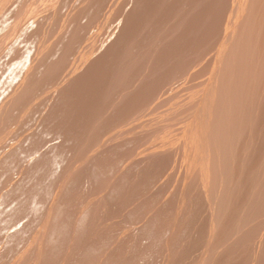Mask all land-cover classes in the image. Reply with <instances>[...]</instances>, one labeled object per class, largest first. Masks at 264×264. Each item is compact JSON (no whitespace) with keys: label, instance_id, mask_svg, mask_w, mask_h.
Listing matches in <instances>:
<instances>
[{"label":"rangeland","instance_id":"obj_1","mask_svg":"<svg viewBox=\"0 0 264 264\" xmlns=\"http://www.w3.org/2000/svg\"><path fill=\"white\" fill-rule=\"evenodd\" d=\"M7 1V2H6ZM13 2V4H14V2H16V1H18V0H15V1H13V0H4V1H0V6L3 4V2H6V3H4L1 7H0V14H2V18H0V20L1 19H3V20H1L0 21V26L1 27H4V28H1V29H4V30H1L0 29V45H1V40H3V41H5L4 43L2 42V47H0V50L2 49V48H4L5 50H7L9 47L11 48V46H9V45H6L7 47H5L4 45L5 44H8V43H10V45L12 44V48H11V50H9V53H10V55H7V54H9L7 51H5V52H1L0 53V56L2 57V53L4 54L3 56H5L6 58H7V60H6V58H4V57H2L4 60H2V58H1V63L3 64V62H4V64H3V66L5 67V65L6 64H8L9 66H11V68L8 66V65H6V72L3 70V73H1L2 71H1V68H0V76H1V79L4 77V75H9L10 76V73H11V80H10V77H9V80H8V77H7V79H6V77L5 78H3L2 80H1V82L3 81L4 83H2V85H0V87H2V88H0V91H2L3 90V88L5 89L6 88V90H7V88L9 87V86H12V84L14 85V88H16V84H17V82H15V81H18L20 78H21V74H22V72H24V71H26V70H24L23 71V68L25 67V69H27L28 67H32V66H34L35 68L36 67H39L40 68V75H38L37 74V77H36V79H33L34 80V82H35V85H33V90L31 91H29V93L31 92H33L32 94H33V96H32V94H28V101H27V96L25 97V98H23L24 100H26L27 102H30L29 100H32L31 101V104L29 105V104H27L25 101V103L29 106V109H31L32 111H33V109H32V102L34 103L35 101H33V100H37V101H41L42 99H44L43 98V96H47V98H50L52 95H54V96H58V97H60V99L58 98V97H54L55 99L56 98H58V101H57V99H56V101H55V99L53 98V96H52V99L50 98V99H46L43 103L46 105H43V103H42V101H41V103L40 104H38L39 106H40V108H42V109H40L39 108V106L37 107H35L34 105H35V103L37 102H35L34 103V105H33V108H37L35 111H33V112H36L35 114H33V112L32 111H30L29 109H28V107H26L25 105L26 104H23V102H22V100H21V102H22V104H21V102H19L17 105L19 106H22V105H24L27 109V113L26 112H24L25 113V117H23V111H25V107L23 108H19L17 105H15V106H17V108L16 109H18V110H16L15 109V111L12 109H10V111H12V113L13 112H20V115L18 116L17 115V117L20 119V120H22L23 118H26L27 116H29L28 118H26L27 119V121L29 120V119H31L30 121H31V123H32V127L33 128H35L37 125V127H36V129H33L32 127H31V123H29V125H30V127L31 128H29L27 125H28V123L26 122H24L23 123V120H22V122L21 121H19L18 120V122H17V118H16V120L14 119L16 116L14 115L13 117H12V119H14L13 121H12V119H11V117H10V119H11V121L10 122H12V123H14L13 124V126H12V124L9 122V118H7L6 116V119H8V123H9V125L11 124V126H9L8 125V123H6V125H8L7 127H6V125H4L5 126V128H7L6 130L5 129H3V133L1 132L2 130L0 129V135H2V139H0V140H3V138H4V136H5V134L7 133V135H11L12 133H11V129L13 130V133L15 134H17V130H19L18 128H20V127H28V128H26V129H28L27 131L25 130V133L24 134H22V135H20L21 133H20V131L18 132V133H20V134H18L19 135V138H18V136H17V138H15L16 137V135L14 136V134L13 135H11V136H14V137H12V138H10V136H8V138L7 137H5V138H7V139H5V140H8V141H10V140H13V141H15V142H17V140H18V143H19V140H22V142H24L23 144H24V146H25V140L27 139H25L24 141H23V139H24V137H26V136H28V142H31V143H33V144H29V143H27L26 144V147H24L21 143V145H20V147L19 148H21V146L22 147H24V148H22V149H19L18 148V143L16 144L17 145V149H18V151L20 152L21 150H27V151H25V153L27 152V154H25L24 153V151L23 152H20L21 154H18L17 152V157H18V155L20 156H25V155H27L28 157L26 158V156L24 157L26 160L27 159H29V160H27L28 162H26L25 161V159L23 160L21 157V159L23 160V162L24 163H22V160L21 159H18L19 160V162L17 161H12L11 162V164H12V167H11V164L9 163V161H8V163L10 164H6L5 166H10L9 168H10V170L12 171H7L10 175L11 174H15L14 176V178H15V180H13L12 178H10L9 176L10 175H8V177H9V179H6V177L5 176H7L6 175V173H4V170L6 169V167L4 166L3 167V165L4 164H2L1 162V164H0V166H1V168H0V173L1 172H3V175L4 176H1L0 175V184H1V189L2 188H5L6 189V187L8 186L9 188H11L10 186H12V184H16L17 186H12L13 187V189L15 188V187H19L20 185L21 186H23V187H25V188H22L21 186H20V188H21V190L23 191H21V192H18V194L16 193L17 191H20V188H18L19 190H17V188L16 189H12L13 191H16V192H14V193H16L15 194V196H20V197H17L18 198V200L20 201L23 197H24V199H22V201H18V203H20V204H18L17 203V198L14 196H12L11 195V197L12 198H14V199H12L11 197V201H10V206H9V204L6 202V201H9L8 199H9V196H10V191H9V188H8V192L5 190V189H3V190H0V192L1 191H3L2 193H0V197L2 198L3 196H5V197H3L4 199H5V201H4V199H3V201H2V199L0 198V200L2 201V203H0V207L2 208V213L4 214V213H6V216H7V214L9 213V211H16L18 208H19V206H21V202H22V204H24L23 205V207L24 208H28L29 209V211L27 210V212H29V213H27L26 211H24V213H22V209H21V207L19 208L20 210H19V215L24 219V221L22 220V218L20 217V219H21V221H19L18 220V218H16L17 220H15L14 222H13V228L11 227L12 225H11V222H10V224H9V222L7 223V220H8V218H9V216H10V218H11V220H14V219H12V217H16L15 215L13 216L11 213L10 214H8V217H5V219H1L0 220V223L2 224V225H0V227L2 228V230H1V232H0V239H1V244H2V246H3V244H4V247L6 248L7 246H9L10 244H12V242L10 241V239L16 244V243H20V245L22 244V248L19 246V245H14V244H12L13 246H15V248H17L18 247V252H16L14 249L12 250L11 249V251H15L16 252V254L15 253H12L11 251H9L10 249V247L6 250L4 247L2 248L3 250L1 251V249H0V251L1 252H5L4 251V249L6 250V251H8V252H6V253H4V254H7V255H9V252H11L12 254H14V255H18L19 257H20V255L22 254V257H20L21 258V261H23L22 260V258H26V256H24L23 257V255L25 254H27L28 255V253H24V252H29V251H31L32 250V252H29V256H31L32 258L35 256V257H37V258H39L40 257V255H43L45 252H46V254H44L43 255V258H42V256L39 258V259H37L40 263L39 264H46V262H47V264H69V263H72L73 264V262H74V264H88V263H90V264H115V263H119V262H117V260H119V259H117V258H120V264H167V261H170V262H168V264H179V262H180V264H181V262L183 261V259H184V261L186 262L187 260V262L186 263H190L191 264V261H189L190 259H189V256L190 255H192V256H190V257H194L193 255H200L199 256V259H197V262L200 264V262H203V264H207V261L208 260H201V258L200 257H202V258H206V259H209V263H212L213 264V262H214V260H215V258H216V256L215 255H217V257H218V255H219V260H220V258L221 257H223V256H225L226 254H228V255H226L224 258L226 259V261H228V262H224L225 260H224V258L222 259V261L224 262V263H221V264H247V263H251V261L250 260H254V259H256V258H254V257H257V255L259 254L260 256H262V259H260V258H258L257 257V259H260L261 261H259L260 263L259 264H264V258H263V256H264V251L262 252H258V250H257V246L258 245H260L261 246V249H263V247H264V240H263V245H261V239H264V235H263V233H264V220L262 221L261 220V224H262V226L261 225H259V222L258 223H256L255 224V222H257V221H259V219H256L257 217H259V214H261L260 215V217H261V219L262 218H264L263 217V214H262V212H261V210H263L264 208V205H263V203H264V201L261 203V205H258L260 208H261V206H263L262 208L263 209H260V212L257 210V212L259 213H255V212H253V214H254V216H255V214L257 215V216H255V219H256V221L253 219V217H251L253 220L251 221L253 224H255V225H257L258 224V226H259V230H258V226L255 228V227H253L251 224V222H249V223H251V224H249L250 226H246L244 229H247L246 230V232L247 233H249L248 232V230H252L251 228H255L254 229V231H257V233L258 234H260V235H258L257 237L255 236V235H257V233H253V230H252V236H251V239L249 238V236H243V237H245V238H243L242 237V239L243 240H241L240 238H237L236 237V235H238V234H240L239 236L241 237L242 235H243V232H245V231H241L242 232V235H241V233L239 232L238 234H236V235H234L235 236V238H237L236 240L239 242V241H241V243H240V246H241V244H243L241 247L240 246H238V242L237 241H235V238H234V236H233V239L231 238L232 237V234H231V232H234V230L232 229V227H234V228H236V226H234L233 225V220L235 219L234 218V216L232 215V217H229V218H227L228 220H229V222H227V219L225 220V222H223L222 224H221V227H219L218 229H217V231L218 230H220L221 232H222V234L221 233H218V232H220V231H216V233H215V237L213 238V239H217V241L216 240H214V242L216 241V243H214V242H212L213 241V239L211 238V239H209V232H210V230H211V221H212V219H210L208 216H209V214H210V216H211V213H210V211H209V207H208V204H207V200L208 199H206V196H205V194L203 193V191H202V193L200 192L201 190H200V188L202 189V186H201V183H200V178L197 180L196 178H198V177H196V173L194 172V175L192 176V175H190V174H193V173H189V170H190V172L192 171L193 172V170H192V168L190 167V164L188 165V160H191V159H188V160H185V162L187 163H185L184 161H182L183 160V158H189V156H190V154L193 156V153H192V151L190 152V150H188L189 148L188 147H190L189 146V144H187V142L185 143L184 142V140H185V138H186V140L188 139V136L190 135V133H191V131H195V129H193V128H191V127H189L190 125V121H186V120H189L190 118H191V121H192V123H194L195 122V120H192V118H195V116L194 115H196L197 116V112L195 113V114H193L191 111H190V109H187V110H184L185 112H186V114L184 113V111H183V108H182V110H181V103H179L180 101L182 102V104H184V102H185V106H186V104H188V106L189 105H191V104H194V103H196L195 104V106L193 107L194 109L196 108H198L197 106H198V97H196L197 99H196V101H195V99H193V98H190L189 96L190 95H192L191 97H194L195 98V96L197 95H199L198 93L200 92V90H198L199 88H202V87H200V86H203V83L205 82V79H207V77L208 76H206V74H207V72L209 71V68H210V66H209V63H211L212 62V60H213V58H214V52H215V48H217V46H215L214 44L215 43H218L219 44V42L221 41V39H222V36H223V34H224V30H225V28H223L225 25H226V23H227V21H228V19H229V15H230V12L229 11H231V9H232V4H233V2L235 1V0H220V1H218V0H198L199 1V3H197V6H196V4L194 3V2H196V0H170V1H168V0H126V2H125V0L122 2V0H119V1H117V0H115V2H114V0H111V1H109V0H90L91 2H89V0H87L86 2H87V4H86V2H85V4H83L84 2L83 1H85V0H75V1H73L75 4H72L73 2L72 1H70L69 2V0H67V1H64V3H66V4H64V3H62L63 2V0H62V4L60 3V5H61V9L63 8L64 9V7H62L63 5H67V6H65V8L66 9H64V10H66L64 13H63V11H62V13H63V15H59V13H60V11L59 10H61V9H59V7L57 8L56 6L59 4V0H57L56 2H58L57 4H56V2L54 1L53 2V4H52V2L50 1L49 3L48 2H46V0H43V2L40 0V1H37V0H23V1H25V2H22L23 4H21V2L20 1H18V3L16 2V4H14L15 6H14V8L12 7L13 6V4H12V2ZM28 1V2H27ZM49 1V0H48ZM53 1V0H52ZM98 1H100V2H98ZM114 2V4H113V2ZM165 1V2H164ZM186 1V2H185ZM200 1L202 2L203 1V3H200ZM218 1V2H217ZM225 1V2H224ZM255 2V5H256V3L258 4V5H260L259 3H261L262 5H263V9H264V2L262 3V2H260V1H264V0H254ZM20 2V3H19ZM33 2V3H32ZM34 2H35V6L37 7L38 5L40 6V7H38V8H40V9H35V7H34ZM37 2V3H36ZM48 3L49 4V8L47 7L48 6V4L46 5V4H44V5H46V7H47V9H46V7L42 4H40V3ZM72 2V3H71ZM78 2V3H77ZM82 2V3H81ZM119 2V3H118ZM120 2H122L124 5H122V3H120ZM144 2V3H143ZM159 2H162V3H164V4H162V3H159ZM192 2V3H191ZM222 2V3H221ZM236 2V1H235ZM259 2V3H258ZM27 3H29L30 5H32L34 8H31V10H30V5L29 4H27ZM39 3V4H38ZM55 3V4H54ZM70 3V4H72V5H75V7H78L77 5L79 4H82V5H84V6H86V8H85V10L81 7H79V8H74V6H72V5H68V4ZM90 3H92V4H90ZM101 3V4H100ZM194 3V4H193ZM217 3H219V4H217ZM253 3V4H254ZM9 4L10 5V7H7L6 8V6ZM18 4H20V6L22 5V6H24V4L25 5H29V6H25L24 8L21 6H17ZM77 4V5H76ZM89 4V5H88ZM103 4V5H102ZM115 4H116V6H115ZM121 4V5H120ZM160 4H162V5H160ZM167 4V5H166ZM172 4V5H171ZM181 6H180V5ZM200 4H202V5H200V6H202V7H199V5ZM6 5V6H5ZM8 5V6H9ZM53 5V7H51V6ZM55 5V6H54ZM88 5V6H87ZM95 5V6H94ZM97 5H98V7H101V8H98L97 7ZM101 5V6H100ZM106 5V6H105ZM111 5V6H110ZM140 5V6H139ZM220 5H221V7H220ZM224 5V6H223ZM230 5V6H229ZM258 5H256V6H254V10L257 8V6ZM262 5H261V8L260 7H258L256 10L258 11V9H259V11H260V9H262ZM5 6V7H4ZM31 6V7H32ZM45 8H44V7ZM70 6V7H69ZM89 6H90V8L91 9H89ZM94 6V7H93ZM115 8H113V7ZM118 6V7H117ZM120 6V7H119ZM160 6L162 7V8H160ZM182 7L181 9L179 8V7ZM194 6V7H193ZM230 8H229V7ZM2 7H4L5 9H7V11L9 12V10H10V8H11V10H10V12L11 11H13V10H15V11H13V12H11V14H10V12L7 14L6 12H4L5 11V9L4 8H2ZM15 7H16V9H15ZM19 7H20V9L21 10H19ZM28 9H27V8ZM71 7H73L74 9H71ZM95 7H96V9H95ZM116 7H117V9H116ZM159 7V8H158ZM187 8V9H184V8ZM198 9H197V8ZM13 8V9H12ZM17 8H18V10L19 11H22L23 10V12L26 14V16H24L25 14L23 13V15L22 14H19V11H17ZM43 8H44V10L46 9L48 12H50L49 10H51V12L49 13V14H52L53 16H49L48 17V15L49 14H47L46 12L47 11H43ZM68 8H70V9H68ZM144 8V9H143ZM172 8V9H171ZM179 8V9H178ZM194 10H193V9ZM26 9V10H25ZM42 9V11H39V10H41ZM54 9V10H53ZM59 9V10H58ZM62 9V10H63ZM97 9H98V11H97ZM157 9H158V11H160V12H157ZM161 9V10H160ZM165 9V10H164ZM209 9V10H208ZM229 11H228V10ZM28 10H30V11H28ZM39 11L38 13H39V17H36V20H35V15L36 16H38L37 14V11ZM68 10H71V11H73V12H71L70 14L68 13V12H70V11H68ZM92 11V12H90V11ZM94 10V11H93ZM96 10V11H95ZM107 10H108V12H107ZM178 11V13H179V11H180V13H179V16H178V13H176L175 11ZM185 10H187V11H185ZM253 10V9H252ZM256 10H255V12H256ZM1 11H3L2 13H1ZM26 11V12H25ZM29 13H28V12ZM32 11V12H31ZM33 11H36V14H35V12L33 13ZM55 11H57L58 12V15L56 14L55 15V13H57V12H55ZM89 12V14H88V12ZM101 11V12H100ZM104 11V12H103ZM116 11V12H115ZM129 13H128V12ZM133 11V12H132ZM191 11H193L194 12V14L192 13H190ZM258 11V12H259ZM262 11V13H260V14H263L264 13V11L263 10H261ZM17 14H19V15H15L16 13ZM30 12L31 13H33V14H35L34 15V17L30 14ZM42 12H43V14H45L47 17L46 18H49V20H51L50 22H51V25H53V24H55V21H52L53 19L55 20V17H56V21H58L59 20V18L57 19V16H60V19H61V21H62V19H63V24L65 23V21L66 22H69V24L68 23H65V24H68V25H66V27H65V25L63 26V24H61L60 23V21H58L59 23H60V25H59V28H55L56 27V25L57 24H59V23H56V25H55V27H52V28H55V29H53L54 31H52V32H54V34L53 35H55V37L54 36H52V35H50L51 33H48V32H51V31H48V29L50 28V24L49 25H45V24H48L49 22V20L48 19H46V18H41V17H44V16H42L43 14H42ZM45 12V13H44ZM79 12H84V13H82V15H84V16H82L81 15V13H79ZM85 12H87V14L85 13ZM94 12H99L100 14H97V13H95L94 14ZM143 12V13H142ZM164 12V13H163ZM254 12V13H255ZM3 13H5V14H7L8 16H6L5 14H3ZM104 13V14H103ZM116 13V14H115ZM145 13V14H144ZM153 13H156L157 14V16H156V14H153ZM175 15V14H177V16H173V14ZM182 13H184V15L182 14ZM187 13H190V14H187ZM215 13V14H214ZM218 13H219V15H218ZM257 14L256 15V13H255V15L253 16L252 15V18L251 19H253V21L255 20L256 22H258V23H256L257 25L256 26H258L259 28H255V24L254 25H252L253 23L251 22V20H250V22L251 23H249L250 24V28H251V32H250V34H252L253 32V34L252 35H254L255 34V31L257 32L256 33V37L255 36H253L254 37V39H253V37L251 38V40L253 39V42L255 43V42H257V41H255V38H256V40L257 39H259L258 40V42L260 41V39H263V41H264V31H263V33L261 32V30L260 29H263L264 28V24L262 23L264 20H262L263 19V17L261 16L260 17V14ZM67 14V15H66ZM76 15V17L75 18H77L78 17V20H79V18H81L80 20L81 21H83L82 20V17H83V19H85V18H88L89 16L88 15H90V17H91V21L89 22V23H91V25L93 26V27H91V28H89V29H91V31L89 30V31H86L84 28L88 25V26H91V25H89L88 23L86 24V22L87 21H89V20H87V21H85V26H84V31H83V29H81V31H79V33L78 34H80L81 36V38L80 37H78L77 36V30L79 29L80 30V28H82V24H83V22H82V24L80 25V23H78V21L77 20H75L73 17H72V15L73 16H75ZM80 16H82V17H80ZM86 14V15H85ZM97 14V15H96ZM111 14V15H110ZM116 16H115V15ZM126 16H125V15ZM128 14H130L129 16H128ZM135 14V15H134ZM160 14V15H159ZM185 14H187V15H189V16H187V15H185ZM15 16L14 18H13V16ZM21 15V16H20ZM29 15V16H28ZM78 15V16H77ZM142 15V16H141ZM144 15V16H143ZM149 15H151L152 17L154 16V18H151V16L149 17ZM182 15V17H183V19H182V17H180ZM196 15V16H195ZM226 15V16H225ZM10 16V17H9ZM30 17V18H32V19H34V21H32L30 18L27 20L26 19V17ZM86 16V17H85ZM98 16H100L99 18H98ZM106 16V17H105ZM113 16V17H112ZM131 16V17H130ZM173 16V17H172ZM195 16V17H194ZM222 16V17H221ZM0 17H1V15H0ZM4 17H6V18H4ZM8 17H9V19L10 20H12L10 23H9V19H8ZM12 17V18H11ZM21 18V20H20V18ZM23 17H24V19H25V21L26 22H24V19H23ZM92 17H93V19H92ZM127 17V18H126ZM136 17V18H135ZM146 19H145V18ZM174 18V17H176V18H180L181 20H183L184 21V19H185V23L183 22H180V21H176V20H179V19H172L173 21H171V19L170 18ZM187 19H186V18ZM189 17V18H188ZM191 17V18H190ZM200 17V18H199ZM226 17H228V18H226ZM37 18H39L40 20H42V19H46V20H48L47 22H45V21H41V24H43V26L41 25V26H39V27H42V29H41V33H44L45 31H48L47 33L50 35V37H49V35L45 32L44 34H40V37L39 36H37L38 38H36V36L35 35H39V33H37L36 31L33 33V31L32 30H30L29 28H27L28 26L30 27V25L32 26H34V24H36L37 22H39L40 23V20L39 19H37ZM66 18V19H65ZM104 20H103V19ZM106 18V19H105ZM110 18V19H109ZM113 18V19H112ZM130 18V19H129ZM142 18H143V20H142ZM152 20H151V19ZM168 18V19H167ZM193 18V19H192ZM209 18V19H208ZM259 18H261V20L259 19ZM6 19V20H5ZM69 19V21H67ZM74 19V20H73ZM98 19V20H97ZM126 19V20H125ZM149 19H150V21H149ZM204 19H208L205 23H203L202 21H204ZM222 21H221V20ZM5 20V21H4ZM15 20V21H14ZM17 20V21H16ZM38 20V21H37ZM79 20V21H80ZM140 20V21H139ZM147 20V24L148 23H151V24H146L145 25V21ZM165 20H166V22H165ZM188 20V21H187ZM197 22H196V21ZM2 21H4L3 23H2ZM20 21H23L24 22V25H22L21 23L22 22H20ZM28 21V22H27ZM32 22V24H31V22ZM80 21V22H81ZM111 21V22H110ZM163 21V22H162ZM170 21L172 22L171 24H170ZM214 21V22H213ZM224 21V22H223ZM262 21V22H261ZM13 22V23H12ZM16 22V23H15ZM17 22H18V24H17ZM20 22V23H19ZM29 22H30V24H29ZM43 22H45V23H43ZM53 22V23H52ZM75 22V23H74ZM102 22V23H101ZM145 22V23H144ZM167 22H169L167 25H165V23H167ZM200 22V23H199ZM12 23V24H11ZM26 23H27V29L28 30H30L32 33H33V37L34 38H36V39H32L33 37H32V35H29V36H31L30 38L33 40V45H34V43L36 44L37 43V45L39 44V43H41L40 45H38L37 47H36V45H35V48L34 47H32L33 45H32V42L30 43V42H28L29 40H30V38L29 39H27L29 36H27L26 34L28 33L29 34V32L30 31H26L27 29L25 28V25H26ZM34 23V24H33ZM39 23H38V25H39ZM94 23V24H93ZM107 23H109V24H107ZM143 25H142V24ZM175 23H176V25H175ZM178 23V24H177ZM203 23V24H202ZM262 23V24H261ZM11 24V25H13V26H11V28L9 29V25ZM22 26H21V25ZM77 25V26H79L78 27V29H75L76 28V26H74V28H73V26H71V25ZM170 24V25H169ZM175 25V26H172V25ZM183 24V27L181 26ZM185 24V25H184ZM202 24V25H201ZM261 24V25H260ZM6 27H5V26ZM15 25H18V27H16L15 29H14V31H12L13 30V28L15 27ZM95 25H96V27H95ZM141 25V26H140ZM145 25V27H143V29L145 30H143L142 29V26H144ZM204 25V26H203ZM224 25V26H223ZM262 25H263V27H262ZM8 26V27H7ZM32 26V27H33ZM49 26V28H47ZM54 26V25H53ZM105 26V27H104ZM108 26L110 27V28H108ZM138 26H140V28L138 27ZM182 27V29H184V30H182L181 31V27ZM192 28H191V27ZM201 26V28H202V30L201 29H199V27ZM254 26V27H253ZM260 26L262 27V28H260ZM21 27L24 29V30H22L21 29ZM36 27H37V25H36ZM39 27H37V28H39ZM61 27V28H60ZM64 29H63V28ZM102 27V28H101ZM147 27V28H146ZM150 27V28H149ZM164 27H166V28H164ZM174 27H176V28H174ZM179 27V28H178ZM212 27V28H211ZM220 27V28H219ZM253 27V28H252ZM37 28H36V30H37ZM46 28H47V30H46ZM70 28H72V29H75V30H73V31H76L75 33H74V36L76 35L77 36V41L75 40L74 42L76 43V44H79V45H77V48H76V44H75V50H74V45H72L71 46V44H73V40H74V38L76 37H74V36H72V37H74V38H72V40H71V38L69 39V40H71V42L72 43H70V45H68V43L70 42H68L67 41V45H68V47H69V49H70V47L72 48L73 47V51L75 52L74 54H73V52H71L72 50H69L68 48H67V45H66V47H65V45H63V43L65 44L66 43V40L71 36V34H69L70 36L64 41V38H62V36H66L65 34H67V33H73V31H72V29H71V31H69V29ZM95 28H97V29H95ZM115 29L116 28V30H115V32H114V30H112V31H110V29ZM128 28V29H127ZM155 28L157 29V30H155ZM167 28H171V30H172V28L174 29V30H176V31H174V33L176 32L177 34H176V36L175 35H173V37L172 38H170L169 36L170 35H172V34H174L173 33V31H167V30H169V29H167ZM9 29V31H7ZM19 29V31L20 30H22V32L23 33H25V31L27 32V33H25V35H26V37H25V35H22V33L21 32H19V31H17V30ZM33 29L35 30V28L33 27ZM51 29V28H50ZM49 29V30H50ZM59 29H60V31H63L62 33H60V31H59ZM63 29V30H62ZM87 29H88V27H87ZM137 29H140V30H137ZM150 29V31H148ZM151 29H152V31H151ZM160 29V30H159ZM164 29V32L162 31V30ZM179 29H180V31H179ZM193 31H192V30ZM197 29H198V31H197ZM253 29V30H252ZM254 29H255V31H254ZM260 31H259V30ZM38 30H40V29H38ZM37 30V31H38ZM95 30V31H94ZM121 30H122V32H121ZM125 30H126V32H125ZM137 30V31H136ZM143 30V31H142ZM190 30V31H189ZM196 31V33H195V31ZM199 30H200V32H199ZM208 30V31H207ZM223 32H222V31ZM2 31L5 33V35L4 36H6V38L5 37H2L3 36V33H2ZM12 31V32H11ZM43 31V32H42ZM84 32V34H82L83 32ZM101 31V32H100ZM142 33L141 35H140V33ZM155 32V36H152V34L154 35V32ZM158 31V32H157ZM164 34V36H162V34L160 35V33L161 32ZM167 31V32H166ZM179 31V32H178ZM184 31V32H183ZM188 32V34L187 33H185V32ZM215 31V32H214ZM80 32H82V33H80ZM86 32H88V33H86ZM89 32H91V34L89 33ZM104 32V33H103ZM138 32V34H136ZM145 32V33H144ZM149 32H151V33H149ZM160 32V33H159ZM169 32V33H168ZM185 33V34H183V33ZM198 32V33H197ZM209 32V33H208ZM212 32H214V33H212ZM258 32H259V34H260V36L258 35ZM11 33L12 34H14L13 36L11 35ZM18 33H20V34H18ZM31 33V34H32ZM37 33V34H36ZM57 33H59V34H57ZM96 33V34H95ZM148 33V34H147ZM170 34L169 36H168V34ZM172 33V34H171ZM208 33V34H207ZM218 33V34H217ZM219 33H221V34H219ZM8 34H10L9 36H11L10 37V39L12 38V37H15V34H17L16 36V38H14V39H11V42L14 40V42H10V40H9V36L7 37V35ZM46 34V35H45ZM85 34H86V36H85ZM92 34H93V36H92ZM108 36H107V35ZM150 34H151V37H150ZM181 34V35H180ZM190 34H192V36L190 35ZM197 34V35H196ZM208 36H207V35ZM41 35H45V37L47 36V38L50 40L51 39V37H53V39L55 38V40H53V39H51V40H53V42L50 40V42L51 43H49V41L48 40H43V39H46L45 37L43 38V36H42V38H41ZM73 35V34H72ZM94 35H95V37H94ZM135 35H136V39H135ZM143 35H145V38H143ZM156 35H158V37H162L163 39V41L161 40V39H158L157 40V38H155L156 37ZM166 35H167V37H169V38H167L168 40H166L165 38H166ZM180 35V36H179ZM184 35V36H183ZM186 35H188V36H186ZM220 35V36H219ZM222 35V36H221ZM90 42H88V44L89 45H93V46H89L91 49L90 50H92L91 52H89V54H88V46L86 45L87 43H86V40L84 39V37ZM91 36V37H90ZM98 36V37H97ZM139 36V39L137 38ZM142 36V38H140ZM147 36H148V38H147ZM175 36V37H174ZM191 36V37H190ZM205 36H206V38H205ZM257 36H259V37H257ZM21 37V38H20ZM67 37V36H66ZM97 37V38H96ZM102 39H101V38ZM133 37H134V39H133ZM160 37V38H161ZM202 37V38H201ZM262 37V38H261ZM2 38V39H1ZM8 38V39H7ZM17 38H20V40H22V38H23V41L25 42L24 43V45H23V41H20L19 39H17ZM27 40H26V39ZM60 38H62L63 39V41H61L60 40ZM89 38V39H88ZM94 38V39H93ZM122 38V39H121ZM132 38V39H131ZM147 38V39H146ZM151 38H152V40H151ZM187 38V39H186ZM208 38V39H207ZM220 38V39H219ZM5 39H7V40H5ZM15 39H16V41H17V43H16V47L17 48H15V46H14V44H15ZM145 39V40H144ZM150 40V42H149V40ZM157 41H155V40ZM171 39V40H170ZM216 39V40H215ZM19 40V41H18ZM27 41V43H26V41ZM36 40H37V42H36ZM39 40L41 41V40H43V41H41V42H39ZM58 40H60L61 41V43H59V41ZM80 40H82V41H80ZM131 42V44L129 43V41ZM159 40H161L162 41V43H161V41L159 42ZM172 40H173V42H172ZM182 40V41H181ZM185 40V41H184ZM198 40V42H195V41H197ZM202 40V41H201ZM9 41V42H8ZM31 41V40H30ZM45 41V42H44ZM46 41H48V43H46ZM58 41V42H57ZM92 41V42H91ZM93 41H95V44H93ZM127 41V42H126ZM144 41V42H143ZM149 42V43H146V42ZM155 41V42H154ZM167 41V42H166ZM171 41V42H170ZM217 41V42H216ZM262 41V42H263ZM19 42V43H18ZM21 42V43H20ZM39 42V43H38ZM79 42H82V43H79ZM126 42V43H125ZM135 42H137L138 43V45H137V43L135 44ZM139 42H140V44H139ZM257 42V43H258ZM261 42V41H260ZM259 42V43H260ZM261 42V43H262ZM58 43V45H60V47H61V44H62V46H64V49H62L63 47H59L58 45H56V47H55V44H57ZM92 43V44H91ZM129 43V44H128ZM144 43H145V45L147 44L148 45V48H150L149 50L150 51H152V50H156L155 52L153 51V52H151L152 53V55H151V53L149 52V50H148V48L144 45ZM161 43V44H160ZM171 43V44H170ZM173 43V44H172ZM176 43V44H175ZM179 43V44H178ZM185 43V44H184ZM188 43V44H187ZM257 43H255L256 44V46H255V44H253V47L255 46L256 48L258 47L259 48V50H257L255 47H254V50H256V53L258 52V51H261V49H264V47H261V45H263V43L260 45L259 43L257 44ZM21 45L23 48L24 47H26V45H32V46H28L29 48L31 47V50H28V47H26V48H24V51H23V49H22V51L20 50V48H19V46L18 45ZM43 44H44V46L45 45H48V47L47 46H45V47H47V48H45L44 46H43ZM51 44V45H50ZM82 44H85V46H87V47H83V45ZM141 44H143L144 46H145V48L143 47V45H141ZM158 44V45H157ZM161 46H160V45ZM164 46H163V45ZM191 44V45H190ZM205 45V47H204V45ZM207 44H209V45H207ZM218 44H216V45H218ZM50 45V46H49ZM83 47V48H86L85 50L87 51V53L85 52V50L81 47V46ZM94 45H95V47H97V48H95L94 47ZM97 45V46H96ZM122 45H123V47H122ZM126 45H129V47L128 46H126ZM135 45H136V47L139 49V47L140 48H144L146 51L148 50V52L150 53V55L147 57V58H145V56H143V54H140V52H137V51H140V50H137V48H135ZM156 46V47H154V46ZM203 45V46H202ZM20 46V47H21ZM39 46L40 47H42L43 49L42 50H40L41 48H39ZM55 47V50L56 51H58L59 49H61V50H63L62 52L64 53V54H61L60 53V55H59V51L58 52H56V59L58 58L59 59V61H60V57H63L64 55H65V51L64 50H66V48L70 51V54H69V58L68 57H65L64 56V58L67 60H70V62L67 64H64L65 66L66 65H69V69H67V67H65V70H69L68 72H69V75L68 74H66L65 75V73L67 72V71H64V69L63 68H60L59 67V65L58 64H56L57 63V61L58 60H56L55 58H54V60H56V63H54L55 61L53 60V64L54 65H52V67H50L51 66V61H50V63H47V64H43V63H46V62H44V61H47L48 62V59H50L51 57H54L55 55V52H54V54H52V53H50V54H52V55H54V56H51L48 52H53L54 51V47ZM81 48H80V47ZM101 46V47H100ZM124 46H126V47H124ZM152 47V49H151V47ZM163 46V48H161ZM201 47V49L203 50V52L207 49V51H205V53H202V50L201 49H198V50H196V47L197 48H200ZM264 46V45H263ZM21 47V48H22ZM59 47V48H58ZM79 47V48H78ZM121 47L123 48V49H121ZM133 47V48H132ZM154 47V48H153ZM203 47H204V49H203ZM210 47V48H209ZM213 47V48H212ZM7 48V49H6ZM33 48L34 49H37V50H33ZM51 48H53V49H51ZM98 48H100L99 50H98ZM124 48H126V49H124ZM156 48V49H155ZM175 49V51H174V49ZM14 49H17V50H20V51H18V52H20V55H22L21 53L22 52H24L25 53V49H27L28 51L27 52H31V54H29V53H27L28 55H31L32 56V53H34V54H36V55H38V57H35L36 58V62L39 60L40 61V63H39V65L37 64V63H35L34 64V60L32 61V59H33V57H32V59L30 58V56L28 57L27 56V54H26V56L23 54L22 55V57H23V59H24V57H25V59H26V61L25 62H23V60L22 59H20V58H22L21 56H20V58L18 57L17 58V54H19V53H17V51H15L17 54L16 55H14V51L13 50ZM77 49L79 50V52L77 51ZM131 49V50H130ZM136 49V51H134ZM144 49H141L142 51L144 50ZM212 51H210V50ZM49 50H51V51H49ZM80 50H81V52L83 53V55H80L81 53H80ZM84 50V51H83ZM96 50H97V52H96ZM122 50L123 51H125L124 52V54H122V55H120L121 53H122ZM130 51V53L131 54H135L136 52L137 53H139V54H137L136 53V55H133L134 57H130V56H132L131 54H130V56H128V55H125V54H127V53H129V51ZM144 50V51H145ZM165 50V51H164ZM187 50V51H186ZM200 50V51H199ZM209 50V51H208ZM11 51V52H10ZM43 53H42V52ZM78 53H77V52ZM95 51V52H94ZM120 51V52H119ZM128 51V52H127ZM146 51H145V53H146ZM173 51V52H172ZM180 51V52H179ZM190 51V52H189ZM197 51H199L198 53H199V55H198V53H197ZM263 51V50H262ZM261 51V52H262ZM7 52V53H6ZM41 52V53H40ZM46 52L48 53V56H49V58H45V57H47V55H45L46 54ZM66 52H67V50H66ZM119 52V53H118ZM134 52V53H133ZM147 52V53H148ZM186 54H185V53ZM188 52V53H187ZM194 52V53H193ZM196 52V53H195ZM11 53L13 54V56L15 57L16 56V58H17V61L15 60L16 58H14L13 56H11ZM42 54V56H40V54ZM68 53V52H67ZM79 54L78 55V58H79V60L76 58L75 59V54ZM146 53V56L148 55ZM155 53V54H154ZM193 53V54H192ZM212 55H211V54ZM255 52H254V54H256ZM260 53V52H259ZM72 54H73V59H71L72 58ZM87 56V58H85L84 56L85 55ZM88 54V55H87ZM98 54V55H97ZM156 54H158V55H156ZM177 54V55H176ZM178 54H179V56H178ZM189 54H192V55H189ZM35 55V56H36ZM63 55V56H62ZM106 55V56H105ZM124 55H125V57H124ZM154 55H156L155 57H154ZM193 55H196V56H198L199 57V59H197L198 57H195V56H193ZM200 55H202V56H200ZM203 55H204V57H203ZM206 55V56H205ZM207 55H208V57H207ZM211 55V56H210ZM257 55H259L258 56V58L256 57ZM254 58H256V59H254V60H261V62H263L264 60H262V59H264V51H263V54H257ZM11 56V58H14V59H12L13 61H11L10 59H9V57ZM19 56V55H18ZM41 57V60L39 59L40 57ZM71 56V57H70ZM77 56V55H76ZM90 56H91V58H90ZM121 56L123 57L122 59H121ZM129 57V58H131V59H129V58H126V57ZM170 56V57H169ZM188 56H191V57H189L188 58ZM261 56H263V58L261 59ZM82 57H84V59H87L86 61H84V59L82 58ZM152 57V58H151ZM153 57H154V59H153ZM164 57V58H163ZM195 57V58H194ZM202 57V58H201ZM207 57V58H206ZM213 57V58H212ZM28 58H30L31 60H29L30 61V63H32L33 62V64H31V65H29L30 63H29V61H28ZM64 58H63V60H61V62H63V63H65L66 62V60H64ZM81 58H82V61H81ZM134 58L136 59V61L138 62V60H139V62L138 63H135V61H134ZM149 58V59H148ZM161 58V60H159V59ZM174 58H176V60L174 59ZM206 58V59H205ZM209 58V59H208ZM19 59V60H18ZM24 59V60H25ZM38 59V60H37ZM77 60L76 62H75V60ZM161 62H159L158 60ZM172 59V60H171ZM190 59H193V61L192 60H190ZM196 59V61H194ZM200 59H202V60H200ZM21 60H22V62H23V64L24 63H27L25 66L23 65H20V64H18V63H21L22 64V62H21ZM51 60H52V58H51ZM72 60H74V62L73 63H71V61ZM151 60H153V61H151ZM167 60H170V61H167ZM199 60V61H198ZM20 61V62H19ZM28 61V62H27ZM131 61V62H130ZM133 61H134V65L132 66L131 65V63H133ZM167 61V62H166ZM5 62H8V63H5ZM12 62L14 63L15 62V64L13 65L12 64ZM78 62V63H77ZM118 62H121V65H120V63H118ZM126 62V63H125ZM175 62V63H174ZM189 62H190V64H193V63H195V64H193V65H188L189 64ZM199 62V63H198ZM256 62V61H255ZM260 62V63H261ZM0 63V64H1ZM59 63V62H58ZM63 63H60V64H62V66H63ZM76 63V64H75ZM88 63V64H87ZM129 64V66H132L131 67V69L129 68V66L127 67V65ZM153 63V64H152ZM158 63H160V64H158ZM166 63H168V65L166 64ZM198 63V64H197ZM202 63V64H201ZM2 64L0 65V67L2 66ZM36 64H37V66H36ZM44 65V66H47L48 64H49V66H47V67H42V65ZM58 65L57 67H55L56 65ZM79 64L82 66V67H80L79 66ZM83 64V65H82ZM113 64V65H112ZM117 64V65H116ZM119 64V65H118ZM126 64V65H125ZM179 64V65H178ZM200 64V65H199ZM18 65L19 66H21L20 68H21V70L20 69H18L17 67H18ZM77 65H78V67H77ZM145 65H146V67H145ZM153 65V66H152ZM162 65V66H161ZM167 65V66H166ZM177 65V66H176ZM260 66V67H256V66ZM13 66H17L16 68L20 71V73L19 72H17L18 70H15L16 68H14ZM53 66L56 68V70L55 71H60V72H62L63 71V73H61L60 74V72H56L57 74L59 73V76L57 75V74H55V72L54 71H51V70H54L53 69ZM61 66V67H62ZM75 66V67H74ZM125 66H126V68H125ZM137 66H139L140 68H141V70L139 69V67H137ZM174 66H176V69H175V67ZM253 66H255V69L256 68H258V70H260V68L261 67H263L264 68V65H262V63L261 64H253ZM23 67V68H22ZM48 67H50V71H49V73H47L48 72ZM77 67V68H76ZM150 67V68H149ZM165 67H167V68H165ZM169 67V68H168ZM191 67H194V68H191ZM11 69V70H13L14 71V75H13V71L12 72H8L7 71V69ZM43 68V69H42ZM47 68V69H46ZM57 68H59L58 70H57ZM71 68H73V69H71ZM77 69V72H75V70ZM112 68V69H111ZM123 68V69H122ZM127 68H129V70H131L132 71V73L129 71V70H127ZM134 68H136V69H134ZM152 68H154V69H152ZM160 68V69H159ZM178 68V69H177ZM197 68V69H196ZM205 68H207L208 69V71H206V72H204L205 71ZM262 68V69H263ZM80 69V70H79ZM125 69H126V71L128 72V73H126V75H128L127 76V78H126V76H124V72H125ZM134 71H137V72H134ZM190 69H191V71H190ZM195 69V70H194ZM203 69H204V71H203ZM93 70V71H92ZM119 70V71H118ZM140 70V71H139ZM142 70H143V72H142ZM162 71V73H161V71ZM173 70H177V72L175 73ZM179 70V71H178ZM200 70H202V71H200ZM264 70V69H263ZM22 71V72H21ZM75 72V74L73 75V73ZM80 71V72H79ZM112 71V72H111ZM118 71V72H117ZM121 71V73H122V75L123 76H121V73L120 74H118L119 72ZM147 71H149V72H147ZM193 71V72H192ZM261 71V70H260ZM5 72V73H4ZM43 72H44V74H43ZM45 72L47 73V74H45ZM50 72H53V75L54 76H58V78L60 77V75H61V77L63 78V80H61L62 78H59L60 80L59 81H56L55 83L57 84V82H60V81H62V82H60L61 83V86L62 85H64V88H62L61 86L59 87V85H60V83L57 85L59 88H57V86L55 85V87H53V85H50V87L53 89V90H51L52 91V93L50 92V90L49 89H51L50 87L48 88V90H45V89H47V88H45L46 87V85L48 84L49 85V82L52 84V82L51 81H55L56 79H54L55 77H53L52 76V73H50ZM82 72V73H81ZM138 72H140V74L139 75H137L138 74ZM151 72V73H150ZM196 72H197V74H196ZM199 72H201V73H199ZM259 72V71H258ZM6 73H8V74H6ZM18 73V75L17 76H15V74H17ZM111 73V74H110ZM113 73H115V74H113ZM130 73V74H129ZM137 73V74H136ZM147 73H150L149 75L147 74ZM156 73H158V74H156ZM165 73V74H164ZM189 73V74H188ZM194 73V74H193ZM205 73V74H204ZM262 73H263V75H262ZM3 74V75H2ZM19 74L21 75L20 77H19ZM41 74H43V75H45L44 77L46 78V75L48 76L49 74V79H50V76L51 77H53L52 78V80H49L48 78H46V79H44L43 78V82L45 83L46 81H47V79H48V81L44 84H42V82H41V84L44 86L45 85V87H44V91H43V93L41 92V93H39V91L41 90L40 89V87L42 86H40L39 85V79L38 78H42L43 77V75H42V77H40L41 76ZM110 74V75H109ZM136 74V75H135ZM162 74L163 75H165V76H163L162 77V79H161V76H162ZM176 74V75H175ZM188 74V75H187ZM199 74H201V75H199ZM205 75V77L206 78H204L203 79V77H204V75ZM209 74V73H208ZM72 75V76H71ZM113 77H112V76ZM116 75V76H115ZM144 75H145V78H144ZM147 75H148V77H147ZM160 76V77H158V76ZM178 75V76H177ZM179 75H180V77H179ZM259 75H262L263 77H264V72H260V74ZM3 76V77H2ZM12 76H13V78L15 79H13L12 78ZM15 76V77H14ZM67 76H69V78L67 77ZM74 76V77H73ZM110 76V77H109ZM114 76H115V78H114ZM117 76H118V79L119 78H121L122 77V79H123V77L130 83V82H132L131 84H133V83H135L136 84V86H135V84H134V86L136 87H131V86H128V85H131V84H124V83H126L125 81H124V79L122 80V79H120V81H118V82H120L119 83V85L118 84H116V83H118V82H116L115 83V79H117ZM120 76V77H119ZM130 76H133V77H131L132 79H134V81L132 80V81H130L131 79L129 78ZM134 76H135V78H134ZM137 76V77H136ZM150 76V77H149ZM155 76V77H154ZM170 76V77H169ZM201 76V77H200ZM262 76H257V77H259V81L256 79V81H255V79H254V81H252V84L254 83H256L257 81L258 82H261V83H256L257 84V86H256V84H255V89H257V91L259 92L260 90H258V88H256V87H260V85L262 84V85H264V78L262 79ZM80 77V78H79ZM83 77V78H82ZM94 77V78H93ZM143 79V81H145V82H142V80H140L141 78ZM168 77V78H167ZM171 77H173V78H171ZM175 77V78H174ZM194 77V78H193ZM199 77V78H198ZM260 77H261V79L263 80H260ZM70 78H72V80L70 79ZM105 78V79H104ZM111 78H113V79H111V80H113L114 81V83H112V81L110 80ZM128 78H129V80H128ZM137 78V79H136ZM160 78V79H159ZM176 78H181V80L180 79H177V82H176ZM183 78V79H182ZM187 78V79H186ZM189 78V79H188ZM196 78V79H195ZM199 79V85L198 84H195L196 82H198V79ZM4 79L8 82V84H10V85H8L7 84V82H5L4 81ZM13 79V80H12ZM64 79L66 80V81H64ZM108 79H109V81H108ZM117 79V80H118ZM135 79L137 80L136 82H135ZM155 79V80H154ZM158 79H159V81H158ZM164 79H168L167 81L166 80H164ZM203 79V80H202ZM32 80V81H33ZM36 80V81H35ZM70 80V81H69ZM116 80V81H117ZM153 80V81H152ZM166 82H164V81ZM189 81L190 82V84H191V86L193 87V88H191V87H189L188 86V83H187V81ZM200 80H202L201 81V83L202 84H200ZM13 81V82H12ZM75 81V82H74ZM97 81V82H96ZM124 82V83H121V82ZM140 81H141V83H140ZM162 81V82H161ZM171 81V82H170ZM65 82V83H64ZM66 82H68V83H66ZM109 82V83H108ZM138 82V83H137ZM174 84H173V83ZM182 82V83H181ZM16 83V84H15ZM54 83V82H53ZM78 83V84H77ZM145 83V84H144ZM155 85H154V84ZM157 83V84H156ZM159 83V84H158ZM171 83V84H170ZM3 84H7L8 85V87H7V85H3ZM32 84H34L33 82H32ZM70 84V85H69ZM84 84H86V85H84ZM107 84H108V86H109V88H108V86H107ZM112 84H113V86H112ZM115 84H116V88H115ZM121 84V85H120ZM122 84H124V85H122ZM138 84H140L139 86H138ZM142 84V85H141ZM147 84V85H146ZM164 84H168V85H164ZM173 84V85H172ZM187 85L186 87L188 88L189 87V89L191 88V89H193V90H191V93H190V91H188V93H187V91L185 90V89H187V88H185V86L184 85ZM253 84V85H254ZM260 84V85H259ZM66 85H68V86H66ZM130 88H128L127 86ZM145 85V86H144ZM154 85V86H153ZM158 85V86H157ZM176 85V86H175ZM180 85V86H179ZM182 85H183V87H182ZM34 86H36V87H34ZM78 86V87H77ZM117 86H118V88H117ZM120 86H121V89H120ZM126 86V87H125ZM137 86H138V88H137ZM157 86V87H156ZM160 86V87H159ZM170 86H172V87H170ZM48 87V86H47ZM91 87V88H90ZM113 87V88H112ZM124 87H125V89L126 88H128V91L130 92L129 94H131V95H129V94H125V92H128L127 90H125L124 89ZM142 87H144V89L142 88ZM145 87H146V90H145ZM165 88L164 90H163V88ZM181 87H182V89L184 90V91H182V92H184V94L183 93H181ZM264 87V86H263ZM262 87V88H263ZM10 88V87H9ZM9 88H8V90H9ZM31 88V89H32ZM34 88H36V90H34ZM43 88V87H42ZM54 88H56L55 90H54ZM96 88V89H95ZM143 90H142V89ZM150 88V89H149ZM160 88H162L161 90H159ZM171 88V89H170ZM195 88H198V89H195ZM58 89H61V90H59L58 91ZM114 89H116V91L114 90ZM125 90V92H124V94L126 95H124L123 93H122V91H124ZM132 89L134 90L133 92H132ZM136 89V90H135ZM148 89V90H147ZM188 89V90H189ZM254 88H253V86H251V88H250V90H252V91H254L253 90ZM6 90H3L4 91V93H3V91H2V93L3 94H7L8 93V90L6 91ZM11 91L12 90H14L13 88H11L10 89ZM38 90V91H37ZM131 90V91H130ZM145 90V91H144ZM157 90H159L158 92H157ZM168 90H170V92L172 93L173 91H175L176 92V95L177 96H175L174 94H175V92H173L172 94L175 96H171L172 94L168 91ZM264 90V89H263ZM7 93H6V92ZM35 91L37 92V96H35L34 94H35ZM51 93H49V92ZM54 91V92H53ZM97 91V92H96ZM113 91H115V92H113ZM143 91V92H142ZM147 91H153V94L151 93H145V92H147ZM166 92V93H164V94H162L163 92ZM177 91H179V92H177ZM197 91H198V93H197ZM257 91H255V92H257ZM46 92L47 93H49L48 95L46 94ZM56 92H57V94H56ZM61 92H62V94H61ZM109 92H111V93H109ZM120 92V93H119ZM137 92V93H136ZM138 92H141V94L140 93H138ZM169 92V93H168ZM257 92V93H258ZM45 93V94H44ZM56 95H55V94ZM82 93V94H81ZM117 93H119V97L121 96L120 94H123L122 95V97H123V99L121 98V100L119 101V98H118V101H117V103H116V101H114L113 100V98L115 99V96L116 97H118V95H117ZM160 95H159V94ZM195 93H196V95H195ZM39 94L41 95V94H44V95H42V98L39 96ZM116 94V95H115ZM139 94V95H138ZM147 94V95H146ZM169 94H171V95H169ZM180 94V95H179ZM260 95H261V92L259 93ZM263 94H264V91L262 92V97H263ZM1 95V94H0ZM92 95V96H91ZM103 95V96H102ZM107 95H109V96H107ZM114 95V96H113ZM142 97H141V96ZM167 95H169L168 96V98H167ZM182 95V96H181ZM189 95V96H188ZM3 96V95H2ZM1 96V97H2ZM6 96V95H5ZM30 96V97H29ZM49 96V97H48ZM68 96V97H67ZM71 96V97H70ZM147 96V97H146ZM164 96H166L165 98L167 99H165L164 98ZM1 97H0V99H1ZM93 97V98H92ZM99 97L102 99L101 101H100V99H99ZM109 97V98H108ZM138 97H140L139 99H138ZM145 97V98H144ZM149 97V98H148ZM171 97H173V98H171ZM181 97V98H180ZM39 98H41V99H39ZM46 98V97H45ZM66 98V99H65ZM71 98V99H70ZM106 98V99H105ZM126 98V99H125ZM190 98V100L191 99H193L194 100V103H192L193 101H189L188 99ZM264 98V97H263ZM263 98H260V99H262L263 100ZM53 99H54V101H53ZM65 99V100H64ZM99 99V100H98ZM117 99V98H116ZM128 99V100H127ZM131 99H133V100H131ZM136 99H138V100H136ZM146 99V100H145ZM159 99H161V101L159 100ZM175 99V100H174ZM260 99L258 100V102H260ZM49 100V101H48ZM114 102H113V101ZM151 103V101H152V103H154V105L156 104L158 107H160L161 106V108H159V111H158V107L157 108H155L154 107V105L152 106V103L150 104L148 101ZM157 100V101H156ZM184 102H183V101ZM48 101V104L47 103H45V102H47ZM54 102V103H51V102ZM103 101V102H102ZM104 101H106V102H104ZM143 101H144V103H147V104H144L143 103ZM155 101H156V103H155ZM179 101V102H178ZM57 103V105H56V103ZM79 102V103H78ZM116 103V107L114 108V106H113V108H112V106H110V105H112L113 103ZM137 102H139L138 104H137ZM173 102H175L174 103V105H173V108H174V110H175V104L177 105L176 106V108L178 107L179 108V111H180V114H181V116H182V118L183 119H180L181 118V116H179V114H178V117H179V119H178V121L176 120L177 118H175L176 117V113H179V112H176V111H178V108H177V110H175V111H172V113L173 112H175V114L176 115H174L175 117H173V115H171V117H170V114H172V113H170V111H171V109L169 110L168 109V107L170 108V104L171 103H173ZM178 102V103H177ZM257 102V101H256ZM257 102V103H258ZM262 102V101H261ZM260 102V103H261ZM263 102H264V100H263ZM107 103H108V106H107ZM131 103V104H130ZM141 103V104H140ZM168 103H169V105H168ZM259 103V104H260ZM37 104V103H36ZM50 104H51V106H50ZM88 104V105H87ZM142 104H144V105H142ZM178 104H180V105H178ZM262 104H264V103H262ZM262 104H260V106L262 105ZM48 105V106H47ZM123 105H125V106H123ZM133 105V106H132ZM164 105H167V106H164ZM197 105V106H196ZM52 106H55L54 108H52ZM64 106V107H63ZM98 106V107H97ZM101 106V107H100ZM102 106L104 107V108H102ZM111 108H110V107ZM138 108H137V107ZM141 106H143V108L141 107ZM145 106V107H144ZM148 106V107H147ZM151 106H152V109H153V107L155 108V109H157V110H155V111H153L154 113H152L151 114V112L152 111H150L151 109ZM172 106V105H171ZM185 106H183V107H185ZM187 106V107H188ZM254 106H255V104H254ZM258 107V104H256V108L258 107V110H260L261 109V107H263V106H261V107ZM14 107V106H13ZM31 107V108H30ZM51 107V109H48V108H50ZM57 107H60V108H57ZM71 107V108H70ZM108 107V108H107ZM147 107V108H146ZM163 107H167L166 108V111H165V109L163 108ZM189 107H192V106H189ZM46 108V109H45ZM79 108V109H78ZM97 108H100V109H97ZM104 109V111L102 110V109ZM110 108V109H109ZM136 108H137V110H136ZM172 108V107H171ZM172 108V109H173ZM264 108V107H263ZM263 108H262V112H263ZM24 109V110H23ZM52 109H54V110H56V111H54V113L52 112L53 110ZM95 109V110H94ZM97 109V110H96ZM111 109H114V112L111 110ZM119 109V110H118ZM130 109V110H129ZM133 109H135L134 111H133ZM145 109V111H143ZM149 109V112H147V110ZM169 111H168V110ZM184 109H186V108H184ZM193 109V110H194ZM195 109V111H197ZM28 110L30 111V112H28ZM38 110H39V113L40 114H42V118H43V115L44 114H46V115H49V116H46V115H44V118L42 119L43 120V122H47V123H43L42 121H38V122H40V124H42V125H39V123L37 122V121H35V117L34 116H36V115H39V113L37 114V112H38ZM62 110H64V111H62ZM99 110V112H97ZM103 112H101V111ZM138 110H141V112H138ZM163 110V111H165V112H161V111ZM192 110V109H191ZM192 110V111H193ZM41 111V112H40ZM59 111H62L61 113H59ZM69 111V112H68ZM96 111V112H95ZM108 111V112H107ZM116 111L121 115H119L118 113L116 114ZM128 111H129V113H128ZM133 113H132V112ZM168 111V115H167V112ZM183 111V112H182ZM43 112V113H42ZM72 112V113H71ZM136 112H138V113H136ZM142 112H144V113H142ZM260 114H262V112H260V111H258ZM10 113V112H9ZM9 113H7V114H9ZM15 113H13V114H15ZM52 113V114H51ZM64 114V117H62L63 116V114ZM95 113V114H94ZM110 113V114H109ZM128 113V114H127ZM145 113H147V115H149V116H146V114ZM149 113V114H148ZM166 113V114H165ZM259 113H257L258 115H259ZM13 114H11V115H13ZM17 114V113H16ZM26 114H27V116H26ZM32 114V115H31ZM61 116H60V115ZM114 114V115H113ZM133 114V115H132ZM134 114H136L135 116H136V120L139 122V123H143V121H144V119H143V117H145V120H147L148 121V118L149 117H151L150 119H151V125H150V122L149 123H147V124H149V126L151 127L152 126V128L154 127V130L152 129V131L154 132L155 130H160V131H158V132H160V133H156V131L153 133V132H149V128L150 127H148V126H146L145 127V125H147V124H145V121H144V124H142L141 126H142V131L141 130H139V131H136V128H137V126L138 127H141L140 126V124L137 122V121H135V124H136V122L138 123V124H136V128L133 126L134 124V121H132L133 123H131V120H132V118L134 117L135 118V116H134ZM141 114H143V115H141ZM151 114V115H150ZM155 114H158L159 115V117H154V115ZM174 114V113H173ZM183 114V115H182ZM191 114V115H190ZM263 114H264V112H263ZM10 115V114H9ZM9 115H7V116H9ZM55 115H57L56 116V118H55ZM60 117H59V116ZM96 115V116H95ZM98 115V116H97ZM103 115V116H102ZM121 117H119V116ZM123 115V116H122ZM130 115H131V119H129L130 118ZM141 117H140V116ZM185 115H188V116H190V117H186ZM258 115H257V117L255 118V119H259V120H256L255 121V123L257 124H259V123H261V121L263 120V115H262V117H261V115L258 117ZM40 116V115H39ZM46 116V117H45ZM70 116V117H69ZM108 117V118H106V119H108V120H106V119H103L102 117ZM113 116V117H112ZM129 116V118H126V117H128ZM138 116H139V119H137L138 118ZM194 116V117H193ZM255 116H256V114H255ZM65 118V120H62V118ZM110 117H112V118H110ZM116 117V118H115ZM162 117V119L165 121V119H164V117L165 118H167L166 120H169V122H171L172 124L171 125H173V128L172 127H167V128H169V129H171L172 128V131L171 130H169L170 131V133H168L169 131L166 129V128H164V127H166L163 123H168V121H165V122H163L160 118ZM184 117H186L185 119L186 120H184ZM22 118V119H21ZM51 118V119H50ZM89 118H91V119H89ZM100 118V119H99ZM102 118V119H101ZM119 118V119H118ZM124 118H126V119H128V121H126V123L127 124H131L130 126L133 128V129H135V130H133V132L131 131H129L130 129H131V127L129 126V125H127L126 123H124L123 122V124L125 125L126 124V128L127 129H123L122 128V126H123V124L122 123H120V120L121 121H123L124 120ZM133 118V119H134ZM140 118H142L143 119V121H142V119L140 120ZM154 118V120H152ZM161 120L160 122H163V123H160L158 120L159 119ZM188 118V119H187ZM261 118V119H260ZM6 119L4 118V121L6 122ZM26 119L24 120V121H26ZM34 119V120H33ZM39 118H38V116L36 117V120H38ZM49 119V120H48ZM71 119V120H70ZM74 119V120H73ZM158 119V120H157ZM40 120V119H39ZM50 121V122H48V121ZM77 120V121H76ZM91 120H93V121H91ZM104 120H105V122H104ZM111 122H110V121ZM119 121V123H116V122H114V121ZM158 121L157 123H156V121ZM172 120L174 121V122H172ZM186 121V122H184V121ZM16 121V122H15ZM103 121V122H102ZM110 122V123H107V122ZM146 121V122H147ZM150 121V120H149ZM155 121V122H154ZM175 121H177V123H178V125H179V122H180V126H178L177 125V123L175 122ZM258 121V122H257ZM4 122V123H5ZM42 122V123H41ZM69 122H71L70 124H69ZM74 122V123H73ZM97 122H98V124H97ZM100 122V123H99ZM182 122H184V125L186 124V126L188 125V129L189 128H191L190 130L191 131H189V130H187V127L186 126H184L183 127V125H182ZM189 122V124H187ZM48 123H50V124H48ZM68 123V124H67ZM76 123V124H75ZM79 123V124H78ZM113 125H112V124ZM162 124V125H164L163 126V128L165 129H162V128H156V127H159L160 125L159 124ZM174 123H176L175 125H174ZM192 123H191V125H192ZM263 124H264V121L262 122ZM19 124H23L22 126H20ZM27 124V125H26ZM35 125V127H34V125ZM37 124V125H36ZM46 126H45V125ZM47 124L48 125H50V126H47ZM55 124V125H54ZM57 124V125H56ZM74 124V125H73ZM86 126H85V125ZM88 124V125H87ZM89 124H92V127H91V125L89 126ZM97 124V125H96ZM119 124V125H118ZM122 124V126H120ZM156 124H157V126H156ZM256 124H254L255 126H256V128L258 129H256L254 126H253V129H252V131L254 132L255 131V129L257 130V132L255 131V133H253L252 132V138L250 139L248 136H247V139L249 138V140H251V141H249V142H251V143H249V144H252V142L254 143V141H256V140H258L257 142V144H256V151L258 152V153H260L261 154V156H263V158L262 157H260L259 156V154H258V156L260 157V158H262V160L264 159V145H263V141H264V130H262V128H263V124H261L260 126H257ZM0 127H2V128H4L2 125H3V123L1 124L0 123ZM15 125H19L20 127H16ZM26 125V126H25ZM52 125V126H51ZM96 125V128L94 127V126ZM99 125H101V126H99ZM116 126V125H118V126H120V128H122L123 129V131H122V129H120L121 130V132H125V138H123V139H121L122 137H123V133H121V134H123V135H121V134H119L118 133V135H120L119 137H114L113 135H114V133L115 132H112L111 131V129L113 128V126ZM143 125H144V128H143ZM162 125L160 126V127H162ZM168 125V124H167ZM182 125V126H181ZM263 125V126H262ZM16 127L17 128V130H15V131H17V132H14V129L15 128H13V127ZM42 126H44V127H42ZM69 126V127H68ZM74 126H75V128H74ZM79 126V127H78ZM80 126H83V129H82V127H80ZM85 126V127H84ZM108 126V130H110V131H106L107 129H104V128H106V127ZM110 126H112V128L110 127ZM114 126V127H115ZM177 126H178V128H177ZM262 126V127H261ZM22 127V131H24V128ZM41 127V128H40ZM51 127V128H50ZM71 127H73V128H71ZM79 129H77V128ZM94 127V128H93ZM109 127H110V129H109ZM123 127H125V126H123ZM128 127L130 128L129 130H128ZM181 129H180V128ZM42 128H43V131H42ZM90 128V129H89ZM102 128V129H101ZM119 128V127H118ZM118 128H114V129H112L113 131H116V129L118 130ZM149 129L148 131H146V129ZM174 128H177V129H174ZM260 128V129H259ZM8 129H10L9 131V133H8ZM32 129V130H31ZM38 129V130H37ZM48 129H50V131L48 130ZM51 129H52V131H53V133L51 132ZM69 129V130H68ZM84 129H86V130H84ZM91 129H93V130H96V131H92ZM100 131H99V130ZM137 129H140V128H137ZM143 129H145V130H143ZM264 129V128H263ZM20 130H21V128H20ZM40 130V131H39ZM45 130V131H44ZM55 130V131H54ZM76 130H77V132H76ZM82 130H84L82 133L83 134H81V131ZM88 130H90L89 132H88ZM127 131V133H126V131ZM164 130V131H163ZM182 130V134H183V138H179V136L181 135V133H180V131ZM185 130H187V131H185ZM6 131V132H5ZM47 131V132H46ZM50 133H49V132ZM92 131V132H91ZM105 131L107 132L106 134H108V135H106V136H109L111 133L110 132H112V138L113 139H115V141L113 142V139H112V141H111V139H106L105 138V135H104V133H105ZM135 131H136V133H135ZM185 131V133L186 132H189L188 134L189 135H187V134H184L183 132ZM26 132H28L29 133V135H28V133H27V135H26ZM32 132V133H31ZM38 133V134H36V133ZM85 132V133H84ZM93 132H95V133H93ZM99 132H100V136H99ZM102 132V133H101ZM104 132V133H103ZM117 132V131H116ZM129 132V133H128ZM137 132L139 133V134H137ZM142 132V133H141ZM147 132H149L150 134H149V136H148V134L146 135V133ZM165 134H164V133ZM171 132H173L172 134H171ZM261 132H262V134H261ZM23 133V132H22ZM51 135V136H48L49 134ZM56 133V134H55ZM73 133V134H72ZM78 134V136H80L81 138H83L82 136H85L83 139H82V141H81V138L80 137H78L77 136V134ZM92 134V136H93V134H94V136H93V138H92V141H91V135H89V134ZM131 133V135H132V137H130L129 136V134ZM145 133V136L144 137H146L145 139H146V141L149 139L148 137H150V139L146 142L145 141V139H144V137H142V134H144ZM161 133H163V134H161ZM175 133V134H174ZM195 133V132H194ZM259 133V134H258ZM30 134H32V136L34 135V137H32ZM40 134V135H39ZM45 134H46V136H45ZM98 134V135H97ZM116 135H117V133H115ZM126 134H128V136L126 135ZM153 134H155L154 136H153ZM159 134V135H158ZM167 134H170V135H167ZM253 134H254V136H253ZM258 136V137H262L261 138V141L263 142V143H260V139H254V137H256V135ZM4 135V136H3ZM23 135H25L24 137H23V139H22V136ZM45 137H44V136ZM104 135V136H103ZM139 136V138H138V136ZM160 135H162V136H160ZM174 136V137H172V136ZM177 135V136H176ZM184 135H187V137L186 136H184ZM260 135V136H259ZM261 135H263V136H261ZM43 137V139L42 138H39V137ZM48 136V137H47ZM55 136H57V137H55ZM77 138V139H73V138H75V137ZM134 136V137H133ZM136 136V137H135ZM159 136H160V138L163 140V142L161 143V147L159 146V145H157L156 146V144H160V142L162 141V140H159L160 138H159ZM166 137L167 136V138L169 137V141L168 142H172L171 144L173 145L172 147H174V148H171V150L170 149H168V152L166 151V150H163L164 148H166L167 147V143L168 142H165L166 144H163L164 143V139L165 138H163V137ZM179 138V140H177V142L176 141H173L174 139L173 138ZM182 136V135H181ZM1 137V136H0ZM29 137H31V138H29ZM38 139H37V138ZM68 137V138H67ZM100 137V138H99ZM110 138H111V136H109ZM109 137H107V138H109ZM128 137V138H127ZM171 137H172V139H171ZM15 138V139H14ZM34 138V139H33ZM44 138H46V140L44 139ZM57 138V139H56ZM86 138H88V139H86ZM90 138V139H89ZM96 138H97V141H98V138L99 139H103V141L105 142V143H107L106 144V146H107V150H106V148H105V146H103V145H105V143L104 142H102L101 140H99L98 142H95V140H96ZM106 140H109V141H105V139ZM117 138L119 139L120 138V140H117ZM131 138V139H130ZM135 138V139H134ZM157 138V141L155 140ZM30 139H32V140H30ZM37 139V140H36ZM52 139V140H51ZM66 140V142H65V140ZM93 139H95L94 140V142H93ZM126 139V140H125ZM252 139H253V141H252ZM5 140H3V141H5ZM26 140V141H27ZM30 140V141H29ZM41 141V140H43L42 142H36V141ZM49 141V143H47L48 141ZM61 140V141H60ZM77 140V141H76ZM84 140L87 142V141H91V143L93 142L94 144H96V143H101L99 146L96 144V145H90L91 143H87V144H89L90 146H93L92 148H90V146H88V145H84L83 143H86V142H84ZM125 142V143H123V141ZM128 140H129V142L131 143H128ZM132 140H135V144L137 143L138 145H134V143H132ZM140 140V141H139ZM150 140H152L151 142H150ZM185 140V141H186ZM13 141H10L9 143H10V145H8V142H6L5 141V145L6 146H9V148H7L8 150H10V149H14V146L15 145H12L11 144V142H13ZM33 141V142H32ZM113 142L112 143V145L111 144H108V142ZM141 141H142V143L144 144V146L142 145V143H141ZM144 141L147 143V145H146V143H144ZM155 141V142H154ZM167 141V140H166ZM181 143V145H179V142ZM183 141V142H182ZM188 141V140H187ZM1 142V141H0ZM60 142V143H59ZM79 142V143H78ZM118 144H117V143ZM134 142V141H133ZM157 142V143H156ZM174 142V143H173ZM176 142V143H175ZM4 143V142H3ZM14 143V142H13ZM37 143H39V145H37L36 146V144ZM59 143V144H58ZM67 143V144H66ZM80 143H81V145H80ZM92 143V144H93ZM104 143V144H103ZM123 143V144H122ZM127 143V144H126ZM140 143H141V146H140ZM149 143H150V146H152V149L150 150V148L151 147H147V146H149ZM152 143H154L155 145H153ZM178 143V144H177ZM256 143V142H255ZM1 144V143H0ZM15 144V143H14ZM29 144V146L27 147V145ZM50 144H51V146H50ZM55 144V145H54ZM65 144V145H64ZM83 144V145H82ZM117 144V145H116ZM120 144V145H119ZM122 144V145H121ZM129 144V145H128ZM162 144H163V146H166V147H163L162 146ZM170 144V143H169ZM171 144H170V146L168 145V147L167 148H170L171 147ZM175 144V145H174ZM176 144L177 145H179L178 146V149L179 148H181L180 150H178L177 149V146H176ZM183 144H184V146H183ZM259 144H260V146H259ZM2 145H4V144H2ZM2 145H0V148H2V149H4V151H6V152H9V151H7V149L6 148H3L2 147ZM31 145V146H30ZM101 145H102V147H103V149H102V147H101ZM109 145H110V147H109ZM126 145H127V147H126ZM135 146L134 148H133V146ZM186 145V146H185ZM5 146V147H6ZM10 146L12 147L13 146V148H10ZM42 146V147H41ZM44 146V147H43ZM47 146V147H46ZM50 146V147H49ZM54 148H53V147ZM67 146H69V151H70V153H71V155L69 154V153H66V151H68V150H66V151H64L65 149H67L68 147ZM81 146V147H80ZM83 146H88V148H90L89 149V151H86L85 150V148L87 149V147H83ZM95 146H97V147H95ZM113 146V147H112ZM132 146V147H131ZM249 146V148H250V146L251 145H248ZM253 146H255V144H253L252 145V147L250 148V151H251V149L253 148L254 149V147ZM257 146L258 147H261L262 146V151L261 150H259L258 148H257ZM29 147L32 149V151L33 150H35V151H33V152H31V150L29 149ZM34 149H33V148ZM38 147V148H37ZM41 147V148H40ZM72 147H73V149H72ZM76 147V148H75ZM80 147V148H79ZM95 147V148H94ZM109 147V148H108ZM126 147V148H125ZM141 147V148H140ZM142 147H144L145 149H147L151 154H154V155H156L155 153H156V150H157V154H160L161 155V157H157L158 155H156V156H154V158H153V155L152 156H150V153H147L148 151L147 150H145L144 148H142ZM147 147V148H146ZM157 147V148H156ZM160 147V148H159ZM176 147V148H175ZM184 147V148H183ZM14 149V150H17V149ZM37 148V149H36ZM47 148V149H46ZM48 148H52V150H50V152L52 151V153H50V154H48L49 153V151H48ZM74 148L75 149H79V150H75V152L73 151L74 150ZM98 149V152H97V149ZM101 148V149H100ZM113 148V149H112ZM116 148H118V149H116ZM128 148H131V151H135L134 153H132ZM137 148V149H136ZM159 148V149H158ZM163 148V149H162ZM187 148V149H186ZM38 149H41V150H38ZM61 149V150H60ZM94 149V150H93ZM96 149V150H95ZM112 149V150H111ZM120 149V150H119ZM138 149H140L141 151L139 152L138 151ZM154 149V150H153ZM161 149L164 151L163 153L161 152ZM255 149H254V152H256L255 151ZM13 150V152H15ZM30 150V151H29ZM37 150V151H36ZM59 150V151H58ZM81 150L83 151V152H81ZM93 150V151H92ZM127 150V151H126ZM129 150V151H128ZM159 150V151H158ZM170 150V151H169ZM178 150V153H180V154H178V153H176V151ZM189 151L190 152V154L188 155L187 154V152L186 151ZM0 151H1V149H0ZM3 151V150H2ZM43 151V152H42ZM54 151H57V152H54ZM61 151H62V153H61ZM64 151V152H63ZM79 151V152H78ZM91 151V152H90ZM96 151V152H95ZM116 151H121V153L120 152H116ZM125 151H126V153H125ZM183 151H185V152H183ZM239 151H240V149H239ZM250 151H249V153H250ZM260 151V152H259ZM5 152V153H6ZM31 152V153H30ZM45 152H47V154L49 155H47ZM88 152H89V154L90 153H92V154H94V156H91V155H89L88 154ZM101 152V153H100ZM123 152V153H122ZM130 152L132 153V154H130ZM137 152H138V154H137ZM146 152V153H145ZM154 152V153H153ZM160 152V153H159ZM251 152H253V150L251 151ZM257 152L255 153V154H257ZM5 153H3L4 155H5ZM16 153H14L15 155L14 156H12V158L14 159V157L16 156ZM24 153V155H22ZM41 153V154H40ZM55 153L57 154V155H55ZM58 153H60L59 155H60V157L58 156ZM95 153H97L98 154V157H97V155H95ZM111 153V154H110ZM118 153V154H117ZM140 153V154H139ZM142 153V154H141ZM7 154H12L11 153V150H10V152L9 153H7ZM37 154V155H36ZM65 154H69L68 156H69V158L67 157V155L65 156ZM89 156H88V155ZM101 154V155H100ZM104 154V155H103ZM114 154L116 155V157H114ZM137 154V155H136ZM147 156H149V157H147ZM149 154V155H148ZM176 154V155H179V156H174V155ZM183 154H185V155H183ZM252 154V153H251ZM251 154L249 155V158H248V161L249 160H253V162H252V160L250 161L252 164H254V161L256 160V162L258 163L257 164V166H259L260 165V163L262 162L261 161V159L259 160L258 159V156H257V158L256 157H253V156H251ZM263 154V155H262ZM0 155H1V159L0 160H2L3 159V155H2V153L0 152ZM9 155V156H10ZM32 155V156H31ZM33 155H34V157H33ZM52 155H54V156H51ZM106 155V156H105ZM122 155V156H121ZM125 155V156H124ZM132 155H134L133 156V158H130ZM136 155V156H135ZM139 155V156H138ZM142 155V156H141ZM159 155V156H160ZM164 155H166V156H164ZM168 155V156H167ZM187 155H188V157H187ZM252 155H254V154H252ZM35 156L36 157H38L39 159H37V158H35ZM40 156V157H39ZM41 156L43 157L42 159H44V161H42V159H41ZM50 157V158H48V157ZM73 156V158H71ZM99 156L101 157V158H99ZM105 156V157H104ZM107 156H109V157H107ZM147 158H149V159H147ZM163 156H164V158H163ZM254 156H256V155H254ZM8 157V155H6V158ZM17 157H15V159H17ZM45 157V158H44ZM48 159H47V158ZM58 157V158H57ZM62 157L64 158L63 160H62ZM89 157H90V159L91 160H89ZM104 157V158H103ZM107 157V158H106ZM113 157V158H112ZM122 157H123V159H122ZM126 157H128L129 158V160L127 161V162H125V159H128V158H126ZM134 157H135V159H134ZM136 157H138L139 158V160H141L140 158L142 157V161H140V163H138L137 161H139V160H137L136 162L134 161V160H136ZM146 158V159H144V158ZM8 158H10V157H8ZM10 159V160H13V159ZM31 158V159H30ZM61 158V159H60ZM68 160V163L66 162V159ZM95 158H97V159H95ZM103 158V159H102ZM107 160H106V159ZM137 158V159H138ZM151 158V159H150ZM162 158V159H161ZM167 158H169L170 160H171V163H170V161H169V163H168V161H166V160H169V159H167ZM181 160V163H180V160ZM254 158H256V159H254ZM14 159V160H15ZM38 160V161H36V160ZM50 159V162L48 161ZM52 159V160H51ZM56 159H57V161H56ZM69 159H71V160H69ZM92 159H94V160H96V163L94 164L93 162V160ZM116 159V160H115ZM132 159V160H131ZM134 159V160H133ZM152 159H153V162H152ZM157 159H159V161L157 160ZM5 158H4V160H2V162L4 161V163H5ZM9 160V159H8ZM36 162H35V161ZM61 160V162L63 163H60V162H58V161H60ZM72 160H76L75 161V163L77 162V161H79V162H77L76 163V165H75V163H74V161H72ZM102 160H105V161H102ZM114 160V161H113ZM117 160H118V162H117ZM121 160V161H120ZM146 160V161H145ZM151 160V161H150ZM155 160L157 161V163L156 164H158V165H155ZM162 160H165V161H161ZM172 160H174V161H172ZM176 160V161H175ZM30 161V162H29ZM70 167L71 166V163H74V165L72 166V167H74V170H76V171H72V170H67L69 167H67V165L66 166H64V162ZM69 161H72L71 163H69ZM81 161V162H80ZM101 161V162H100ZM122 161H124V163L122 162ZM132 162V163H136V167L131 163H129V162ZM148 161V162H147ZM149 161H150V163H149ZM13 162H14V164L15 165H18V168L20 167V169H19V172H18V170H15L17 167H13V166H15L14 164H13ZM21 162V164L19 165V163ZM100 162V163H99ZM108 162V163H107ZM116 162V163H115ZM174 162V163H173ZM177 162V163H176ZM178 162H179V164H178ZM191 162V161H190ZM189 162V163H190ZM250 162H248V167L246 166V169H248L251 165L249 164ZM255 162V163H256ZM6 163H7V160H6ZM34 163H35V165L37 164V165H41V167H43V170H44V176H42L43 174H42V172H43V170H42V168L41 167H36L35 165H34ZM59 163V164H58ZM89 163H91V164H89ZM102 163H103V165H102ZM107 163V164H106ZM123 163V164H122ZM125 163H129L128 165L127 164H125ZM142 163V164H141ZM148 163H149V165H148ZM172 163H173V165H172ZM182 163H185V164H182ZM53 164H54V167H53ZM70 164V165H69ZM77 164H78V166H77ZM123 165L124 166V168L126 167V169H128L129 167H130V169L129 170H127V171H129V173H130V177L128 176V174H126L125 172H127V171H125L126 169H124L123 168V166H120V167H118L119 165ZM139 164V165H138ZM147 164V165H146ZM153 164V165H152ZM160 164V165H159ZM171 164V165H170ZM178 164V165H177ZM237 164H238V162H237ZM28 166L27 167V171L24 169V166ZM42 165H44V166H42ZM57 165V166H56ZM64 167V169L65 170H67V171H72V172H68V174H65V173H67V171H65V172H63V168H62V166ZM128 166V168H127V166ZM133 165V166H132ZM142 165H143V168H142ZM151 165V166H150ZM175 165H176V167H175ZM185 165V166H184ZM250 165V166H249ZM26 166H25V168H26ZM30 166H31V168H30ZM33 166H35L33 169L34 170H32V167ZM60 166H61V168L62 169H60ZM104 166V167H103ZM112 166H114V167H112ZM140 168H139V167ZM147 166V167H146ZM162 166V167H161ZM256 166V164L255 165H253L252 167H257ZM22 167V168H21ZM45 167V168H44ZM71 167V169H73ZM91 167V168H90ZM117 167V168H116ZM151 167V168H150ZM182 167H184V168H182ZM187 167V168H186ZM5 168V169H4ZM8 167H7V169H9ZM11 168H14V170L15 171H17V172H15V171H13V169H11ZM39 168H40V170H42V172L41 171H39ZM48 168H49V170H51V171H49L48 170ZM87 168V169H86ZM89 168V169H88ZM116 168V169H115ZM120 168V169H119ZM131 168H133L132 169V173H131ZM136 169V171H135V169ZM146 168L148 169V172L151 170H153L154 168V170L151 172L150 171V173H148L147 172V170H146ZM180 168V169H179ZM24 169V170H23ZM29 169V170H28ZM35 169H36V172H37V170H38V173L36 174V172H35ZM45 169H47V170H45ZM138 169V170H137ZM179 169V170H178ZM186 170V172H185V170ZM187 169H188V171H187ZM253 169H255V168H253ZM253 169H251V167L248 169L249 170V172L248 173H250ZM263 169H264V166H263V168H262V174H263ZM22 170V171H21ZM30 170H31V172L33 173V175H32V173H30ZM87 170V171H86ZM103 170V171H102ZM114 170V171H113ZM118 170H119V172H118ZM122 170H124V171H122ZM143 170H144V172H143ZM165 170V171H164ZM251 170V171H250ZM46 171H49V172H47L46 174H45V172ZM60 171V172H59ZM99 171V172H98ZM117 171V172H116ZM133 171H134V173H133ZM139 171V172H138ZM183 171L186 173V175H185V173H183ZM23 172V173H22ZM24 172H26L25 174L26 175H28V178H25L24 179V181H23V179H22V176H23V174H24ZM27 172H28V174H27ZM40 172H41V174H40ZM50 172H52V173H50ZM121 172V173H120ZM137 172V173H136ZM140 172H141V174H143V175H139L140 174ZM168 172V173H167ZM174 175V177H173V175L171 174V173ZM174 172V173H173ZM179 172V173H178ZM246 172V173H247ZM253 173H254V171H252ZM252 172H251V174H252ZM256 172H257V170H256ZM7 173V174H8ZM20 173H21V175H20ZM58 173V174H57ZM80 173H82V175L80 174ZM87 175H86V174ZM103 173H106V174H103ZM121 174V175H118V174ZM122 173H124V174H122ZM18 174H19V176L21 177V179H19L17 176H18ZM52 176H51V175ZM80 174V175H79ZM90 174V175H89ZM98 174V175H97ZM104 176H103V175ZM112 174V175H111ZM118 175V177H117V175ZM133 174V175H132ZM166 174V175H165ZM171 174V175H170ZM182 174V175H181ZM184 174V175H183ZM187 174L189 175V176H187ZM262 174H260V175H262ZM12 175V176H13ZM17 175V176H16ZM37 177H36V176ZM55 175V176H54ZM59 175H60V177H59ZM65 175V176H64ZM70 175V176H69ZM79 175V176H78ZM100 175V176H99ZM109 175V176H108ZM111 175V176H110ZM113 175L115 176V177H113ZM127 177H126V176ZM158 175V176H157ZM181 175V176H180ZM197 175H199V173L197 174ZM46 176H48V177H46ZM63 176V177H62ZM86 176V177H85ZM101 176H103L104 178H102ZM105 176H107V178H108V180H107V178L105 177ZM124 178H123V177ZM140 176V177H139ZM143 176V177H142ZM146 178H145V177ZM152 176V177H151ZM156 176V177H155ZM161 176V177H160ZM166 176H168V177H166ZM183 176V177H182ZM190 176H192L191 178H190ZM196 177V178H193V177ZM263 176V175H262ZM4 177H5V179H4ZM16 177H17V179H19V181L16 179ZM24 177H25V175H24ZM30 177H32L31 178V181H30ZM54 177V178H53ZM55 177L57 178V179H55ZM66 177V178H65ZM80 177H81V179L83 178V182H82V180L80 179ZM113 177V178H112ZM118 178V180L116 179L115 180V178ZM119 177H120V179H119ZM136 177V178H135ZM142 177V178H141ZM148 177V178H147ZM150 177V178H149ZM160 177V178H159ZM163 177V178H162ZM177 177V178H176ZM200 177V176H199ZM53 178V179H52ZM59 178L60 179H62L61 181H62V183L60 182V180H59ZM64 178V179H63ZM78 178V179H77ZM102 180H101V179ZM105 178H106V180H105ZM114 179L113 180V182H112V180L111 179ZM125 178H126V180H125ZM130 178H131V180L133 179V181L130 183L129 181H130ZM134 178H135V180H134ZM165 178L167 179V180H165ZM185 178V179H184ZM187 178V179H186ZM192 178L194 179V180H192ZM26 179H29V180H26ZM104 179V180H103ZM109 179H110V183H109ZM157 179H158V182H159V184H158V182H157ZM173 179V180H172ZM176 179H181V181L180 180H178V181H180V182H178V185H176L177 183H176ZM196 179V180H195ZM10 180V181H9ZM36 180V181H35ZM55 180V181H54ZM58 180V181H57ZM124 180V183L122 182ZM137 180H139V182L137 181ZM159 180H161V181H159ZM172 180V181H171ZM175 180V183L173 182ZM188 180H190V181H194L191 185L193 186V184H198V182L200 183V184H198V185H196V187H195V185H194V187L198 190L199 189V195H200V197H198V196H196V198L194 199H192V197H194L195 195H193L194 194V192H196V195L198 194V192H197V190L195 191V189H193V188H191V186H190V181H188ZM263 180H264V178H263ZM16 181V182H15ZM40 182L41 184H42V186L45 184L44 182H46L47 184H45V186H43V187H41L40 185H38V187H40L39 188V191H38V189H35V187L37 188V184H40V183H37V182ZM56 182V183H54V182ZM63 181H64V183H63ZM103 181H106L105 182V185H103V186H105L104 188L100 185V184H103L104 182ZM116 181V182H115ZM135 181V182H134ZM144 181V182H143ZM164 181V182H163ZM166 181H167V183L169 182L170 183V181H171V183L169 184V186H168V184H166ZM182 181H185V183L183 182V184L181 183ZM187 181V182H186ZM197 181V182H196ZM6 184H5V183ZM20 184H18V183ZM27 184H26V183ZM32 183L31 185H30V183ZM34 182H36V186L34 185L35 183ZM97 182H100L99 183V188H98V183ZM115 182V183H114ZM118 182H119V184H118ZM127 182L129 183V184H127ZM138 182V183H137ZM143 182V183H142ZM146 182V183H145ZM149 182V183H148ZM153 182H154V186H152L153 185ZM57 184V183H61L62 184V186H60V184L58 185H55L54 186V184ZM107 183V184H106ZM135 183L136 184H138V185H135ZM141 183V184H140ZM163 183H165V184H163ZM4 184V185H3ZM22 184H24V185H22ZM26 184V185H25ZM49 184H51V186L52 187H50L49 186ZM71 184V185H70ZM80 184V185H79ZM82 184V185H81ZM109 184V185H108ZM112 184V185H111ZM126 184L128 185V186H126ZM134 184V185H133ZM155 184H156V186H155ZM162 184H163V186H162ZM180 184V185H179ZM187 186H186V185ZM189 184V185H188ZM32 185H34V186H32ZM48 185V186H47ZM95 185L97 186V188L95 187ZM111 185V186H110ZM118 185V186H117ZM132 185V186H134V187H130V186ZM173 185H175V187L173 186ZM183 185V186H182ZM247 185H248V183H247ZM246 185V188H245V190L244 191H248L247 189H248V186ZM262 185H264V184H262ZM58 186V187H57ZM116 186V187H115ZM176 186H178L177 187V189H176ZM184 186H186L185 188H183ZM189 186V187H188ZM47 187V188H46ZM53 187H55V189L53 190L52 188ZM66 188V190H63L62 188ZM106 187H111L112 189H109V188H106ZM148 187H150V189H148ZM156 187V188H155ZM164 187H165V189H164ZM171 187H172V189H171ZM173 187L178 191H176L175 189H173ZM200 187V188H199ZM264 187V186H263ZM263 187H262V189H263ZM30 188V189H29ZM41 188H42V190L43 189H46L45 191L47 192V193H45V191L43 190H41ZM102 188H103V190H102ZM114 188V189H113ZM117 188V189H116ZM125 188H128V189H125ZM129 188H131L132 190H136V191H131V189H129ZM148 190H147V189ZM158 188V192L156 191V189ZM161 188V189H160ZM192 189V196L190 195L191 194V192L189 191V189ZM25 190V193H24V190ZM49 189V190H48ZM51 189H52V191L54 192H51ZM65 192H63L62 190ZM84 189H86V190H84ZM89 189H90V191H89ZM102 190V191H100V190ZM146 189V190H145ZM159 189H160V191H162V192H160L159 191ZM184 189L185 190H187V191H189V192H187V194L185 195L184 193L182 194L181 193V191L182 192H184ZM190 189V190H191ZM11 190V189H10ZM11 190V191H12ZM37 191V194L38 195H36L35 194V192H34V194H32L33 193V191ZM48 190V191H47ZM58 190H60V191H58ZM80 190V191H79ZM111 190V191H110ZM117 191V193L119 194V196H121V199H120V197L118 196V194L117 193H115L116 191ZM130 190V191H129ZM142 190V191H141ZM145 190V191H144ZM172 190V191H171ZM173 190H174V192H173ZM179 190H181L180 192H179ZM83 191H84V193H83ZM89 191V192H88ZM108 191V192H107ZM138 191H139V194H138ZM149 191H151V192H149ZM156 191V192H155ZM168 191V192H167ZM194 191V192H193ZM244 191H242L241 193H243ZM264 191V190H263ZM263 191H261V192H263ZM30 192V193H29ZM39 192V193H38ZM41 192V193H40ZM42 192H44V193H42ZM50 192H51V194L53 193L54 194V196H53V194L51 195L50 194ZM57 192H63L64 194H62V196L60 195L59 197H58V193ZM79 192V193H78ZM96 192H98L97 194L99 195V197H98V195H97V197H95L96 196ZM114 192V193H113ZM141 192H142V195H143V197H142V195H141ZM144 192V193H143ZM186 192V191H185ZM12 193V192H11ZM13 193V194H14ZM24 193V194H23ZM74 193H75V195H74ZM78 193V194H77ZM81 193V194H80ZM88 193V194H87ZM93 193V194H92ZM108 193H109V195H108ZM115 194V195H112V194ZM136 193H137V195H136ZM146 193V194H145ZM162 193V194H161ZM172 193V194H171ZM177 193H179V194H177ZM181 193V194H180ZM188 193H190V194H188ZM3 196H2V195ZM9 194V196H8V198H6V196ZM21 194H23V195H25V196H23V197H21ZM28 194H30L31 195V197H30V195H29V198L26 196V195H28ZM46 194H48L47 196H46ZM49 194H50V197H49ZM69 194V195H68ZM91 194V195H90ZM94 194H95V196H94ZM100 194L102 195L101 197H103L102 199H104L105 200V202H101V198H100ZM111 194V195H110ZM132 194V195H131ZM149 196H148V195ZM150 194H152V195H154L155 197H156V195H157V198L155 199V197L153 196V198H152V195H150ZM170 195V197H169V195ZM244 194V193H243ZM246 194H247V192L244 194L245 196H243L242 194H240L241 195V197L243 196L244 198H246ZM45 195V196H44ZM56 195H57V198H56ZM64 195H66V196H64ZM72 195V196H71ZM78 195H79V197H78ZM116 195L118 196V198H116ZM139 195V196H138ZM161 195V196H160ZM166 197H165V196ZM262 195H263V197L262 196H260L261 198H264V194L262 193ZM44 198H42V197ZM67 196H68V199H67ZM132 196H134V197H132ZM174 196H176V197H179V198H176V197H174ZM182 196V197H181ZM185 197V199H188L189 197H191V198H189L190 199V201H188V200H186L187 202H185V203H182L183 205H180L179 204V201L181 200L182 202L183 201H185L183 198ZM186 196L188 197V198H186ZM202 196H205L204 198L202 197ZM25 197H27V198H25ZM33 197V198H32ZM37 197V198H36ZM41 197V198H40ZM54 197V198H53ZM70 197V198H69ZM81 197V198H80ZM115 197V198H114ZM135 197H137V198H135ZM168 197V198H167ZM172 197H174V198H172ZM240 197V198H241ZM19 198H21V199H19ZM49 201L48 203L45 201L46 199ZM52 198V199H51ZM60 198H62V200H64V201H60ZM78 198V199H77ZM107 200H106V199ZM141 200H140V199ZM178 199L177 201H176V199ZM199 198H201V200H199V201H201L202 203H203V201L205 202V199H206V206L204 205H202L201 203H199V201H196V200H198ZM243 198V200H245ZM261 198H259V201H262V200H260ZM31 199H33V201L31 200ZM35 199H36V201H35ZM37 199H41V201L40 200H37ZM54 199H56L57 200V202H55V200ZM66 199H67V201H66ZM82 199V200H81ZM115 199V200H114ZM122 199H123V201H122ZM134 201H133V200ZM136 199H137V203H136ZM146 199V200H145ZM152 201H151V200ZM175 199V200H174ZM242 199V198H241ZM13 200V201H12ZM14 200H16L15 202H14ZM27 200V201H26ZM28 200H31V201H29L28 202ZM42 200H44V204L42 203ZM52 200V201H51ZM76 200V201H75ZM81 200V201H80ZM99 200V201H98ZM149 202H148V201ZM154 200H156V201H154ZM195 202H194V201ZM238 200H239V198H238ZM243 200H239V203H241V202H243ZM23 201H24V203H23ZM40 201V202H39ZM59 201V202H58ZM75 201V202H74ZM80 201V202H79ZM82 201H85V203H82ZM141 201V202H140ZM145 201H147V202H145ZM168 201V202H167ZM177 202V204H176V202ZM259 201L257 200V202H256V204L258 203L259 204ZM37 202V203H36ZM55 204H59L58 206L57 205H55ZM62 202H63V204H62ZM108 202V203H107ZM116 204V207L113 205L114 203ZM146 204H145V203ZM194 202V204H192ZM198 202V204H200V205H198V206H200V207H198L197 205H196V207L195 206H193V205H195L196 203ZM5 203H7V205H5ZM17 205H16V204ZM28 203V204H27ZM36 203V204H35ZM48 204V205H46L45 206V204ZM75 203H77L76 205H74ZM87 203V204H86ZM102 203H103V205H104V207L102 206ZM109 204V205H106V206H108V207H110V208H108V207H106L105 206V204ZM151 203V204H150ZM155 203H156V206H155ZM158 203V204H157ZM181 203V202H180ZM187 203H189V204H187ZM14 204V205H13ZM33 204V205H32ZM39 204V205H38ZM51 204L53 205L54 204V207L56 206L57 208H50V206H51ZM112 204V205H111ZM118 204V205H117ZM135 204V205H134ZM147 204H149V206L147 205ZM165 204V205H164ZM186 204H187V206H188V208H185V206H186ZM192 205L191 207L189 206V205ZM11 205H13L12 207H14L15 205V208L18 206V208H16V210H14L15 208H12V210L11 209H9V208H11ZM44 205V206H43ZM60 205H62V206H60ZM72 207H71V206ZM80 205V206H79ZM83 205V206H82ZM121 205V206H120ZM146 205V206H145ZM153 205V206H152ZM160 205V206H159ZM201 205H202V207L203 208H208V210H204L203 211V208L201 207ZM5 206H7V207H5ZM27 206V207H26ZM38 206V207H37ZM40 206H41V208H40ZM43 206V207H42ZM82 206V207H81ZM85 206V207H84ZM178 206V207H177ZM182 206H183V208L185 209H183L182 208ZM186 206V207H187ZM257 206V205H256ZM30 207H32V208H30ZM33 207L36 209V210H34L33 209ZM39 209V211H38V209ZM45 207V209H42V208H44ZM52 207V206H51ZM60 207H62V208H60ZM75 207V208H74ZM89 209H88V208ZM103 207V208H102ZM112 207H114V208H112ZM121 207V208H120ZM155 207V208H154ZM175 207V208H174ZM1 208H0V210H1ZM8 208V209H7ZM59 208V209H58ZM76 208H80V209H76ZM122 208H125V210L123 211L122 210ZM149 208H151V215L152 216H150L148 213V211L150 210ZM153 208H154V210L156 209V208H159V210L158 209H156L157 211H154V212H152L153 211ZM195 208H197V209H195ZM5 209H7L8 210V212L5 210ZM57 209V211H55ZM67 209V210H66ZM85 209V210H84ZM88 209V210H87ZM104 209H106L105 210V212H104ZM107 209H108V211H111L110 213L107 211ZM111 209V210H110ZM149 209V210H148ZM183 209V210H182ZM186 209H188V210H186ZM194 209V210H193ZM199 209V210H198ZM202 209V213H201V210ZM26 210V209H25ZM32 210H33V212H32ZM47 210H48V212H47ZM49 210H50V212L52 213V211H53V213H55L56 212V214H53L54 216L52 217L51 215H49L50 213H49ZM52 210V211H51ZM58 210L59 211H61V213H59L58 212ZM73 210V211H72ZM78 210V211H77ZM127 210V211H126ZM143 210V211H142ZM147 210V211H146ZM177 210V211H176ZM182 210V211H181ZM195 211V213H191V211ZM12 211V212H13ZM81 211V212H80ZM113 211H115V213H114V215H112L113 214ZM116 211H118L117 213H116ZM126 211V212H125ZM196 211H199L200 213H201V215L203 214V212H205V211H208L209 212V214H208V216L206 215V213H204L207 217H208V219H206L207 217H205V215L203 214L202 215V217H200L201 215H199V218H200V220H201V218H202V220L200 221L199 220V222H200V224L202 223V222H205L206 223V225L204 224H201V225H199V222H197V216H198V214H197V212ZM1 212V211H0ZM16 212H18V211H16ZM35 212H38L37 214L35 213ZM87 212H88V214H87ZM130 212V213H129ZM145 212H148L147 214L149 215V216H147V214L145 213ZM184 212V213H183ZM198 212V213H199ZM207 212V213H208ZM1 213V214H2ZM41 213H43L44 215H42V218L40 217L41 216ZM48 213V214H47ZM57 213H58V215H57ZM78 215H77V214ZM83 213V214H82ZM119 213V214H118ZM121 213V214H120ZM153 213H155V214H153ZM187 213V214H186ZM191 213V214H190ZM199 213V214H200ZM15 214V213H14ZM17 214V213H16ZM25 214V215H24ZM34 215V216H32V215ZM47 214V215H46ZM60 214H61V216H60ZM87 214V215H86ZM95 214V215H94ZM117 214V215H116ZM130 214V215H129ZM140 214H141V216H140ZM12 215V216H11ZM19 215H17V217H19ZM28 215H31L30 217H28ZM51 216L50 218L49 217H47V216ZM57 215V216H56ZM80 215V216H79ZM93 215H94V217H93ZM109 215V216H108ZM168 215V216H167ZM186 215V216H185ZM4 216H5V214H4ZM25 216V217H24ZM45 216L47 217V218H49L48 220L45 218ZM56 216V219L57 220H60V221H55V217ZM59 216V217H58ZM77 216H78V218H77ZM114 216V217H113ZM124 216V217H123ZM184 216V217H183ZM40 217V218H39ZM58 217V218H57ZM75 217H76V220H75ZM113 217V218H112ZM116 217H117V220L120 218H122L121 220H118V221H116L115 219H116ZM125 217H127V218H125ZM133 217V218H132ZM151 217V218H150ZM160 217V218H159ZM174 217V218H173ZM197 217V218H196ZM259 217V218H260ZM0 218H2V216H0ZM4 218V217H3ZM7 218V219H6ZM28 219V220H26V219ZM34 218H36V219H34ZM37 218H38V220L39 221H37ZM62 218V219H61ZM106 218H107V220H106ZM124 218V219H123ZM129 218V219H128ZM167 218V219H166ZM188 218H190V219H188ZM198 218V219H199ZM231 218H232V220H231ZM251 218H249V219H251ZM42 219H44V221H45V223H43V220ZM54 219V220H53ZM85 219V220H84ZM105 219V220H104ZM136 219H137V221H136ZM143 219V220H142ZM171 219H173L172 221H171ZM177 219V220H176ZM205 221H204V220ZM237 219V218H236ZM5 220V221H4ZM10 220V219H9ZM8 220V221H9ZM34 220V221H33ZM108 220H110V221H108ZM114 220H115V222H114ZM130 220V221H129ZM135 220V221H134ZM157 220V221H156ZM159 220V221H158ZM162 220V221H161ZM209 220H211L210 222H209ZM41 221H42V223H41ZM53 221H55L54 223H52ZM95 221H96V223H95ZM113 221V222H112ZM141 223H140V222ZM189 221V222H188ZM18 222H19V224H18ZM40 222V223H39ZM48 222V223H47ZM57 222H59V223H57ZM78 222H80V223H78ZM85 222H87V223H85ZM89 222H90V224H89ZM103 222H105L104 223V226H106L105 224L106 223H108L107 225H108V227H107V230L109 231V232H107V230L105 229V228H103L104 226H103ZM109 222H111L110 224L111 225H109ZM120 222H121V224H120ZM133 222H134V224H133ZM137 222V224H135ZM161 222H162V225H161ZM165 222V223H164ZM176 222H178V223H176ZM234 222H235V220H234ZM8 224V226H7V224ZM21 223V224H20ZM26 224V226H25V224ZM75 223V224H74ZM83 223V224H82ZM126 223V224H125ZM128 223V224H127ZM129 223H132V225L131 224H129ZM159 223V224H158ZM168 223V224H167ZM170 223V224H169ZM171 223H174L173 224V227H172V224ZM196 223V224H195ZM210 223V224H209ZM231 223V224H230ZM38 224V225H37ZM39 224H41V226L39 225ZM56 224H58V226L56 225ZM81 224V225H80ZM115 224H117V225H115ZM124 224H125V226H124ZM140 224V225H139ZM167 224V225H166ZM207 224H209L210 225V227H209V225H207ZM224 224H225V227H224ZM9 225H11L10 227L12 228V229H10V228H8V229H6L7 227H9ZM18 225H20V227H22L21 228V230H19V234H18V232H16V234H18L17 235V237L15 236L14 237V235H13V232L14 231H16L15 229H19V227H18ZM21 225H24L25 226V228L23 229V226H21ZM44 225V226H43ZM55 225V226H54ZM62 225V226H61ZM100 225L102 226L101 228H100ZM123 225V226H122ZM127 225V226H126ZM130 225H131V227H130ZM165 225H166V227H165ZM168 225H169V227H168ZM193 225H194V228H193ZM198 227H196V226ZM226 225H228L227 227H226ZM248 225V224H247ZM5 228H4V227ZM29 226V227H28ZM48 227V228H46V227ZM54 226V227H53ZM81 226H83V227H81ZM92 228H91V227ZM97 226H99V227H97ZM165 227V228H162V227ZM175 226V227H174ZM185 226H187V227H185ZM230 226H232V227H230ZM16 227V228H15ZM32 227V228H31ZM37 227V228H36ZM51 227V228H50ZM56 227V228H55ZM87 227V228H86ZM109 227H114V228H109ZM119 227V228H118ZM138 227V228H137ZM188 227H189V229L191 230V228H193L191 231H193L192 232V234H189V232L191 233V231L188 229ZM222 227H223V229H222ZM263 227V228H262ZM0 228V229H1ZM15 228V229H14ZM28 228V229H27ZM54 228V229H53ZM77 228V229H76ZM78 228H80L81 229V233H78V231L80 232V230L78 229ZM84 228H85V230L86 231H88V232H90L89 234L88 233H86V235H85V230H84ZM89 228V229H88ZM97 228H100V230L98 229V230H96ZM109 228V229H108ZM132 228V229H131ZM155 228V229H154ZM178 228V229H177ZM195 228H196V230H195ZM201 228H204L203 230L201 229ZM205 228H210V229H205ZM231 228V232L229 233V230L228 229H230ZM262 228V229H261ZM6 229V230H5ZM13 229H14V231H13ZM23 229V230H22ZM29 229H32V231L34 232H32L31 233V235H30V233H29V236H31V237H29V239H27L28 241H31V239L33 240L34 238H36L35 239V241H37L36 243H38V245L39 244H42L43 242L45 243H43L42 245H33L34 243H35V241L33 240V241H31V243H33L32 245L33 246H36L37 248H39L40 246H42V248L41 249H39V250H42L41 252H43V254H41V252L39 251H33V249L34 248H36V247H32V245H30L29 243H27V245L28 246H26V243H24V239L22 238L23 237V235L25 236V232L28 234V232H27V230H29ZM38 229V230H37ZM39 229L40 230H45L46 229V231H44V232H41L40 231V233L39 234H42V236H40L39 238L37 237V233L39 232ZM50 229H51V231L52 232H54V233H52L51 231H50ZM53 229V230H52ZM56 229V230H55ZM88 229V230H87ZM101 229H102V232H101ZM111 229H114V230H111ZM168 229V230H167ZM184 229H186V231H184ZM187 229H188V231H187ZM199 229V230H198ZM224 229H226V230H224ZM7 230H9V231H7ZM47 230H48V232L50 233V235H49V233L47 232ZM91 230V231H90ZM104 230V231H103ZM116 230V231H115ZM123 230H124V232H123ZM128 230H129V232H128ZM167 230V231H166ZM173 232H172V231ZM178 230H179V232H178ZM207 232H206V231ZM233 230V231H232ZM262 230V232H259V231H261ZM6 232V238H7V233H9L10 232V234H11V232H12V237H10V236H8V238L6 239V238H4L3 239V236H4V232ZM18 231V230H17ZM29 231H31V230H29ZM58 231V232H57ZM82 231H84V232H82ZM94 231V233H92ZM97 231H99V232H97ZM120 231V232H119ZM199 231V232H198ZM202 231H203V233H202ZM204 231H205V235H204ZM209 231V232H208ZM225 231H228L227 232V234H229V235H225L226 234V232ZM3 232V233H2ZM97 232V233H96ZM125 232H127V233H125ZM167 232V233H166ZM171 233V235L169 234V233ZM174 232H176V235L178 236V238H180V240H182L181 242L182 243H184L185 244V247L182 245V244H180V240H178L179 242H176L177 240H174V239H176L177 238V236H176V238H175V233ZM186 232V233H185ZM195 232H196V234H195ZM202 234H201V233ZM225 232V233H224ZM251 232V231H250ZM2 233V234H1ZM102 233H105V236L103 237V235L104 234H102ZM107 233H109L108 235H107ZM112 233V234H111ZM113 233H114V235L116 236H114L113 235ZM117 233V234H116ZM154 233V234H153ZM246 233V234H247ZM9 234V235H10ZM14 234H15V232H14ZM15 234V235H16ZM39 234H38V236H39ZM55 235V238H54V236H52V235ZM81 234H83V235H81ZM95 234V235H94ZM99 234V235H98ZM102 234V235H101ZM123 234V235H122ZM125 234V235H124ZM169 234V235H168ZM180 234L182 235V236H184V234L187 236V238H190V239H188V241L189 240H191L192 239V242L191 243H193L194 242V240H196V242H198L197 240L200 238V240H201V238L205 241L204 243L202 242V241H199V242H201L199 245V247H201L202 249H198L199 251H197V247H198V243H197V245L193 248L194 249V251L195 252H193L192 251V249L190 248L191 246L193 247L195 244H196V242H195V244H190V241L189 242H187V243H189L191 246L189 247V244H187L186 243V238L184 239V240H186V241H183V239H182V237H179L180 236ZM189 234V235H188ZM199 234V235H198ZM231 234V235H230ZM245 234V233H244ZM1 235H2V237H1ZM47 235V236H46ZM79 235V236H78ZM119 235H122V236H119ZM152 235V236H151ZM170 236V237H167V236ZM191 235H193L192 237H196L197 239H195V238H191ZM194 235H198V236H194ZM200 235H202L203 237L205 236L206 238H208V240L204 237H202V236H200ZM220 238L221 237V240L222 239H224V240H226L225 242H223L224 240H222V242L223 243H221L220 244V242H221V240L219 239V238H216L217 236ZM221 235V236H220ZM248 235V234H247ZM249 235H250V233H249ZM84 236V237H83ZM85 236H87V239H89V240H87V242L88 243H86V241H84L83 239H85L86 240V237ZM119 236V237H118ZM159 236V237H158ZM163 236V237H162ZM171 236H173V237H171ZM208 236V237H207ZM223 236H224V238H223ZM238 236V237H239ZM5 237V236H4ZM27 237H28V235H27ZM27 237H25V238H27ZM42 237H45V238H42ZM88 237H90V238H88ZM91 237H93V240H92V238ZM117 237H118V240H117ZM165 237L167 238V239H165ZM185 237V236H184ZM199 237V238H198ZM225 237H227V238H225ZM254 237V238H253ZM256 237V238H255ZM177 238V239H178ZM229 238V239H228ZM230 238L232 239V240H230ZM247 238H248V240H247ZM22 239H23V242H22ZM96 239V240H95ZM100 239V240H99ZM144 239H146L145 241H144ZM168 239H169V241H168ZM170 239H171V242H172V244H170ZM206 239V240H205ZM240 239V240H239ZM2 240H4L5 242H7L6 240H9V243L10 244H8L7 245V243H5L4 241H2ZM40 240H43L42 241V243H41V241ZM51 240V241H50ZM52 240H55V241H53L52 242ZM80 240H82V242H85V243H82V247H81V241ZM92 240V241H91ZM111 242H110V241ZM165 240H167L168 241V243H167V241H165ZM219 240V241H218ZM229 240V241H228ZM257 240V241H256ZM258 240H260V242L258 241ZM50 241V242H49ZM95 241V242H94ZM143 241V242H142ZM175 241V242H174ZM207 241V242H206ZM230 241H232V242H230ZM247 241H248V243L249 242H253V243H249L250 244V246H249V244L248 245H246L248 248L250 247H252V248H254V246L257 244V242L259 243V244H257L256 245V253L254 252V250H255V248H254V250H251L252 252H253V255H252V252H251V258H253V259H249V255L248 254H246L247 255V257H248V261H247V257H246V255L244 254V253H242L243 251L245 252V249H247L246 251H250V249H248V248H245L246 246H245V244L247 243ZM26 242V241H25ZM49 242V243H48ZM52 242V243H51ZM89 242L91 243L90 245H88L89 244ZM99 242V243H98ZM113 242H114V244H113ZM119 242V243H118ZM165 242V243H164ZM176 244H174V243ZM212 242V243H211ZM51 243V244H50ZM80 243V244H79ZM112 243V244H111ZM121 243V244H120ZM125 243V244H124ZM177 243H179V245H177ZM217 243H219V245H217ZM230 243V244H229ZM236 244V245H234V244ZM254 243H256L255 245H252V244H254ZM1 244H0V246H1ZM47 244V245H46ZM53 244V245H52ZM84 244H86V246L84 245ZM163 244H165V245H163ZM167 244H170L171 246L172 245H174V246H180V245H182L183 246V248L181 249V250H179V253H181L182 252V254H180L179 255V253H178V251H176L177 253H176V257L177 258H179V256H182L183 255V259H182V261L181 260H179V259H177V260H179V262L175 259H173V258H171V254L169 255V253L167 252V250L169 249V247L171 248V246H168ZM203 244H206V245H204L203 247H202V245ZM209 244V245H208ZM6 245V246H5ZM12 245H10L11 246V248H14V247H12ZM84 245V246H83ZM124 245V246H123ZM189 247V249H188V247ZM222 245V246H221ZM252 245V246H251ZM1 246V247H2ZM55 248H54V247ZM92 246V247H91ZM104 246H106V247H104ZM115 246V247H114ZM163 246H165V247H163ZM172 247L173 248V250H175V248L176 247ZM208 246V247H207ZM229 246V247H228ZM233 246V247H232ZM235 246V247H234ZM237 246V247H236ZM0 247V248H1ZM27 247H29L28 249H27ZM73 247V248H72ZM76 247H78V250H77V248ZM85 249H84V248ZM88 247V248H87ZM110 247L112 248L113 247V249H115V250H113V249H110ZM124 247V248H123ZM166 247H168V248H166ZM187 247V248H186ZM206 247H207V250H206ZM212 247H215L214 249H211ZM226 248V249H223V250H225V251H223L222 250V248ZM54 248V249H53ZM57 248V249H56ZM81 248V249H80ZM107 249V251H109V252H106V250H104V249ZM117 248V249H116ZM126 248V249H125ZM139 248V249H138ZM166 248V249H165ZM171 248V249H172ZM180 248V247H179ZM178 248V249H179ZM205 248V249H204ZM220 248V252H221V254L219 253V251H218V249ZM228 248V249H227ZM230 248V249H229ZM235 250H234V249ZM238 248V249H237ZM243 248H245V249H243ZM251 248V249H252ZM171 249H169L170 251H171ZM177 249V250H178ZM183 249H185L186 250V252H185V250H184V252L185 253H188L187 251L189 250V251H191V253L189 252V254H185L184 252H183ZM188 249V250H187ZM232 249V250H231ZM258 249H260L259 248V246H258ZM260 249V250H261ZM54 250V251H53ZM86 250V251H85ZM96 250H97V252H96ZM103 250V251H102ZM168 250V251H169ZM202 250V251H201ZM210 250V251H209ZM228 250V251H227ZM237 250H240V253H239V251H237ZM259 250V251H260ZM83 251V252H82ZM112 251V252H111ZM117 251V252H116ZM197 251V252H196ZM201 251V252H200ZM203 251H204V253H203ZM205 251H206V253H205ZM231 251V252H230ZM242 251V252H241ZM0 252V253H1ZM22 252V253H21ZM35 252V253H34ZM36 252H38L37 254H38V256L36 255ZM72 254H71V253ZM90 252V253H89ZM127 254H126V253ZM168 253V254H166V253ZM174 252V251H173ZM172 252V253H173ZM193 252V253H192ZM199 252H200V254H199ZM19 253V254H18ZM21 253V254H20ZM24 253V254H23ZM39 253H40V255H39ZM48 253V254H47ZM78 253H79V255H78ZM83 253V254H82ZM96 253V254H95ZM110 253V254H109ZM166 255H165V254ZM185 255H184V254ZM208 253H210V255H212L211 257H210V255H208ZM217 253V254H216ZM219 253V254H218ZM238 253V254H237ZM258 253V254H257ZM262 253H263V255H262ZM11 254V255H12ZM31 254V255H30ZM67 254V255H66ZM91 255L92 257H90L89 255ZM96 255V256H93V255ZM105 256H104V255ZM107 254V255H106ZM118 254H119V256H118ZM123 254V255H122ZM125 254H126V256H125ZM178 254V255H177ZM203 254V255H202ZM223 254H225V255H223ZM237 254V255H236ZM244 255V256H242V255ZM249 254H250V252H249ZM10 255V256H11ZM50 255V256H49ZM64 255V256H63ZM66 255V256H65ZM72 255V256H71ZM88 255V256H87ZM128 255H130V256H128ZM139 255V256H138ZM173 255L175 256V254L173 253ZM172 255V256H173ZM221 255H223V256H221ZM258 255V256H259ZM0 261H2V263H0V264H3V261L6 259H10V261H11V259L14 261V259L15 258H18V256H14V257H10V256H8V257H6L5 258V256H4V260H3V254H0ZM13 256V255H12ZM62 256L63 257H65L64 259L62 258ZM74 256H77L76 258L74 257ZM87 256V257H86ZM101 257L100 259H99V257ZM107 256V257H106ZM117 256V257H116ZM122 256H124V257H122ZM144 258H143V257ZM169 256V257H168ZM185 256H187V257H185ZM198 256H197V258H198ZM205 256V257H204ZM228 256V257H227ZM244 258V260H243V258ZM28 257V256H27ZM46 259H45V258ZM61 257V258H60ZM71 257V258H70ZM79 257V258H78ZM105 257V258H104ZM127 257H130V258H127ZM168 257V259H166V258ZM196 257V256H195ZM208 257H210V258H208ZM227 257V258H226ZM240 257V258H239ZM2 258V259H1ZM14 258V259H13ZM20 258L18 259L19 261H20ZM42 258V259H41ZM54 258V259H53ZM69 258H70V260H69ZM75 258V259H74ZM87 258V259H86ZM95 258H97V259H95ZM121 258H123V261L121 260ZM140 258V259H139ZM164 258V259H163ZM170 258V259H169ZM234 259V260H231V259ZM245 258H246V260H245ZM29 259H31L30 257H29ZM29 259H24V260H26L25 261V263H27V260L29 261ZM34 259V258H33ZM41 259V260H40ZM61 259H62V261H61ZM109 261H108V260ZM125 259V260H124ZM142 259H146L147 261H143ZM194 259H196V258H194ZM194 259L192 260V263L193 264H195V263H197V262H194ZM228 259V260H227ZM5 260V261H6ZM17 260V259H16ZM36 259H34V261H35ZM36 260V261H37ZM56 260V261H55ZM75 260H76V262H75ZM88 260V261H87ZM95 260V261H94ZM101 260V261H100ZM106 260V261H105ZM132 260V261H131ZM137 260H140V261H137ZM218 260V259H217ZM218 260V261H219ZM263 260V261H262ZM9 261V260H8ZM10 261L9 262H7L8 264H10ZM12 261V262H13ZM19 261L17 262V261H14V262H17V264H22V262L21 263H19ZM32 262L33 264H38V262L36 263V261L35 262ZM46 261V262H45ZM61 263H60V262ZM67 261V262H66ZM78 261H79V263H78ZM104 261V262H103ZM111 261V262H110ZM125 261V262H124ZM126 261H127V263H126ZM142 261V262H141ZM155 261H157V262H155ZM174 261H177V262H174ZM196 261V260H195ZM212 261V262H211ZM221 260L219 261V262H217V263H214V264H219L220 262H222ZM241 261V263H239ZM257 261V262H258ZM11 262V263H12ZM66 262V263H65ZM69 262V263H68ZM92 262V263H91ZM102 262V263H101ZM108 262V263H107ZM129 262V263H128ZM184 262V263H185ZM205 262V263H204ZM216 262V261H215ZM25 263H23V264H25ZM31 263V262H30ZM29 263V264H30ZM31 263V264H32ZM183 263V262H182ZM185 263V264H186ZM253 264H256V261L254 260L253 262H252ZM6 264V263H5ZM12 264H16V263H12ZM258 264V263H257Z\"/></svg>","mask_w":264,"mask_h":264},{"label":"bare ground","instance_id":"obj_2","mask_svg":"<svg viewBox=\"0 0 264 264\" xmlns=\"http://www.w3.org/2000/svg\"><path fill=\"white\" fill-rule=\"evenodd\" d=\"M0 1H1V0H0ZM2 1H4V0H2ZM13 1H15V0H13ZM18 1H20L21 4H23L22 2H25V1H23V0H18ZM18 1H16V2L18 3ZM28 1H29V0H28ZM28 1H27V2H28ZM31 1H32V0H31ZM37 1H40V0H37ZM41 1L43 2V0H41ZM50 1H51L52 4H53V2H54V1L56 2L57 0H53V1H52V0H49V1L46 0V2H48V3H49ZM59 1H60V2H59ZM59 1H58L59 4L56 6L57 8H58L59 6L61 7L60 3L62 2V0H59ZM64 1H67V0H63L62 3H64ZM70 1L73 2V1H75V0H69V2H70ZM77 1H78V0H77ZM86 1H87V0L83 1V2H84L83 4H85ZM105 1H106V0H105ZM109 1H111V0H109ZM117 1H119V0H117ZM123 1H124V0H122V2H123ZM129 1H130V0H129ZM165 1H166V0H165ZM165 1H164V2H165ZM168 1H170V0H168ZM175 1H176V0H175ZM192 1H193V0H192ZM209 1H210V0H209ZM218 1H220V0H218ZM218 1H217V2H218ZM235 1H236V2H235ZM235 1L233 2L232 6H231V7H232L231 11H229L230 9H229V10L227 9V10L230 12V15H229V19H228L226 25H225V26L223 25V26H224L223 28H225V30H224V34H223V36L221 35V36H222V39H221V41L219 42V44H218V43H215V44H214L215 46H217V48H215V52H214V55H213L214 58L212 57V58H213L212 62L209 63V66H210L209 71H208L207 68H205V71H204V69H203L204 72L208 71L207 74H206V76H208V77H207V79H205V82L203 83V86H200V85H199V79H198L199 77L197 78V79H198V82L195 83V84H198L200 87H202V88H199V89H198V88H195V89H198V90L201 89L199 93H198V91H197V93H198L199 95L197 96L196 93H195V95H196L195 98H194V97H191V96L193 95V94L191 93V90H193V89H191V88H193V87L191 86L190 82L187 81V80H186V81H187V83L189 82V83H188V86L190 85L189 87H191V88H190L191 90L189 89V87H188V88L186 87V86H187L186 84L184 85L185 88H187V89H185V90L187 91V93H188V91H190V93L192 94V95H190V96L188 95L190 98H193V99H195V101H196V99H197L196 97H198V99H199V100H198V106L196 105L198 108H197V109L195 108L197 111H195V109L193 108V107L195 106V104H196V103H194V100H193V99H191V100H190V98L188 99L189 101H193L192 103H194V104L189 105V106H192V107H189L188 104H186V106H185V105H184L185 102H184L183 100H182V101L184 102V104H182L181 101H180V102L178 101L179 103H181V110H182V108H183V111H184V110H187V109H190V111H191L193 114H195V113L197 112V116L194 115L195 118H192V120H195L194 123H192L191 118H190L189 120H186V119H185L186 117H190V116L185 115L186 117H184V120H186V121H190V122L192 123V125H191V123L189 124V122H188L187 124L190 125L189 127L195 129V131H194L195 133H194L193 131L190 130L191 128L188 129V125H187V126H186V124L184 125V122H186V121L183 120L184 122H182L183 127L186 126V127H187V130L191 131L190 135L188 134L189 132H186V133H185V131H187V130H185L183 133L189 135V136H188V139H187L188 141H187L186 138L184 137L185 140H186V141L184 140V142H185V143L187 142V144H189L190 147H188V148H189L188 150H190V152L192 151V153H193V156H192V155L190 154V152L187 150L186 152H187L188 155L190 154V156H189V158H187V159H186V158H183L182 161L185 162V160H188V159H191V158H192L191 160H188V162L186 161V162L188 163V165L190 164V167H191L192 170H193V172H192V171L190 172V170H189V173H193V174H190V175L193 176V175H194V172H195V173L197 172V173H196V177H198V178H196L195 176H194L193 178H196L197 180L200 178L199 180H200V183H201V186H202V189L199 187L200 190H201L200 192L202 193V191H203V193H204L205 196H206V199H208V200H207V204H208V207H209V211H210V213H211V216H210V214H209L208 211L203 212V214L206 213L207 216H208V214H209L208 217H209V218L211 217L210 219H212V221L209 220V222L211 221V227H210V225H209L210 223L207 224V225H209V227L211 228L210 232L208 231V232L210 233V234H209V235H210V236H209V239H211V238L213 239V238L215 237L214 235H215L217 229H218L219 227H221V224H222L223 222H225V220H226L227 218L232 217V215H233L234 218H235V219H234L235 222H234V220H233V225L236 226V228L230 226V227H232L233 230L235 229L234 232H231V231H230L231 228L228 229V230H229V233L231 232V234H232V237H231L232 239H233V236L236 235V234H238L239 232H240L241 235H242V232H241V231H242L246 226H247V227L250 226L249 224L252 223L251 221H252L253 219H254L255 221H256V219H259V221L255 222V224L259 222V225H261V226H262V224H261V223H262L261 220H262V221L264 220V218L261 219V217H260L261 214H259V213L257 212V210L260 212V209H263V208H264L263 206H261V208L258 206V205H261V203L264 201V198H261V197H260V196L263 197L262 193L264 194V191H263V190H264V187H263L264 185H262V184H264V180H263V178H264V169H263V174L261 173V172H262V168H263V166H264V159L262 160L263 156H261V154L258 153V152L256 151V149H255V148H256V144L258 143V142H257L258 140H256V139H260V143H263L264 141L262 140V141H263V142H262V141H261V138H262V137H258V136L255 134L256 137H254V139L256 138V139H255L256 141H254V143L252 142V144H249V143H251V142H249V141H251V140H249V138H250V139L252 138L251 136H252V132H253V131H252L253 126L256 128V126L254 125V124H256L255 121H256V120H259L258 118L255 119V118L257 117V115H258L257 113H259L258 111L262 112V108L264 107V104H262V103H264V102H263V100H264V98H263V97H264V94H263V97H262V92L264 91V90H263V89H264V87H263L264 85H262V84L260 85V84H259L260 87H259V86L256 87V88H258V90L261 89L259 92L257 91V89H255V84L259 81V77H257V76H262V75H263V73H262V75H259V74H260V72H264V70H263L264 68L261 67V68H260L261 71H260V70H258V68L255 69V66H256V65L253 66V64H261V63H262V65H264V61L261 62V60H260V61H259V60H258V61H257V60H254V59H256V58H254V57H255L257 54H260V55L263 54L264 49H261V51L263 50L262 52H261V51H258L257 53H256V50H254V47L256 46L255 43H257L259 39L256 40V38H255V41H257V42H255V43L253 42V39H254L253 36H255L257 32H256L255 29H254L255 34L252 35L254 32H253L252 34H250V32H251V28H250V24H249V23H251V22L253 21V19H254V18L251 19L253 14L255 15V13H256V15H257L259 12L262 13L261 10L264 11V9H263V5H262L261 3L258 2L260 5H258V4L256 3V5H258L257 8H258V7L261 8V5H262V9H260V11H259V9H258V11H259V12H258V11L256 10V9H257V8H256V9H255L256 12H255V10H254V6H256V5H255V3H254V2H255L254 0H235ZM6 2H7V1H6ZM6 2H3V4L6 3ZM11 2H12V1H11ZM16 2H14V4H16ZM20 2H19V3H20ZM46 2H45V3H40V4H41V5H42V4H43V5H44V4L47 5L48 3H46ZM58 2H56V4H57ZM72 2H71V3H72ZM75 2H76V1H75ZM78 2H79V1H78ZM78 2H77V3H78ZM87 2H88V1H87ZM87 2H86V4H87ZM89 2H91V1L89 0ZM98 2H100V1H98ZM112 2H113V1H112ZM114 2H115V0H114ZM114 2H113V4H114ZM122 2H120V3H122ZM125 2H126V0H125ZM185 2H186V1H185ZM224 2H225V1H224ZM260 2L263 3L264 1H260ZM25 3H26V2H25ZM32 3H33V2H32ZM36 3H37V2H36ZM62 3H61V4H62ZM81 3H82V2H81ZM118 3H119V2H118ZM143 3H144V2H143ZM159 3H162V2H159ZM191 3H192V2H191ZM194 3H195L196 6H197V3H199V1L196 0V2H194ZM194 3H193V4H194ZM200 3H203V1H202V2L200 1ZM221 3H222V2H221ZM253 3H254V4H253ZM0 4H1V3H0ZM3 4H2V5H3ZM12 4H13V2H12ZM14 4H13V6H12L13 8H14V6H15ZM27 4H29V3H27ZM38 4H39V3H38ZM54 4H55V3H54ZM64 4H66V3H64ZM67 4H68V3H67ZM69 4H70V3H69ZM69 4H68V5H69ZM72 4H75V3L73 2ZM72 4H70V5H72ZM90 4H92V3H90ZM100 4H101V3H100ZM162 4H164V3H162ZM162 4H160V5H162ZM217 4H219V3H217ZM263 4H264V3H263ZM2 5H1V6H2ZM6 5H7V4H6ZM6 5H5V6H6ZM8 5H9V4H8ZM8 5L6 6V8H7V7H10V5H9V6H8ZM29 5H30V4H29ZM29 5H25V4H24V6H22V5H21V6L24 8L25 6H29ZM32 5H33V4H32ZM32 5H30V10H31V8H34V7H35V9H40V8H38V7H40L39 5H38L37 7L35 6V2H34V7H33ZM46 5H44V6L46 7ZM76 5H77V4H76ZM88 5H89V4H88ZM88 5H87V6H88ZM102 5H103V4H102ZM120 5H121V4H120ZM122 5H124V4L122 3ZM164 5H165V4H164ZM166 5H167V4H166ZM171 5H172V4H171ZM179 5H180V4H179ZM198 5H199V4H198ZM200 5H202V4H200ZM200 5H199V7H202V6H200ZM1 6H0V7H1ZM5 6H4V7H5ZM17 6H20V4H18ZM21 6H20V7H21ZM31 6H32V7H31ZM44 6H43V7H44ZM50 6H51V5H50ZM54 6H55V5H54ZM65 6H67V5H63L62 7H64V9H66L67 7L65 8ZM72 6H74V8H79V7L81 8V7L83 6L82 8H83L84 10H85V8H86V6H84V5H82V4H80V5L78 4V5H77L78 7H75V5H72ZM94 6H95V5H94ZM94 6H93V7H94ZM100 6H101V5H100ZM105 6H106V5H105ZM110 6H111V5H110ZM115 6H116V4H115ZM139 6H140V5H139ZM180 6H181V5H180ZM223 6H224V5H223ZM229 6H230V5H229ZM229 6H228V7H229ZM4 7H2V8H4ZM20 7H19V10H21ZM45 7H44V8H45ZM47 7L49 8V4H48ZM47 7H46V9H47ZM51 7H53V5H52ZM60 7H59V9H61ZM69 7H70V6H69ZM84 7H85V8H84ZM97 7H98V5H97ZM112 7H113V6H112ZM117 7H118V6H117ZM117 7H116V9H117ZM119 7H120V6H119ZM162 7H163V6H162ZM162 7L160 6V8H162ZM178 7H179V6H178ZM193 7H194V6H193ZM199 7H198V8H199ZM220 7H221V5H220ZM13 8H12V9H13ZM26 8H27V7H26ZM44 8H43V11H47L46 9L44 10ZM74 8L71 7V9H74ZM87 8H88V7H87ZM87 8H86V9H87ZM98 8H101V7H98ZM113 8H114V7H113ZM158 8H159V7H158ZM179 8L181 9L182 7H179ZM179 8H178V9H179ZM183 8H184V7H183ZM196 8H197V7H196ZM198 8H197V9H198ZM202 8H203V7H202ZM229 8H230V7H229ZM4 9H5V8H4ZM15 9H16V7H15ZM27 9H28V8H27ZM59 9H58V10H59ZM62 9H63V8H62ZM62 9L59 10V11H60L59 15H63V13L66 11V10H64V9L62 10ZM68 9H70V8H68ZM89 9H91L90 6H89ZM95 9H96V7H95ZM114 9H115V8H114ZM143 9H144V8H143ZM171 9H172V8H171ZM184 9H187V8H184ZM192 9H193V8H192ZM252 9H253V10H252ZM10 10H11V8H10ZM10 10H9V12H10ZM19 10H18V8H17V11H19ZM25 10H26V9H25ZM30 10H28V11H30ZM51 10H52V9H51ZM51 10H49V11L51 12ZM53 10H54V9H53ZM74 10H75V9H74ZM160 10H161V9H160ZM164 10H165V9H164ZM187 10H188V9H187ZM187 10H185V11H187ZM193 10H194V9H193ZM208 10H209V9H208ZM13 11H15V10H13ZM13 11H11V12H13ZM28 11H27V12H28ZM36 11H37V10H36ZM36 11H33V13L35 12V14H36ZM39 11H42V9L39 10ZM39 11H37V13H38ZM62 11H63V13H62ZM68 11H70V12H68L69 14H70L71 12H73V11H71V10H68ZM89 11H90V10H89ZM93 11H94V10H93ZM95 11H96V10H95ZM97 11H98V9H97ZM174 11H175V10H174ZM180 11H181V10H180ZM180 11H179V13H180ZM2 12H3V11H1V13H2ZM4 12L7 13V12H8L7 9H5ZM9 12H8V13H9ZM11 12H10V14H11ZM25 12H26V11H25ZM31 12H32V11H31ZM31 12H30V14L32 15L33 13H31ZM50 12L47 11L46 13L49 14ZM55 12H57V11H55ZM87 12H88V11H87ZM87 12H85V13L87 14ZM90 12H92V11H90ZM100 12H101V11H100ZM103 12H104V11H103ZM107 12H108V10H107ZM115 12H116V11H115ZM127 12H128V11H127ZM132 12H133V11H132ZM157 12H160V11H158V9H157ZM175 12L178 13V11H175ZM187 12H188V11H187ZM189 12H190V11H189ZM191 12L194 14L193 11H191ZM191 12H190V13H191ZM254 12H255V13H254ZM8 13H7V14H8ZM15 13H16V12H15ZM23 13H24L23 10H22V11H19V14H22V15H23ZM28 13H29V12H28ZM44 13H45V12H44ZM65 13H66V12H65ZM65 13H64V14H65ZM79 13H81V12H79ZM82 13H84V12H82ZM82 13H81V15H82ZM95 13H97V12H94V14H95ZM128 13H129V12H128ZM142 13H143V12H142ZM163 13H164V12H163ZM179 13H178V16H179ZM190 13H187V14H190ZM192 13H191V14H192ZM260 13H259V14H260ZM3 14H5V13H3ZM7 14H5V15L8 16ZM19 14L16 13L15 15H19ZM24 14H25V13H24ZM35 14H33L32 16L34 17ZM42 14H43V12H42ZM56 14L58 15V12L55 13V15H56ZM86 14H85V15H86ZM88 14H89V12H88ZM97 14H100V13L98 12ZM97 14H96V15H97ZM103 14H104V13H103ZM115 14H116V13H115ZM115 14H114V15H115ZM144 14H145V13H144ZM153 14H156V13H153ZM172 14H173V13H172ZM182 14L184 15V13H182ZM187 14H185V15H187ZM191 14H190V15H191ZM214 14H215V13H214ZM0 15H1L0 18H2V17H3L2 14H0ZM37 15H38V16L35 15V17H34L35 20H36V17H39V13H38ZM66 15H67V14H66ZM74 15H75V14H74ZM78 15H79V14H78ZM78 15H77V16H78ZM110 15H111V14H110ZM124 15H125V14H124ZM129 15H130V14H128V16H129ZM134 15H135V14H134ZM159 15H160V14H159ZM218 15H219V13H218ZM254 15H253V16H254ZM12 16H13V15H12ZM20 16H21V15H20ZM24 16H26V14H25ZM28 16H29V15H28ZM28 16L26 17L27 20L31 17V16H30V17H28ZM42 16H44V17H41V18H46V17H47L45 14H43ZM49 16H53V15H52V14H49L48 17H49ZM79 16H80V15H79ZM82 16H84V15H82ZM82 16H80V17H82ZM88 16H89L88 18H89L90 20H89L88 18L83 19V17H82V20H83V21H81V20H80L81 18H79V20L81 21V22H80V21L78 20V17L75 18L76 15H75V16L72 15V17H73L75 20H77L78 23H80V25H81L82 22H83V24L81 25L82 28H80L79 26L74 25V24L71 25V26H73V28H74V26H76L75 29H78V27L80 28V30H79V29L77 30V31H78V32H77V36L79 35L78 37L81 36L80 34H78L79 31H81V29H83L84 26H85L87 23H88L89 25H91V23H89V22L91 21V17H90V15H88ZM115 16H116V15H115ZM125 16H126V15H125ZM141 16H142V15H141ZM143 16H144V15H143ZM150 16H151V15H149V17H150ZM156 16H157V14H156ZM173 16H177V14H175V15L173 14ZM173 16H172V17H173ZM178 16H177V17H178ZM187 16H189V15H187ZM195 16H196V15H195ZM195 16H194V17H195ZM225 16H226V15H225ZM261 16L263 17V16H264V13H263V14H260V17H261ZM9 17H10V16H9ZM9 17H8V19H9ZM14 17H15V16H13V18H14ZM33 17H32V18H33ZM53 17H54V16H53ZM85 17H86V16H85ZM99 17H100V16H98V18H99ZM105 17H106V16H105ZM112 17H113V16H112ZM130 17H131V16H130ZM172 17L170 18L171 21H173L174 19H179V20H176V21H180V20H181L180 18H176V17L172 18ZM180 17H182V15H181ZM183 17H184V16H183ZM183 17H182V19H183ZM221 17H222V16H221ZM4 18H6V17H4ZM11 18H12V17H11ZM19 18H20V17H19ZM32 18H30V19H31L32 21H34V19H32ZM49 18H50V17H49ZM49 18H46V19L49 20ZM58 18H59L58 21H60V23L63 24V22H62L63 19H62V21H61L60 16H57V19H58ZM126 18H127V17H126ZM135 18H136V17H135ZM144 18H145V17H144ZM151 18H154V16H153V17L151 16ZM151 18H150V19H151ZM185 18H186V17H185ZM188 18H189V17H188ZM190 18H191V17H190ZM199 18H200V17H199ZM226 18H228V17H226ZM23 19H24V17H23ZM37 19H39V18H37ZM46 19H42V20L45 21ZM50 19H51V18H50ZM65 19H66V18H65ZM74 19H73V20H74ZM92 19H93V17H92ZM102 19H103V18H102ZM105 19H106V18H105ZM109 19H110V18H109ZM112 19H113V18H112ZM129 19H130V18H129ZM145 19H146V18H145ZM150 19H149V21H150ZM167 19H168V18H167ZM172 19H173V20H172ZM186 19H187V18H186ZM192 19H193V18H192ZM208 19H209V18H208ZM208 19H207V20H208ZM259 19L261 20V18H259ZM1 20H3V19H1ZM1 20H0V21H1ZM5 20H6V19H5ZM5 20H4V21H5ZM9 20H10V19H9ZM20 20H21V18H20ZM39 20H40V19H39ZM42 20H40V23H39V22H37L36 24L33 23L34 26H33V25H32V26L35 28V30L33 29V27H32L31 25H30V27H29V26L27 27V23H26V25H25V28H26V27L29 28L30 30L33 31V33H34L35 31H36L37 33H39V35L36 33V34H37V35H35L36 38H38L37 36L40 37V34H44L45 32L47 33L48 31H51V30L54 31L53 29H55V28H56V29L59 28V25H60V23H59L58 21H56V17H55V20H54V19L52 20V21H55V24H53L54 26L51 25V22H50L51 20H49V21L46 20L45 22L48 21L49 23H48V24H45V25L47 26V25L50 24V28H51V29H50L49 26H48L47 28H49L50 30L48 29V31H45L44 33H41V29H42V27H39V26H41V25L43 26V24H41V21H42ZM84 20H85V21L89 20V21H87L86 24H85V21H84ZM97 20H98V19H97ZM103 20H104V19H103ZM125 20H126V19H125ZM142 20H143V18H142ZM151 20H152V19H151ZM207 20L204 19V21H202V22L205 23ZM220 20H221V19H220ZM250 20H251V22H250ZM262 20H264V17H263ZM4 21H2V23H3ZM11 21H12V20H10L9 23H10ZM14 21H15V20H14ZM16 21H17V20H16ZM28 21H29V20H28ZM28 21H27V22H28ZM37 21H38V20H37ZM67 21H69V19H68ZM139 21H140V20H139ZM144 21H145V20H144ZM171 21H170V24L172 23ZM174 21H175V20H174ZM176 21H175V22H176ZM182 21H183V20H181L180 22H182ZM184 21H185V19H184ZM184 21H183V22H184ZM187 21H188V20H187ZM195 21H196V20H195ZM221 21H222V20H221ZM254 21H255V20H254ZM254 21H253V22H254ZM20 22H22L21 24L24 25V22H26V21H25V19H24V22H23V21H20ZM20 22H19V23H20ZM30 22H31V21H30ZM30 22H29V24H30ZM45 22H43V23H45ZM69 22H70V21H69ZM69 22H66V21H65V23H68V24H69ZM110 22H111V21H110ZM145 22H146V23H145ZM145 22H144V23H145V25H146V24H147V20H146ZM162 22H163V21H162ZM165 22H166V20H165ZM183 22H182V23H183ZM196 22H197V21H196ZM213 22H214V21H213ZM223 22H224V21H223ZM253 22H252V23H253ZM261 22H262V21H261ZM12 23H13V22H12ZM12 23H11V24H12ZM15 23H16V22H15ZM38 23H39V25H38ZM52 23H53V22H52ZM56 23H59V24L56 25ZM65 23L63 24V26L65 25V27H66V25H68V24H65ZM74 23H75V22H74ZM101 23H102V22H101ZM168 23H169V22L165 23V25H167ZM184 23H185V22H184ZM199 23H200V22H199ZM203 23H202V24H203ZM256 23H258V22L255 21L252 25L255 24L254 26H255V28L257 29V28H259V27L256 26V25H257ZM262 23L264 24V21H263ZM262 23H261V24H262ZM11 24H10V25H11ZM17 24H18V22H17ZM21 24H20V25H21ZM31 24H32V22H31ZM40 24H41V25H40ZM84 24H85V25H84ZM93 24H94V23H93ZM107 24H109V23H107ZM141 24H142V23H141ZM148 24H151V23H148ZM148 24H147V25H148ZM170 24H169V25H170ZM177 24H178V23H177ZM202 24H201V25H202ZM258 24H259V23H258ZM261 24H260V25H261ZM8 25H9V24H8ZM10 25H9V26H10ZM22 25H21V26H22ZM36 25H37V27H39V28H37ZM55 25H56V27H55ZM83 25H84V26H83ZM142 25H143V24H142ZM145 25L142 26V29H143V27H145ZM175 25H176V23H175ZM175 25L173 24L172 26H175ZM184 25H185V24H184ZM4 26H5V25H4ZM11 26H13V25H11ZM11 26L9 27V29L11 28ZM51 26H52V27H55V28H52ZM140 26H141V25H140ZM140 26H138V27L140 28ZM181 26L183 27V24H182ZM181 26H180V27H181ZM203 26H204V25H203ZM254 26H253V27H254ZM0 27H1V26H0ZM5 27H6V26H5ZM7 27H8V26H7ZM16 27H18V25H15V27L13 28L12 31H14V29H15ZM87 27H88V29H87ZM91 27H93V26H92V25H91V26H88V25H87L84 29H85L86 31H89V30L91 31V29H89V28H91ZM95 27H96V25H95ZM104 27H105V26H104ZM182 27H181V31L184 30V29H182ZM184 27H185V26H184ZM184 27H183V28H184ZM190 27H191V26H190ZM253 27H252V28H253ZM262 27H263V25H262ZM262 27L260 26V28H262ZM1 28H4V27H1ZM1 28H0V29H1ZM27 28H26V29H27ZM36 28H37V30H38V29H40V30L37 31ZM47 28H46V30H47ZM60 28H61V27H60ZM62 28H63V27H62ZM101 28H102V27H101ZM108 28H110V27L108 26ZM146 28H147V27H146ZM149 28H150V27H149ZM164 28H166V27H164ZM174 28H176V27H174ZM178 28H179V27H178ZM191 28H192V27H191ZM211 28H212V27H211ZM219 28H220V27H219ZM9 29H8L7 31H9ZM21 29L24 30L22 27H21ZM63 29H64V28H63ZM63 29H62V30H63ZM71 29H72V28H70L69 31H71ZM75 29H72V31L75 30ZM84 29H83V31H84ZM95 29H97V28H95ZM127 29H128V28H127ZM140 29H141V28H140ZM140 29H137V30H140ZM157 29H158V28H157ZM157 29L155 28V30H157ZM167 29H169V28H167ZM176 29H177V28H176ZM199 29L202 30L201 26L199 27ZM1 30H4V29H1ZM16 30H17V29H16ZM22 30L19 31V29H18L17 31L21 32L22 35H25V33H27L28 31H30V30L27 29V30H26L27 32L25 31V33H23L24 31L22 32ZM112 30H114V32H115L116 28H115V29H114V28H113V29H110V31H112ZM137 30H136V31H137ZM143 30H144V29H143ZM143 30H142V31H143ZM145 30H146V29H145ZM145 30H144V31H145ZM159 30H160V29H159ZM161 30H162V29H161ZM177 30H178V29H177ZM191 30H192V29H191ZM252 30H253V29H252ZM258 30H259V29H258ZM260 30H261V32L263 33L264 28H263V29H260ZM260 30H259V31H260ZM4 31H5V30H4ZM12 31H11V32H12ZM52 31H51V32H48V33H51L50 35H52V36L55 37V35H53L55 31H54V32H52ZM59 31H60V29H59ZM63 31H64V30H63ZM63 31H60V33H62ZM72 31H71V32H72ZM83 31H82V32H83ZM94 31H95V30H94ZM140 31H141V30H140ZM148 31H150V29H149ZM151 31H152V29H151ZM162 31L164 32V29H163ZM167 31H173V33H174V31H176V30H174L173 28H172V30H171V28H170V29L167 30ZM167 31H166V32H167ZM179 31H180V29H179ZM179 31H178V32H179ZM181 31H180V32H181ZM184 31H185V30H184ZM184 31H183V32H184ZM189 31H190V30H189ZM192 31H193V30H192ZM194 31H195V30H194ZM197 31H198V29H197ZM207 31H208V30H207ZM221 31H222V30H221ZM5 32H6V31H5ZM9 32H10V31H9ZM42 32H43V31H42ZM75 32H76V31H73V33H67V34H65L67 37H66V36H65V37L62 36V38H64V41H65V40L70 36L69 34H71V36L66 40V43H65V44L63 43V45H65V47H66V45H67V41H68V42L70 41V42L68 43V45H70V43L73 42V44H71V46L74 45V50L77 48V45H79V44H76V43L74 42V41L77 39V36H76V35H75L76 37L74 36V33H75ZM82 32H80V33H82ZM100 32H101V31H100ZM112 32H113V31H112ZM121 32H122V30H121ZM125 32H126V30H125ZM138 32H139V31H138ZM138 32H137L136 34H138ZM153 32H154V31H153ZM155 32H156V31H155ZM155 32H154V35L152 34V36H155ZM157 32H158V31H157ZM160 32H161V31H160ZM160 32H159V33H160ZM183 32H182V33H183ZM199 32H200V30H199ZM214 32H215V31H214ZM214 32H212V33H214ZM222 32H223V31H222ZM2 33H3V36H2V37H5V38H6V36H4L5 33H4L3 31H2ZM6 33H7V32H6ZM31 33H32V32L30 31L29 34L27 33L26 35H27V36L32 35V37H33V33H32V34H31ZM48 33H47V34H48ZM52 33H53V34H52ZM86 33H88V32H86ZM89 33L91 34V32H89ZM103 33H104V32H103ZM139 33H140V32H139ZM142 33H143V32H142ZM142 33H140V35H141ZM144 33H145V32H144ZM149 33H151V32H149ZM164 33H165V32H164ZM168 33H169V32H168ZM168 33H167V34H168ZM185 33L188 34L187 31H186ZM185 33H183V34H185ZM195 33H196V31H195ZM197 33H198V32H197ZM208 33H209V32H208ZM208 33H207V34H208ZM18 34H20V33H18ZM57 34H59V33H57ZM72 34H73V35H72ZM75 34H76V33H75ZM82 34H84V32H83ZM95 34H96V33H95ZM147 34H148V33H147ZM161 34H162V36H164V34H163L162 32L160 33V35H161ZM171 34H172V33H171ZM176 34H177V33L175 32V33L172 34V35L168 34V36L170 35L169 37L172 38L173 35L176 36ZM207 34H206V35H207ZM217 34H218V33H217ZM219 34H221V33H219ZM9 35H10V34H8L7 37H8ZM11 35L13 36L14 34L11 33ZM16 35H17V34H15V37H12L11 39L16 38V37L18 36V35H17V36H16ZM20 35H21V34H20ZM20 35H19V36H20ZM26 35H25V37H26ZM45 35H46V34H45ZM45 35H41V38H42V36H43V38H44ZM48 35H49V34H48ZM48 35H47V36H48ZM50 35H49V37H50ZM106 35H107V34H106ZM177 35H178V34H177ZM180 35H181V34H180ZM180 35H179V36H180ZM190 35L192 36V34H190ZM196 35H197V34H196ZM250 35L253 37L252 40H251L252 37H251ZM258 35L260 36L259 32H258ZM19 36H18V37H19ZM47 36L45 37L46 39H43V40H48L49 43H51L50 40L53 39V37H51V39L49 40V39L47 38ZM72 36H74L75 38L72 37ZM85 36H86V34H85ZM92 36H93V34H92ZM107 36H108V35H107ZM171 36H172V37H171ZM175 36H174V37H175ZM183 36H184V35H183ZM186 36H188V35H186ZM191 36H190V37H191ZM207 36H208V35H207ZM219 36H220V35H219ZM259 36H257V37H259ZM10 37H11V36H9V40H10V42H11ZM30 37H31V36H29L27 39H29ZM32 37H31V38H32ZM83 37H84V36H83ZM90 37H91V36H90ZM94 37H95V35H94ZM97 37H98V36H97ZM97 37H96V38H97ZM150 37H151V34H150ZM157 37H158V35H156L155 38H157ZM160 37H161V36H160ZM160 37H158L157 40H158V39H161V40L163 39L162 37H161V38H160ZM164 37H165V36H164ZM169 37H167V35H166V38H165V39L168 40L167 38H169ZM250 37H251V38H250ZM255 37H256V36H255ZM20 38H21V37H20ZM20 38H17V39L20 40ZM31 38H30L31 41L29 40L28 42H30V43L32 42V45H33V40H32V39H36V38H34V37H33L32 39H31ZM62 38H60V40H61ZM65 38H66V39H65ZM70 38H71V40H72V38H74V40L71 42V40H69ZM80 38H81V37H80ZM100 38H101V37H100ZM102 38H103V37H102ZM102 38H101V39H102ZM137 38L139 39V36H138ZM140 38H142V36H141ZM143 38H145V35H143ZM147 38H148V36H147ZM147 38H146V39H147ZM201 38H202V37H201ZM205 38H206V36H205ZM261 38H262V37H261ZM1 39H2V38H1ZM7 39H8V38H7ZM7 39H5V40H7ZM25 39H26V38H25ZM27 39H26V40H27ZM81 39H82V38H81ZM84 39L86 40V43H87L86 45H87L88 47L85 46V44H82V45H83V47L85 46V47H87V48L89 49V50H88V54H89V52L92 51V50H90V49L92 48L91 46H93V45H89V44H88L89 41H88L85 37H84ZM88 39H89V38H88ZM93 39H94V38H93ZM121 39H122V38H121ZM131 39H132V38H131ZM133 39H134V37H133ZM135 39H136V35H135ZM186 39H187V38H186ZM207 39H208V38H207ZM219 39H220V38H219ZM19 40H18V41H19ZM26 40H25V41H26ZM43 40H41V41H43ZM53 40H55V38H54ZM53 40H51V41L53 42ZM60 40H58L59 43H61V41H63V39H62L61 41H60ZM144 40H145V39H144ZM148 40H149V39H148ZM151 40H152V38H151ZM154 40H155V39H154ZM161 40H159V42H160ZM170 40H171V39H170ZM215 40H216V39H215ZM1 41H2L3 43L5 42V41H3V40H1ZM20 41H23V38H22V40H20ZM41 41L39 40V42H41ZM48 41H46V43H48ZM58 41H57V42H58ZM64 41H63V42H64ZM76 41H77V40H76ZM80 41H82V40H80ZM128 41H129V40H128ZM155 41H156V40H155ZM155 41H154V42H155ZM162 41H163V40H162ZM162 41H161V43H162ZM181 41H182V40H181ZM184 41H185V40H184ZM201 41H202V40H201ZM260 41L262 42L263 39H260ZM260 41H259V42H260ZM2 42H1V45H2ZM8 42H9V41H8ZM12 42H14V40H13ZM12 42H11V43H12ZM36 42H37V40H36ZM39 42H38V43H39ZM44 42H45V41H44ZM77 42H78V41H77ZM91 42H92V41H91ZM126 42H127V41H126ZM126 42H125V43H126ZM143 42H144V41H143ZM149 42H150V40H149ZM149 42L147 41L146 43H149ZM151 42H152V41H151ZM151 42H150V43H151ZM156 42H157V41H156ZM166 42H167V41H166ZM170 42H171V41H170ZM172 42H173V40H172ZM195 42H198V40L195 41ZM216 42H217V41H216ZM259 42H258V43H259ZM261 42L259 43L260 45H261L264 41H263L262 43H261ZM16 43H17V41H16V39H15V44H14L15 48H17V47H16ZM18 43H19V42H18ZM20 43H21V42H20ZM24 43H25V42L23 41V45H24ZM26 43H27V41H26ZM41 43H42V42H41ZM41 43H39L38 45H40ZM74 43L76 44V48H75V44H74ZM79 43H82V42H79ZM89 43H90V42H89ZM129 43L131 44L130 41H129ZM129 43H128V44H129ZM136 43H137V42H135V44H136ZM161 43H160V44H161ZM258 43H257V44H258ZM91 44H92V43H91ZM93 44H95V41H93ZM139 44H140V42H139ZM160 44H159V45H160ZM170 44H171V43H170ZM172 44H173V43H172ZM175 44H176V43H175ZM178 44H179V43H178ZM184 44H185V43H184ZM187 44H188V43H187ZM216 44H218V45H216ZM253 44H255L254 47H253ZM1 45H0V47L3 46V45H2V46H1ZM6 45L11 46V48H12V44L10 45V43H8V44H5L4 46L7 47ZM17 45H18V44H17ZM21 45H22V44H21ZM21 45H18L21 51H22V49H23V51H24V48H26V47H28V46H32V45L29 44V45H26V47L23 48ZM35 45H36V47L38 46L37 43H36V44L34 43V45H33L32 47L35 48ZM41 45H42V44H41ZM50 45H51V44H50ZM50 45H49V46H50ZM56 45H58V43L55 44V47H56ZM68 45H67V48L69 49ZM137 45H138V43H137ZM141 45H143V44H141ZM144 45H145V43H144ZM144 45H143V47L145 48V46H146L147 44H146L145 46H144ZM157 45H158V44H157ZM162 45H163V44H162ZM190 45H191V44H190ZM203 45H204V44H203ZM203 45H202V46H203ZM207 45H209V44H207ZM263 45H264V43H263ZM263 45H261V47H264ZM9 46H8V47H9ZM20 46H21L22 48H21ZM24 46H25V45H24ZM43 46H44V44H43ZM45 46L48 47V45H45ZM45 46H44V47H45ZM58 46L60 47V45H58ZM80 46H81V45H80ZM80 46H79V47H80ZM89 46H90L91 48H90ZM96 46H97V45H96ZM126 46L129 47V45H126ZM126 46H124V47H126ZM138 46H139V45H138ZM138 46H137V47H138ZM153 46H154V45H153ZM160 46H161V45H160ZM163 46H164V45H163ZM163 46H162L161 48H163ZM202 46H201V47H202ZM8 47H7V48H8ZM47 47H45V48H47ZM53 47H54V46H53ZM55 47H54V51H53V52H48L49 54H50V53L54 54V52H55V54H54L55 56L52 55V54H50L51 56H54V57H51V56L49 55V56L52 58V60H51V58H50V59H48V62H47V61H44V62H46V63H43V64L50 63V61H51L52 64H51L50 67H52V65H54V64H53V60H54V58L56 57V55L58 54V53L56 54V52L59 51V55H60V53L63 51V50H61V49H59L58 51H56L57 49L55 50ZM59 47H58V48H59ZM61 47H63L62 49H64V46H62V44H61ZM61 47H60V48H61ZM79 47H78V48H79ZM81 47H82V46H81ZM81 47H80V48H81ZM83 47H82V48H83ZM94 47H95V45H94ZM100 47H101V46H100ZM122 47H123V45H122ZM122 47H121V49H123ZM137 47H136V45H135V48H137ZM146 47L148 48V45H147ZM150 47H151V46H150ZM154 47H156V46H154ZM154 47H153V48H154ZM199 47H200V46H199ZM201 47H200V48H197V47H196V50L201 49ZM204 47H205V45H204ZM204 47H203V49H204ZM258 47H259V46H258ZM258 47H257V48H258ZM7 48H6V49H7ZM9 48H10V47H9ZM9 48H8V49H9ZM11 48H10L9 50H11ZM34 48H33V50H37V49H34ZM39 48H41L40 50L43 49V48L40 47V46H39ZM56 48H57V47H56ZM67 48H66V50H67L68 53L66 52V50H64V51H65V55H64L65 57H68V56H69V54H70V51H69V50H72L71 52H73V54L75 53V52L73 51V47H72V48L70 47L69 50H68ZM95 48H97V47H95ZM126 48H127V47H126ZM126 48H124V49H126ZM129 48H130V47H129ZM132 48H133V47H132ZM144 48H140V47H139V49L137 48V50H140V51H137V52H140V54H143V53H144L143 56H145V58H147V57L150 55L151 52H153V51L155 52V51H156V50H152V51H150V50H149L150 48H148V50H149V52H150V53H149L148 50L146 51V50H145L146 48H145V49H144ZM209 48H210V47H209ZM212 48H213V47H212ZM255 48H256V47H255ZM257 48H256V49H257ZM259 48H260V47H259ZM259 48H258L257 50H259ZM2 49H3V50H2ZM2 49H1L2 51L0 50L1 52H5V51L8 50V49L5 50L4 48H2ZM51 49H53V48H51ZM83 49L85 50L86 48H83ZM99 49H100V48H98V50H99ZM141 49H144V50L146 51V53L148 52V53H147L148 55L146 56L145 51H144V50L142 51ZM151 49H152V47H151ZM155 49H156V48H155ZM173 49H174V48H173ZM4 50H5V51H4ZM9 50L7 51L8 53H9ZM12 50H13V49H12ZM14 50L17 51V53H19V54H17ZM14 50H13V51H14V55L17 54V55H16L17 58H18V57L20 58V56L22 57L23 54H24L25 56H26L27 53L31 54V52H27L28 50H31V47H30V48L28 47V50L25 49L26 51H25V53L22 52V53H21L22 55H20V52H21L20 50H17V49H14ZM43 50H44V49H43ZM84 50H83V51H84ZM86 50H87V49H86ZM86 50H85V52L87 53ZM130 50H131V49H130ZM201 50H202V49H201ZM209 50H210V49H209ZM209 50H208V51H209ZM18 51H20V52H18ZM49 51H51V50H49ZM60 51H61V52H60ZM77 51L79 52L78 49H77ZM77 51H76V52H77ZM128 51H129V50H128ZM128 51H127V52H128ZM134 51H136V49H135ZM164 51H165V50H164ZM174 51H175V49H174ZM186 51H187V50H186ZM199 51H200V50H199ZM199 51H197V53H198ZM205 51H207V49H206ZM205 51L203 52V50H202V53H205ZM210 51H211V50H210ZM1 52H0V53H1ZM7 52H6V53H7ZM10 52H11V51H10ZM41 52H42V51H41ZM41 52H40V53H41ZM78 52H77V53H78ZM94 52H95V51H94ZM96 52H97V50H96ZM119 52H120V51H119ZM119 52H118V53H119ZM124 52H125V51L122 50V53H121L120 55L124 54ZM137 52H136V53H137ZM142 52H143V53H142ZM172 52H173V51H172ZM179 52H180V51H179ZM189 52H190V51H189ZM211 52H212V51H211ZM254 52H255L256 54H254ZM259 52H260V53H259ZM40 53H39V54H40ZM42 53H43V52H42ZM48 53L46 52L45 55H47V57H45V58H49ZM77 53L75 54L74 57H75V59L77 58V59L79 60V58H80L81 56L78 58V55H79V54H77ZM80 53H81L80 55H83V53L81 52V50H80ZM133 53H134V52H133ZM136 53H135V54H131L130 51H129V53H127V54H125V55L130 56V54H131L132 56H130V57H134L133 55H136ZM184 53H185V52H184ZM187 53H188V52H187ZM193 53H194V52H193ZM193 53H192V54H193ZM195 53H196V52H195ZM61 54H64V53L62 52ZM73 54H72V58H71V59H73ZM88 54H87V55H88ZM137 54H139V53H137ZM154 54H155V53H154ZM185 54H186V53H185ZM192 54H189V55H192ZM210 54H211V53H210ZM3 55H4V54L2 53V57L6 58V57L3 56ZM7 55H10V53L7 54ZM18 55H19V56H18ZM35 55H36V54H34V53H32V56L27 54V56H28V57L30 56L31 59H32V57L34 56L33 59H32V61L34 60V64L37 63V64L39 65L40 61L37 59L38 61L36 62V58H35V57H38V55H36V56H35ZM67 55H68V56H67ZM76 55H77V56H76ZM84 55H85V54H84ZM89 55H90V54H89ZM97 55H98V54H97ZM125 55H124V57H125ZM151 55H152V53H151ZM151 55H150V56H151ZM156 55H158V54H156ZM156 55H154V57H155ZM176 55H177V54H176ZM198 55H199V53H198ZM211 55H212V54H211ZM211 55H210V56H211ZM11 56H13L12 53H11ZM11 56L9 57V59H10L11 61H13L12 59L16 58V56H15V57L13 56L14 58H11ZM40 56H42V54H40ZM40 56H39V57H40ZM62 56H63V55H62ZM64 56H63V57H60V61H59L58 58H57V59L55 58V59L58 60V61H57V63H56V60H54V61H55L54 63L58 64L60 68H63V69H64V71H67V72L65 73V75H66V74L69 75V72H70V71H69V70H65V67H67V66L69 67L70 64H69V65H66V66H65L64 64H66L67 62L69 63L70 60H68V59L66 60V59L64 58ZM105 56H106V55H105ZM122 56H123V55H122ZM122 56H121V59L123 58ZM128 56H127L126 58H129ZM178 56H179V54H178ZM193 56L198 57V56H196V55H193ZM200 56H202V55H200ZM205 56H206V55H205ZM258 56H259V55H257L256 57L258 58ZM0 57H1V56H0ZM2 57H1V58H2ZM70 57H71V56H70ZM84 57L87 58L86 55H85ZM84 57H82V58L84 59ZM154 57H153V59H154ZM169 57H170V56H169ZM189 57H191V56H188V58H189ZM195 57H194V58H195ZM203 57H204V55H203ZM207 57H208V55H207ZM207 57H206V58H207ZM259 57H260V56H259ZM1 58H0V60H1ZM17 58L15 59L16 61H17ZM30 58H28V61L31 60ZM63 58H64V60H66L65 63L61 62V60H63ZM68 58H69V57H68ZM82 58H81V61H82ZM90 58H91V56H90ZM151 58H152V57H151ZM163 58H164V57H163ZM191 58H192V57H191ZM201 58H202V57H201ZM206 58H205V59H206ZM262 58H263V56H261V59H262ZM20 59H22L23 62L26 61L25 57H24L25 60L23 59V57L20 58ZM39 59L41 60V57H40ZM69 59H70V58H69ZM75 59H74V60H75ZM129 59H131V58H129ZM148 59H149V58H148ZM158 59H159V58H158ZM158 59H157V60H158ZM174 59L176 60V58H174ZM197 59H199V57H198ZM208 59H209V58H208ZM2 60H4V59L2 58ZM6 60H7V58H6ZM18 60H19V59H18ZM22 60H21V62H22ZM49 60H50V61H49ZM74 60H72L71 63H73ZM86 60H87V59H84V61H86ZM159 60H161V58H160ZM159 60H158V61H159ZM171 60H172V59H171ZM190 60L193 61V59H190ZM200 60H202V59H200ZM262 60H264V59H262ZM28 61H27V62H28ZM76 61H77V60H75V62H76ZM79 61H80V60H79ZM134 61H135V63H138V62H139V60H138V62H137L135 58H134ZM134 61H133V63H131V65H132V64H133V65L135 64ZM151 61H153V60H151ZM167 61H170V60H167ZM167 61H166V62H167ZM194 61H196V59H195ZM198 61H199V60H198ZM255 61H256V62H255ZM17 62H18V61H17ZM19 62H20V61H19ZM23 62H22V64H21V63H18V64H20V65H22V66H23L24 64H25V65L27 64V63H24V64H23ZM58 62H59V63H58ZM130 62H131V61H130ZM159 62H160V61H159ZM196 62H197V61H196ZM196 62H195V63H196ZM260 62H261V63H260ZM0 63H1V61H0ZM5 63H8V62H5ZM29 63H30V61H29ZM60 63H63V66H62V64H60ZM68 63H67V64H68ZM77 63H78V62H77ZM118 63H120V65H121V62H118ZM125 63H126V62H125ZM139 63H140V62H139ZM160 63H161V62H160ZM160 63H158V64H160ZM174 63H175V62H174ZM195 63H193V64H195ZM198 63H199V62H198ZM198 63H197V64H198ZM1 64H2V63H1ZM1 64H0V65H1ZM3 64H4V62H3ZM3 64H2V66L0 67V68H1V71H2L1 73H3V70L6 72V70H5V69L7 68L6 65H8L9 63L6 64L5 67L3 66ZM12 64L14 65L15 62H14V63L12 62ZM31 64H33V62L30 63L29 65H31ZM37 64H36V66H37ZM56 64H55V65H56ZM75 64H76V63H75ZM87 64H88V63H87ZM127 64H128V63H127ZM152 64H153V63H152ZM166 64L168 65V63H166ZM193 64H190V62H189L188 65H193ZM201 64H202V63H201ZM9 65H10V64H9ZM9 65H8V66H9ZM15 65H16V64H15ZM25 65H24V66H25ZM41 65H42V64H41ZM58 65H56L55 67H57ZM82 65H83V64H82ZM112 65H113V64H112ZM116 65H117V64H116ZM118 65H119V64H118ZM125 65H126V64H125ZM133 65H132V66H133ZM167 65H166V66H167ZM178 65H179V64H178ZM199 65H200V64H199ZM11 66H12V65H11ZM11 66H9V67L11 68ZM26 66H27V65H26ZM34 66H35V65H34ZM34 66H32V67L30 66V67H28L27 69H25V67H24V68L22 67V68H23V71H24V70H26V71H24V72L21 71V72H22V74H21L22 76L19 74V77L21 76V78H20L18 81H15V82H17V84L15 83V84H16V88H14V85H13L14 83L12 84V86H9V87H10V88H9L8 85H10L11 83L8 84V82L4 79V81L7 82L8 85H7V84H3V85H4V86L7 85V87L9 88V90H8V88H7V90H8V93H7V92H6V91H7L6 88H5V89L3 88V90H6L5 92H6L7 94H3V93H4L3 90H2L3 93H2V91H0V94H1L0 97L3 95V96L1 97V99H0V123H1V124L3 123L2 126L4 127V128L0 127V129L2 130V131H1L2 133H3V129H5V130L7 129V128H5V126H4V125H6V123H8V122H7L8 119H6V117L9 118V122L11 121V119H12V117H13L14 115L16 116L14 119L16 120V118H17V122H18V120L21 121V122H22V120H23V123H24V122H25V123H26V122L28 123V122L31 120V119H29V120L27 121L26 118L29 117V116H27V114H26V116H27L26 118H23V119L21 118L22 120H20V119H19L20 117H19V118L17 117L18 114L20 115V112H16L17 114H16L15 112H13V113H15V114H13L12 111H10V109H11V110L13 109V110L15 111V109H16L17 106H18L17 104H18L19 102H21V100H22L23 104H26V103L29 104V105L31 104V101H32V100H29L30 102H27V101H28V94H32V93H33V92H32V93H31V92L29 93L30 90H31V91L33 90V88H32L33 85H35V82H34L33 79H36L37 74L39 73L38 75H40V73H41V72H40V68H39V67H36V68H35ZM47 66H49V64H48ZM47 66L42 65V67H47ZM61 66H62V67H61ZM70 66H71V65H70ZM79 66L82 67L80 64H79ZM128 66H129V64L127 65V67H128ZM132 66H129V68L131 69ZM134 66H135V65H134ZM152 66H153V65H152ZM161 66H162V65H161ZM176 66H177V65H176ZM176 66H174L175 69H176ZM13 67L16 68L17 66H16V67L13 66ZM20 67H21V66L18 65L17 68L21 70ZM50 67H48V72H47V73H49V71L51 70ZM55 67L53 66V69H54V70H51V71H54L55 74H57L56 72H60V71H55V70H56ZM68 67H67V69H69ZM74 67H75V66H74ZM77 67H78V65H77ZM77 67H76V68H77ZM137 67H139V66H137ZM145 67H146V65H145ZM256 67H260V66H256ZM3 68H4V69H3ZM17 68H16L15 70H18ZM76 68H75V69H76ZM125 68H126V66H125ZM129 68H127V70H129ZM149 68H150V67H149ZM165 68H167V67H165ZM168 68H169V67H168ZM191 68H194V67H191ZM262 68H263V69H262ZM2 69H3V70H2ZM42 69H43V68H42ZM46 69H47V68H46ZM49 69H50V70H49ZM58 69H59V68H57V70H58ZM71 69H73V68H71ZM111 69H112V68H111ZM122 69H123V68H122ZM134 69H136V68H134ZM139 69L141 70L140 67H139ZM152 69H154V68H152ZM159 69H160V68H159ZM177 69H178V68H177ZM196 69H197V68H196ZM10 70H11V69H9V68L7 69L8 72H9ZM79 70H80V69H79ZM132 70H133V69H132ZM140 70H139V71H140ZM194 70H195V69H194ZM12 71H13V70H11L10 72H12ZM68 71H69V72H68ZM92 71H93V70H92ZM118 71H119V70H118ZM118 71H117V72H118ZM129 71L132 73L131 70H129ZM133 71H134V70H133ZM160 71H161V70H160ZM173 71H174L175 73L177 72V70H176V71L173 70ZM178 71H179V70H178ZM190 71H191V69H190ZM200 71H202V70H200ZM258 71H259V72H258ZM5 72H4V73H5ZM17 72L20 73L19 70H18ZM73 72H74V71H73ZM75 72H77V69L75 70ZM75 72L73 73V75L75 74ZM79 72H80V71H79ZM111 72H112V71H111ZM134 72H137V71H134ZM142 72H143V70H142ZM147 72H149V71H147ZM192 72H193V71H192ZM47 73L45 72V74H47ZM50 73H52V76L55 77L54 79H56V78H57V79H56L55 81H51L52 84L49 82V85H48V84L46 85L45 83L48 81V79H49L48 76H49L50 74H49L48 76L46 75V78H48V79H47V81L44 83V82H43V78H44V79H46V78L44 77L45 75H43V74H44V72H43V74H41V76H40V77H42V75H43V77H42L41 79L38 78V79H39L38 81L40 82V83H39L40 86L44 83V84L46 85V87H45V85H44V86L42 85V86L40 87L41 90L39 91V93H41V92L43 93V91H44V87L47 88V89H45V90H48V88L50 87V85H53V87H55V85L57 86L60 82H62V81H60V82H57V84L55 83L56 81H59V80H60L59 78H62L61 75H60V77L58 78L59 73L57 74V75H58L57 77L53 75V72H50ZM61 73H63V71L60 72V74H61ZM81 73H82V72H81ZM120 73H121V71H120L118 74H120ZM122 73H123V72H122ZM122 73H121V76H123ZM124 73H125L124 76H126V78H127L128 75H126V73H128V72L126 71V69H125V72H124ZM143 73H144V72H143ZM150 73H151V72H150ZM150 73H147V74L149 75ZM161 73H162V71H161ZM199 73H201V72H199ZM208 73H209V74H208ZM6 74H8V73H6ZM110 74H111V73H110ZM110 74H109V75H110ZM113 74H115V73H113ZM129 74H130V73H129ZM136 74H137V73H136ZM136 74H135V75H136ZM139 74H140V72H138L137 75H139ZM156 74H158V73H156ZM164 74H165V73H164ZM188 74H189V73H188ZM188 74H187V75H188ZM193 74H194V73H193ZM196 74H197V72H196ZM204 74H205V73H204ZM204 74H203V75H204ZM0 75H1V74H0ZM2 75H3V74H2ZM13 75H14V71H13ZM17 75H18V73L15 74V76H17ZM148 75H147V77H148ZM150 75H151V74H150ZM175 75H176V74H175ZM199 75H201V74H199ZM6 76L8 77V80H9V77H10V80H11V73H10V76H9V75H4V77H3V76H2V77L5 78ZM15 76H14V77H15ZM71 76H72V75H71ZM111 76H112V75H111ZM115 76H116V75H115ZM115 76H114V78H115ZM157 76H158V75H157ZM163 76H165V75L162 74L161 79H162ZM177 76H178V75H177ZM7 77H6V79H7ZM53 77L50 76V79H49V80H52ZM67 77L69 78V76H67ZM73 77H74V76H73ZM109 77H110V76H109ZM112 77H113V76H112ZM119 77H120V76H119ZM131 77H133V76H130V77H129V78L131 79L130 81H132V80L134 81V79H132ZM136 77H137V76H136ZM149 77H150V76H149ZM154 77H155V76H154ZM158 77H160V76H158ZM169 77H170V76H169ZM179 77H180V75H179ZM200 77H201V76H200ZM3 78H2V79H3ZM12 78H13V76H12ZM79 78H80V77H79ZM82 78H83V77H82ZM93 78H94V77H93ZM129 78H128V80H129ZM134 78H135V76H134ZM140 78H141V77H140ZM142 78H143V77H142ZM142 78H141L140 80H142V82H145V81H143ZM144 78H145V75H144ZM167 78H168V77H167ZM171 78H173V77H171ZM174 78H175V77H174ZM193 78H194V77H193ZM204 78H206L205 75H204L203 79H204ZM257 78H258V79H257ZM263 78H264V77L262 76V79H263ZM2 79H1V76H0V85H2V83H4L3 81L1 82ZM13 79H14V78H13ZM13 79H12V80H13ZM15 79H16V78H15ZM15 79H14V80H15ZM70 79L72 80V78H70ZM104 79H105V78H104ZM109 79H110V78H109ZM109 79H108V81H109ZM111 79H113V78H111ZM111 79H110V80H111ZM117 79H118V76H117ZM117 79H115V83L118 82V81H120V79H122V77L119 78L118 80H117ZM123 79H124V81L126 80L124 77H123ZM123 79H122V80H123ZM136 79H137V78H136ZM136 79H135V82L137 81ZM159 79H160V78H159ZM159 79H158V81H159ZM177 79H180V80H181V78H176V82H177ZM182 79H183V78H182ZM186 79H187V78H186ZM188 79H189V78H188ZM195 79H196V78H195ZM203 79H202V80H203ZM254 79H255V81H256V79H257L258 81H257L255 84L253 83V84H254V85H253V84H252V81H254ZM262 79H261V77H260V80H262ZM32 80H33V81H32ZM61 80H63V78H62ZM113 80H114V79H113ZM113 80H111L112 83H114ZM116 80H117V81H116ZM154 80H155V79H154ZM164 80L167 81L168 79H164ZM164 80H163V81H164ZM202 80H200V84H202V83H201ZM35 81H36V80H35ZM64 81H66V80L64 79ZM69 81H70V80H69ZM152 81H153V80H152ZM168 81H169V80H168ZM262 81H263V80H262ZM12 82H13V81H12ZM32 82H33L34 84H32ZM41 82H42V84H41ZM53 82H54V83H53ZM74 82H75V81H74ZM96 82H97V81H96ZM109 82H110V81H109ZM109 82H108V83H109ZM125 82H126V83H124V82L122 81L121 83H124V84H131V83H132V82L129 83L127 80H126ZM161 82H162V81H161ZM164 82H165V81H164ZM170 82H171V81H170ZM64 83H65V82H64ZM66 83H68V82H66ZM119 83H120V82H118V83H116V84L119 85ZM137 83H138V82H137ZM140 83H141V81H140ZM165 83H166V82H165ZM172 83H173V82H172ZM181 83H182V82H181ZM258 83H261V82H258ZM263 83H264V82H263ZM77 84H78V83H77ZM116 84H115V88H116ZM124 84H122V85H124ZM134 84H135V83H133V84H131V85H128V86H131V87L133 88V87L136 86V84H135V86H134ZM144 84H145V83H144ZM153 84H154V83H153ZM156 84H157V83H156ZM158 84H159V83H158ZM170 84H171V83H170ZM173 84H174V83H173ZM173 84H172V85H173ZM69 85H70V84H69ZM84 85H86V84H84ZM120 85H121V84H120ZM139 85H140V84H138V86H139ZM141 85H142V84H141ZM146 85H147V84H146ZM154 85H155V84H154ZM154 85H153V86H154ZM164 85H168V84H164ZM47 86H48V87H47ZM60 86H61V83H60L59 87H60ZM66 86H68V85H66ZM107 86H108V84H107ZM112 86H113V84H112ZM126 86H127V85H126ZM126 86H125V87H126ZM128 86H127V87H128ZM138 86H137V88H138ZM144 86H145V85H144ZM157 86H158V85H157ZM157 86H156V87H157ZM168 86H169V85H168ZM175 86H176V85H175ZM179 86H180V85H179ZM251 86H253V88L255 89V90L253 89L254 91L250 90ZM256 86H257V84H256ZM34 87H36V86H34ZM42 87H43V88H42ZM53 87H52V88H53ZM59 87L57 86V88H59ZM61 87L64 88V85H62ZM77 87H78V86H77ZM113 87H114V86H113ZM113 87H112V88H113ZM125 87H124V89H125ZM139 87H140V86H139ZM159 87H160V86H159ZM170 87H172V86H170ZM182 87H183V85H182ZM182 87H181V89H182ZM262 87H263V88H262ZM0 88H2V87H0ZM11 88H13L14 90L11 91V90H10ZM31 88H32V89H31ZM50 88H51V87H50ZM52 88L49 89L51 93H52L51 90H53ZM90 88H91V87H90ZM108 88H109V86H108ZM117 88H118V86H117ZM128 88H129V87H128ZM128 88H126L125 90L128 91ZM135 88H136V87H135ZM142 88L144 89V87H142ZM142 88H141V89H142ZM162 88H163V87H162ZM162 88H160L159 90H161ZM259 88H260V89H259ZM55 89H56V88H54V90H55ZM95 89H96V88H95ZM120 89H121V86H120ZM124 89H123V90H124ZM129 89H130V88H129ZM133 89H134V88H133ZM133 89H132V92L134 91ZM143 89H142V90H143ZM149 89H150V88H149ZM164 89H165V88H163V90H164ZM170 89H171V88H170ZM188 89H189V90H188ZM34 90H36V88H34ZM42 90H43V91H42ZM59 90H61V89H58V91H59ZM114 90L116 91V89H114ZM125 90L122 91L123 94H124ZM135 90H136V89H135ZM145 90H146V87H145ZM145 90H144V91H145ZM147 90H148V89H147ZM159 90H157V92H158ZM165 90H166V89H165ZM37 91H38V90H37ZM115 91H113V92H115ZM130 91H131V90H130ZM168 91L170 92V90H168ZM175 91H176V90H175ZM175 91H173V92H175ZM182 91H184L183 89L181 90V93L184 94V92H182ZM255 91H257L258 93L255 92ZM44 92H45V91H44ZM48 92H49V91H48ZM50 92H49V93H50ZM53 92H54V91H53ZM96 92H97V91H96ZM116 92H117V91H116ZM116 92H115V93H116ZM142 92H143V91H142ZM148 92H149V91H147V92H145V93H148ZM150 92H151V91H150ZM150 92H149V93H150ZM169 92H168V93H169ZM173 92H172V93H173ZM177 92H179V91H177ZM260 92H261V95L259 94ZM27 93H28V94H27ZM49 93L46 92L47 95H48ZM51 93H50V94H51ZM109 93H111V92H109ZM119 93H120V92H119ZM119 93H117L118 97L115 96V99L113 98L114 101H116V100L118 101V98H119V101L121 100V98L123 99V97H124V96L122 97L123 94H120L121 96L119 97ZM129 93H130L129 91H128V92H125V94H129ZM136 93H137V92H136ZM138 93L141 94V92H138ZM151 93L153 94V91H152ZM151 93H150V94H151ZM164 93H166V92L164 91L162 94H164ZM170 93H171V92H170ZM172 93H171V94H172ZM44 94H45V93H44ZM44 94H41V95L39 94V96L42 98V95H44ZM54 94H55V93H54ZM56 94H57V92H56ZM56 94H55V95H56ZM61 94H62V92H61ZM81 94H82V93H81ZM125 94H124V95H125ZM158 94H159V93H158ZM171 94H169V95H171ZM188 94H189V93H188ZM5 95H6V96H5ZM34 95L37 96V92H36V91H35V94H34ZM115 95H116V94H115ZM129 95H131V94H129ZM138 95H139V94H138ZM146 95H147V94H146ZM159 95H160V94H159ZM169 95H167V98H168ZM174 95L177 96V95H176V92H175ZM174 95L172 94L171 96H174ZM179 95H180V94H179ZM26 96H27V97H26ZM32 96H33V94H32ZM52 96H53V98H54V97H58V96H54V95H52ZM52 96L50 97L51 99H52ZM91 96H92V95H91ZM102 96H103V95H102ZM107 96H109V95H107ZM113 96H114V95H113ZM125 96H126V95H125ZM140 96H141V95H140ZM175 96H174V97H175ZM181 96H182V95H181ZM25 97L27 98V101L23 99V98H25ZM29 97H30V96H29ZM37 97H38V96H37ZM45 97H46V98H45ZM48 97H49V96H48ZM67 97H68V96H67ZM70 97H71V96H70ZM141 97H142V96H141ZM146 97H147V96H146ZM165 97H166V96H164V98H165ZM26 98H25V99H26ZM41 98H39V99H41ZM43 98H44V99H42L43 101L41 100L42 103H43L46 99H50V98H47L46 95L43 96ZM58 98L60 99V97H58ZM58 98H56L57 101H58ZM92 98H93V97H92ZM108 98H109V97H108ZM116 98H117V99H116ZM139 98H140V97H138V99H139ZM144 98H145V97H144ZM148 98H149V97H148ZM171 98H173V97H171ZM180 98H181V97H180ZM260 98H263V100L260 99ZM54 99H55V98H54ZM54 99H53V101H54ZM56 99H55V101H56ZM65 99H66V98H65ZM65 99H64V100H65ZM70 99H71V98H70ZM99 99H100V101L102 100L100 97H99ZM99 99H98V100H99ZM105 99H106V98H105ZM125 99H126V98H125ZM138 99H136V100H138ZM140 99H141V98H140ZM165 99H166V98H165ZM259 99H260V102L262 101L261 103L258 102ZM113 100H112V101H113ZM127 100H128V99H127ZM131 100H133V99H131ZM145 100H146V99H145ZM159 100L161 101V99H159ZM166 100H167V99H166ZM174 100H175V99H174ZM24 101H25L26 103H25ZM33 101L36 102L37 100H33ZM41 101H37V102H36L37 104L34 102L35 105H34L33 102H32V104H33L35 107H36V106L38 107V106H39L38 104H40ZM48 101H49V100H48ZM48 101L45 102V103L48 104ZM53 101H52L51 103H54ZM114 101H113V102H114ZM117 101H116V103H117ZM138 101H139V100H138ZM147 101H148V100H147ZM156 101H157V100H156ZM156 101H155V103H156ZM256 101H257L258 103H257ZM22 102H21V104H22ZM102 102H103V101H102ZM104 102H106V101H104ZM113 102H112V103H113ZM148 102H149V101H148ZM178 102H177V103H178ZM55 103H56V102H55ZM78 103H79V102H78ZM116 103H113V104L110 105V106H112V108H113V106H114V108H115V107H116V106H115ZM138 103H139V102H137V104H138ZM143 103H144V101H143ZM149 103H150V102H149ZM151 103H152V101H151ZM151 103H150V104H151ZM174 103H175V102L171 103L170 105H169V103H168V105L170 106V108L168 107V109H169V110L171 109L170 113H172V111L177 110V108L179 107V106H178V107L176 108L177 105L175 104V106H174V107H175V110H174V108H173ZM259 103L262 104L261 106H263V107H261ZM19 104H20V103H19ZM27 104H26L25 106L28 107V109H29V106H28ZM114 104H115V105H114ZM130 104H131V103H130ZM140 104H141V103H140ZM144 104H147V103H144ZM144 104H142V105H144ZM254 104H255V106H256V104H258V107L260 106L261 109L258 110V107L256 108V107L254 106ZM15 105H17V106H15ZM33 105H32V109H33V111H35L37 108H33ZM43 105H45V104L43 103ZM56 105H57V103H56ZM87 105H88V104H87ZM153 105H154V103H152V106H153ZM171 105H172V106H171ZM178 105H180V104H178ZM13 106H14V107H13ZM25 106H24V105H22V106L19 105L18 107H19V108H20V107H21V108H22V107L24 108ZM45 106H46V105H45ZM47 106H48V105H47ZM50 106H51V104H50ZM107 106H108V103H107ZM110 106H109V107H110ZM123 106H125V105H123ZM132 106H133V105H132ZM152 106H151V108H150V109H151L150 111H152L151 114L154 113L153 111H155V110H157V109H158V111H159V108H161V106L158 107V106L155 104L154 107H155V108L158 107V108L155 109V108L153 107V109H152ZM156 106H157V107H156ZM164 106H167V105H164ZM183 106H185V107H183ZM187 106H188V107H187ZM26 107L24 108L25 111H23V113H24V112L27 113V110H26L27 108H26ZM54 107H55V106H52V108H54ZM63 107H64V106H63ZM97 107H98V106H97ZM100 107H101V106H100ZM136 107H137V106H136ZM141 107L143 108V106H141ZM144 107H145V106H144ZM147 107H148V106H147ZM147 107H146V108H147ZM171 107H172L173 109H172ZM19 108H18V109H19ZM21 108H20V109H21ZM30 108H31V107H30ZM39 108H40V106H39ZM57 108H60V107H57ZM70 108H71V107H70ZM102 108H104V107L102 106ZM102 108H101V109H102ZM107 108H108V107H107ZM110 108H111V107H110ZM110 108H109V109H110ZM116 108H117V107H116ZM137 108H138V107H137ZM137 108H136V110H137ZM163 108H164L165 111H166V108H167V107H166V108L163 107ZM184 108H186V109H184ZM18 109H16V110H18ZM20 109H19V110H20ZM24 109H23V110H24ZM34 109H35V110H34ZM40 109H42V108H40ZM45 109H46V108H45ZM48 109H51V107L48 108ZM78 109H79V108H78ZM97 109H100V108H97ZM97 109H96V110H97ZM168 109H167V110H168ZM191 109H192V110L194 109V110L192 111ZM29 110L32 111L31 109H29ZM29 110H28V112H30ZM52 110H53V111H52L53 113H54V111H56V110H54V109H52ZM94 110H95V109H94ZM102 110L104 111V109H102ZM111 110L114 112V109H111ZM118 110H119V109H118ZM129 110H130V109H129ZM134 110H135V109H133V111H134ZM169 110H168V111H169ZM33 111H32V112H33ZM62 111H64V110H62ZM62 111H59V113H61ZM100 111H101V110H100ZM143 111H145V109H144ZM160 111H161V110H160ZM162 111H163V110H162ZM162 111H161V112H162ZM165 111H163V112H165ZM168 111L166 112L167 115H168ZM183 111H182V112H183ZM9 112H10V113H9ZM40 112H41V111H40ZM68 112H69V111H68ZM95 112H96V111H95ZM97 112H99V110H98ZM101 112H102V111H101ZM107 112H108V111H107ZM131 112H132V111H131ZM138 112H141V110H138ZM138 112H136V113H138ZM145 112H146V111H145ZM147 112H149V109L147 110ZM176 112H179V113H176V114H177V115H176L175 112H173L174 114H173V113L170 114V117H171V115H173V117H175L174 115H176L175 118H177V117H178V114H179V116H181L180 111H179V108H178V111H176ZM263 112H264V108H263ZM263 112H262V114L259 113V115H258V117H259L260 115H261V117H262V115H263V120L261 121V123H259V124L257 123V124H258V125L256 124L257 126H260L261 124H263V123H262V122L264 121V114H263ZM7 113H9L10 115L7 114ZM35 113H36V112H33V114H35ZM38 113H39V110H38L37 114H38ZM42 113H43V112H42ZM71 113H72V112H71ZM102 113H103V112H102ZM117 113H118V112L116 111V114H117ZM128 113H129V111H128ZM128 113H127V114H128ZM132 113H133V112H132ZM142 113H144V112H142ZM166 113H165V114H166ZM184 113L186 114L185 111H184ZM11 114H13V115H11ZM51 114H52V113H51ZM62 114H63V113H62ZM94 114H95V113H94ZM109 114H110V113H109ZM118 114H119V113H118ZM120 114H121V113H120ZM120 114H119V115H120ZM129 114H130V113H129ZM145 114H146V116H149V115H147V113H145ZM148 114H149V113H148ZM151 114H150V115H151ZM255 114H256V116H255ZM7 115H9V116H7ZM19 115H18V116H19ZM31 115H32V114H31ZM39 115H40V116H39ZM39 115L34 116V117H35V118H34L35 121H37V122H38V121H42V122H43L42 119L44 118V115H46V114L43 115V118L41 117L42 114L39 113ZM59 115H60V114H59ZM59 115H58V116H59ZM113 115H114V114H113ZM119 115H118V116H119ZM132 115H133V114H132ZM135 115H136V114H134V116H135ZM141 115H143V114H141ZM157 115H158V114H155L154 117H156ZM182 115H183V114H182ZM190 115H191V114H190ZM5 116H6V117H5ZM11 116H12V117H11ZM20 116H21V115H20ZM37 116H38V118H39L40 120H39V119L36 120V117H37ZM46 116H49V115H46ZM46 116H45V117H46ZM56 116H57V115H55V118H56ZM60 116H61V115H60ZM60 116H59V117H60ZM95 116H96V115H95ZM97 116H98V115H97ZM102 116H103V115H102ZM120 116H121V115H120ZM120 116H119V117H120ZM122 116H123V115H122ZM139 116H140V115H139ZM139 116H138L137 119H139ZM194 116H193V117H194ZM10 117H11V119H10ZM23 117H25V113L23 114ZM62 117H64V114H63ZM62 117H61V118H62ZM69 117H70V116H69ZM108 117H109V116H108ZM108 117H105V116H104V117H102V118H103V119H106V118H108ZM112 117H113V116H112ZM112 117H110V118H112ZM140 117H141V116H140ZM157 117H159V115H158ZM157 117H156V118H157ZM4 118L6 119V122L4 121ZM102 118H101V119H102ZM115 118H116V117H115ZM120 118H121V117H120ZM126 118H129V116L126 117ZM126 118H124L123 121L120 120V123H122V124H123V122L126 123V121H128V119H126ZM133 118H134V117H133ZM133 118H132V120H131V123H133L132 121H134V123H133L134 125H133V126L136 128V124H138L139 122L136 120V116H135L134 119H133ZM150 118H151V117H149V118H148V121H147V120H145V117H143V119H144V121H145V124H147V123L150 122V125H151V119H150ZM14 119H12V121H13ZM25 119H26V121H24ZM34 119H33V120H34ZM44 119H45V118H44ZM50 119H51V118H50ZM89 119H91V118H89ZM99 119H100V118H99ZM118 119H119V118H118ZM129 119H131V115H130V118H129ZM141 119H142V118H140V120H141ZM143 119H142V121H143ZM158 119H159V118H158ZM158 119H157V120H158ZM160 119H161L163 122L168 121V123H167V122H166V123L160 122V121H161ZM160 119H159L158 121H159L160 123H163V124L166 126V127H164V128H166L168 131H169V130L172 131V128H173V125H171L172 123L169 122V120H166L167 118H165V117H164L165 121L162 119V117H161ZM178 119H179V117H178L176 120L178 121ZM180 119H183L182 116H181ZM180 119H179V120H180ZM187 119H188V118H187ZM260 119H261V118H260ZM48 120H49V119H48ZM48 120H47V121H48ZM62 120H65V118H62ZM70 120H71V119H70ZM73 120H74V119H73ZM106 120H108V119H106ZM125 120H126V121H125ZM149 120H150V121H149ZM152 120H154V118H153ZM76 121H77V120H76ZM91 121H93V120H91ZM109 121H110V120H109ZM109 121H108L107 123H110V122H111V121H110V122H109ZM135 121H137L138 123L136 122V124H135ZM144 121H143L142 124H144ZM146 121H147V122H146ZM155 121H156V120H155ZM155 121H154V122H155ZM158 121H156V123H157ZM177 121H175V122L177 123ZM259 121H260V120H259ZM4 122H5V123H4ZM15 122H16V121H15ZM42 122H41V123H42ZM48 122H50V121H48ZM102 122H103V121H102ZM104 122H105V120H104ZM114 122L119 123V121L117 122L116 120H115ZM172 122H174V121L172 120ZM257 122H258V121H257ZM10 123H11L12 126H13L14 123H12V122H10ZM25 123H24V124H25ZM29 123H31V121H30ZM29 123H28V125H27V124H26V125H27L29 128H31V127H32V123H31V127H30ZM38 123H39V125H42V124H40V122H38ZM43 123H47V122L45 121V122H43ZM70 123H71V122H69V124H70ZM73 123H74V122H73ZM99 123H100V122H99ZM176 123H174V125H175ZM11 124L9 125V123H8L9 126H11ZM48 124H50V123H48ZM48 124H47V126H50V125H48ZM67 124H68V123H67ZM75 124H76V123H75ZM78 124H79V123H78ZM97 124H98V122H97ZM97 124H96V125H97ZM111 124H112V123H111ZM122 124H121L120 126H122ZM126 124H127V123H126ZM126 124H125V125L123 124V126H125V127L122 126L123 129H124V128L127 129V128H126ZM139 124H140V126L142 125L141 123H139ZM158 124H159V123H158ZM167 124H168V125H167ZM169 124H170L171 126H170ZM8 125H6V127H7ZM19 125L22 126L23 124H22V125L19 124ZM19 125H15V126L18 128V127H20ZM26 125H25V126H26ZM33 125H34V124H33ZM36 125H37V124H36ZM44 125H45V124H44ZM54 125H55V124H54ZM56 125H57V124H56ZM73 125H74V124H73ZM84 125H85V124H84ZM87 125H88V124H87ZM90 125H91V127H92V124H89V126H90ZM96 125H95V126L93 125V126L96 128ZM112 125H113V124H112ZM118 125H119V124H118ZM118 125H116V126L114 125L115 127L113 126V128H112V126H110L112 129H114V128H118V127H119L118 130L116 129L117 132H116V131H113V130L111 129L112 132L117 133V135H116L115 133H114V135H113L112 132H110L111 134H110L109 136H111V138H110L109 136H106V135L109 134V133L106 134V133H107L106 131H110V130H108V126H107V127L105 126L106 128H104V129H107V130L105 131V133H104V132H103V133H104V135L106 134V135H105V138H106V139H111V141H112V139H113L112 137H113V136H114V137H115V136H116V137H119V136H120V135H118L119 132H120L119 134H121V133L124 134V135L121 134V135H123V137H122L121 139H123V138L126 137V136H125V132H121L120 129H122V128H120V126H118ZM127 125L130 126L131 124H127ZM159 125L161 126L162 124H159ZM164 125H162V127L159 126V127H156V128H162V129H164V128H163ZM177 125H178V123H177ZM182 125H181V126H182ZM263 125H264V124H263ZM263 125H262V126H263ZM0 126H1V125H0ZM9 126H8V127H9ZM15 126L13 127V128H15V129H14V132H17V131L19 132V131H20V133H21V134H20V133L17 132V134H16V133L14 134V133H13V130L11 129V133H12L11 135H13V134H14V136L16 135L15 138H17V136H18V138H19V135H18V134L22 135V134L25 133V130H26V131L28 130V129H26V128H28L27 126H26V127H23V126H22V127L24 128V131H22V130H23L22 127H20L21 130H20V128H18L19 130H17V128H16ZM37 126H38V125H37ZM37 126H36V127H37ZM45 126H46V125H45ZM51 126H52V125H51ZM85 126H86V125H85ZM85 126H84V127H85ZM99 126H101V125H99ZM131 126H132V125H131ZM131 126H130V127H131ZM146 126L150 127L149 124L145 125V127H146ZM156 126H157V124H156ZM169 126L172 127V128H171V129L167 128V127H169ZM178 126H180V122H179V125H178ZM178 126H177V128H178ZM262 126H261V127H262ZM34 127H35V125H34ZM36 127H35V128L32 127V128H33V129H36ZM42 127H44V126H42ZM68 127H69V126H68ZM78 127H79V126H78ZM80 127H82V129H83V126H80ZM94 127H93V128H94ZM110 127H109V129H110ZM37 128H38V127H37ZM40 128H41V127H40ZM50 128H51V127H50ZM71 128H73V127H71ZM74 128H75V126H74ZM76 128H77V127H76ZM137 128H140V129H137ZM137 128H136V131H139V130L142 129V126H141V127H138V126H137ZM143 128H144V125H143ZM151 128H152V126L149 128L150 130L147 128L146 131L149 130L150 133L153 132L152 129L154 130V127H153L152 129H151ZM177 128H174V129H177ZM179 128H180V127H179ZM263 128H264V126H263ZM263 128H262V130H264ZM77 129H78V128H77ZM89 129H90V128H89ZM101 129H102V128H101ZM123 129H122V131H123ZM129 129H130V128L128 127V130H129ZM132 129H133V128L131 127V129H130L129 131H130V132H131V131L133 132V130H135V129H133V130H132ZM180 129H181V128H180ZM256 129H257V128H256ZM256 129H255V131L257 132L258 129H257V130H256ZM259 129H260V128H259ZM9 130H10V129H8V133L10 132ZM15 130H17V131H15ZM31 130H32V129H31ZM37 130H38V129H37ZM48 130L50 131V129H48ZM68 130H69V129H68ZM78 130H79V129H78ZM84 130H86V129H84ZM84 130L81 131V134H83L82 132H83ZM91 130H92V131H96V130H93V129H91ZM98 130H99V129H98ZM143 130H145V129H143ZM164 130H165V129H164ZM164 130H163V131H164ZM253 130H254V129H253ZM6 131H7V130H6ZM6 131H5V132H6ZM39 131H40V130H39ZM42 131H43V128H42ZM44 131H45V130H44ZM49 131H48V132H49ZM54 131H55V130H54ZM86 131H87V130H86ZM89 131H90V130H88V132H89ZM92 131H91V132H92ZM99 131H100V130H99ZM125 131H126V130H125ZM136 131H135V133H136ZM141 131H142V130H141ZM155 131H156V133H157V132L160 131V130H158V131L155 130ZM155 131H154V132H155ZM255 131H254L253 133H255ZM22 132H23V133H22ZM46 132H47V131H46ZM51 132L53 133L52 129H51ZM76 132H77V130H76ZM149 132H147L146 135L148 134V136H149V134H150ZM154 132H153V133H154ZM181 132H182V130L180 131V133H181ZM27 133H28V132H26V135H27ZM31 133H32V132H31ZM35 133H36V132H35ZM49 133H50V132H49ZM49 133H48V134H49ZM77 133H78V132H77ZM77 133H76V134H77ZM84 133H85V132H84ZM93 133H95V132H93ZM101 133H102V132H101ZM126 133H127V131H126ZM128 133H129V132H128ZM141 133H142V132H141ZM158 133H160V132H158ZM163 133H164V132H163ZM163 133H161V134H163ZM168 133H170V131H169ZM172 133H173V132H171V134H172ZM36 134H38V133H36ZM55 134H56V133H55ZM72 134H73V133H72ZM95 134H96V133H95ZM137 134H139V133L137 132ZM164 134H165V133H164ZM174 134H175V133H174ZM258 134H259V133H258ZM261 134H262V132H261ZM11 135H7V133H6L5 136H4V135H3V136H4V138H5V137L8 138V136H10V138L14 137V136H11ZM28 135H29V133H28ZM30 135L32 136V134H30ZM39 135H40V134H39ZM51 135H52V134H51ZM51 135L49 134L48 136H51ZM89 135H91V141H92V138H93L94 134H93V136H92L91 133H90ZM97 135H98V134H97ZM100 135H101V134H100V132H99V136H100ZM104 135H103V136H104ZM112 135H113V136H112ZM126 135L128 136V134H126ZM132 135H133V134H132ZM132 135H131V133L129 134L130 137H132ZM143 135L145 136V133L142 134V137H144ZM154 135H155V134H153V136H154ZM158 135H159V134H158ZM167 135H170V134H167ZM181 135H182V136H181ZM181 135L179 136V138H180V137L183 138V134H182V133H181ZM187 135H184V136L187 137ZM0 136H1L0 139H2V135H0ZM24 136H25V135L22 136V139H23ZM43 136H44V135H43ZM45 136H46V134H45ZM45 136H44V137H45ZM48 136H47V137H48ZM77 136H78V134H77ZM80 136H81V135H80ZM80 136H78V137H80ZM129 136H128V137H129ZM137 136H138V135H137ZM160 136H162V135H160ZM160 136H159V138H160ZM171 136H172V135H171ZM176 136H177V135H176ZM176 136H175V137H176ZM247 136L249 137L248 139H247ZM253 136H254V134H253ZM259 136H260V135H259ZM261 136H263V135H261ZM32 137H34V135H33ZM55 137H57V136H55ZM74 137H75V136H74ZM78 137H77V138H78ZM82 137L84 138L85 136H82ZM94 137H95V136H94ZM100 137H101V136H100ZM100 137H99V138H100ZM107 137H109V138H107ZM128 137H127V138H128ZM133 137H134V136H133ZM135 137H136V136H135ZM150 137H151V136H150ZM150 137H148V138L150 139ZM172 137H174V136H172ZM172 137H171V139H172ZM4 138H3V140L7 139V138H5V139H4ZM15 138H14V139H15ZM18 138H17V139H18ZM26 138L28 139V136L24 137L23 141H24ZM29 138H31V137H29ZM34 138H35V137H34ZM34 138H33V139H34ZM36 138H37V137H36ZM39 138H42V139H43V137H41V136H40ZM67 138H68V137H67ZM77 138L75 137V138H73V139H77ZM80 138H81V137H80ZM83 138H81V141H82ZM99 138H98V141L101 140V139H99ZM105 138H104V139H105ZM138 138H139V136H138ZM145 138H146V137H144V139H145ZM161 138H162V137H161ZM161 138H160L159 140H162ZM163 138H165L163 144H166L165 142H168V141H169V137L167 138V136H166V137L164 136ZM179 138L176 137V138H173L174 140H173V139H172V140L177 142V140H179ZM181 138H180V139H181ZM184 138H183V139H184ZM27 139H26V140H27ZM37 139H38V138H37ZM37 139H36V140H37ZM44 139L46 140V138H44ZM56 139H57V138H56ZM84 139H85V138H84ZM86 139H88V138H86ZM89 139H90V138H89ZM106 139H105V141H109V140H106ZM130 139H131V138H130ZM134 139H135V138H134ZM149 139H148V140H149ZM176 139H177V140H176ZM3 140H0V141H1V142H0L1 144H0V145L4 144V145H2V147L4 146L3 148H6V149L9 148V146H6V145H5V144H6L5 141L8 142V145H10V143H9L10 141H13V140H10V141H8V140L3 141ZM26 140H25V143H26V144H27V143H29V144L31 143V142H28V140H27V141H26ZM30 140H32V139H30ZM30 140H29V141H30ZM51 140H52V139H51ZM64 140H65V139H64ZM94 140H95V139H93V142H94ZM117 140H120V138H119V139L117 138ZM125 140H126V139H125ZM148 140H147V141H148ZM155 140L157 141V138H156ZM166 140H167V141H166ZM181 140H182V139H181ZM42 141H43V140H41V141L39 140V141H36V142H39V143H40V142H42ZM47 141H48V140H47ZM60 141H61V140H60ZM76 141H77V140H76ZM91 141H90V142H89V141L86 142V141L84 140V142H86V143H83V144H84V145H88V146H90V145H96V144L98 145V144H99V143L94 144L93 142H92V143H93V144H92ZM98 141H97V138H96L95 142H98ZM101 141L104 142L103 139H102ZM111 141L108 142V144H111V145H112V143L115 141V139H113V142H111ZM122 141H123V140H122ZM133 141H134V142H133ZM139 141H140V140H139ZM145 141H146V139H145ZM145 141H144V143L147 142V141H146V142H145ZM151 141H152V140H150V142H151ZM252 141H253V139H252ZM3 142H4V143H3ZM13 142H14L15 144H14ZM13 142H11V144H12V145H15V146H14V149H15V148L17 147L16 144L18 143V140H17V142H15V141H13ZM32 142H33V141H32ZM65 142H66V140H65ZM88 142L91 143V144H90V145L87 144ZM152 142H153V141H152ZM154 142H155V141H154ZM162 142H163V140L160 142V144H159V143L156 144V146H157V145L160 146ZM176 142H175V143H176ZM178 142H179V141H178ZM182 142H183V141H182ZM255 142H256V143H255ZM20 143L24 146V144H23L24 142H22V140H19L18 148H19L20 145H21ZM33 143H34V142H33ZM33 143H31V144H33ZM39 143H37V144L35 143L36 146L39 145ZM47 143H49V141H48ZM59 143H60V142H59ZM59 143H58V144H59ZM78 143H79V142H78ZM104 143H105V142H104ZM104 143H103V144H104ZM116 143H117V142H116ZM123 143H125V142L123 141ZM123 143H122V144H123ZM128 143H130L129 140H128ZM132 143H134V145H138L137 143L135 144V140H132ZM141 143H142V141H141ZM141 143H140V146H141ZM147 143H148V142H147ZM147 143H146V145H147ZM156 143H157V142H156ZM169 143L171 144L172 142L170 141V142L167 143V144L170 146ZM173 143H174V142H173ZM26 144H25L24 147H26ZM29 144L27 145V147L29 146ZM66 144H67V143H66ZM83 144H82V145H83ZM100 144H101V143H100ZM100 144H99V145H100ZM106 144H107V143H105V145H103V146H105V148H106V150H107V146H108V145L106 146ZM117 144H118V143H117ZM117 144H116V145H117ZM122 144H121V145H122ZM126 144H127V143H126ZM130 144H131V143H130ZM152 144L155 145L154 143H152ZM163 144H162V146H163ZM167 144H166V145H167ZM177 144H178V143H177ZM177 144H176V146H177V149H178V146L181 145V143L179 142V145H177ZM253 144H255V146H253V147H254L255 151L257 152V154H255L256 152H254V149H253V148L251 149V151L253 150V152L250 151V148L252 147ZM33 145H34V144H33ZM54 145H55V144H54ZM64 145H65V144H64ZM80 145H81V143H80ZM99 145H98V146H99ZM119 145H120V144H119ZM128 145H129V144H128ZM142 145L144 146L143 143H142ZM168 145H167V147H168ZM174 145H175V144H174ZM248 145H251L250 148H249ZM263 145H264V143H263ZM5 146H6V147H5ZM30 146H31V145H30ZM39 146H40V145H39ZM50 146H51V144H50ZM50 146H49V147H50ZM88 146H83V147H87V149L85 148L86 151H89V149L93 147V146H90V148H88ZM132 146H133V145H132ZM132 146H131V147H132ZM172 146H173L172 144H171V147H170V148H167L166 146H163V147H166V148H164V149L162 148V149H163V150H166V149H167L166 151L168 152V149L171 150V148H174V147H172ZM181 146H182V145H181ZM183 146H184V144H183ZM185 146H186V145H185ZM259 146H260V144H259ZM24 147L21 146V148H19V149H22V148H24ZM41 147H42V146H41ZM41 147H40V148H41ZM43 147H44V146H43ZM46 147H47V146H46ZM52 147H53V146H52ZM67 147H68V148L65 149L64 151L68 150V151H66V153H69V154L71 155L72 152L70 153V151H69V146H67ZM80 147H81V146H80ZM80 147H79V148H80ZM95 147H97V146H95ZM95 147H94V148H95ZM101 147H102V145H101ZM109 147H110V145H109ZM109 147H108V148H109ZM112 147H113V146H112ZM126 147H127V145H126ZM126 147H125V148H126ZM134 147H135V146H133V148H134ZM147 147H151L150 150L152 149V146H150V143H149V146H147ZM147 147H146V148H147ZM160 147H161V146H160ZM160 147H159V148H160ZM263 147H264V146H263ZM10 148H13V146H12V147L10 146ZM32 148H33V147H32ZM34 148H35V147H34ZM34 148H33V149H34ZM37 148H38V147H37ZM37 148H36V149H37ZM53 148H54V147H53ZM75 148H76V147H75ZM75 148H74V150H73L74 152H75V150H79V149H75ZM140 148H141V147H140ZM142 148H144V147H142ZM156 148H157V147H156ZM159 148H158V149H159ZM175 148H176V147H175ZM183 148H184V147H183ZM257 148H258L259 150H261V151H262V149H263L262 146H261V147H258V146H257ZM0 149H1L0 152H1L2 155H3V159H2V160H4V158L7 160V163H6V160H5V163H4V161L2 162V160H0V162H1L2 164H4L3 167H4L6 164H9V163L11 164L12 161H14V162H15V161H16V162L18 161V162H19L18 159H21V158H22V159L24 160V159H25V158H24L25 156H26V158L28 157V156H27V155H28L27 152L25 153V151H27V150H25V151H24V150H21V151H20V152H23V151H24V153L27 154V155H25V156H23V157H22L21 155H20V156L18 155V157H17V153H18V154H21V153L18 151L17 148H16L17 150L10 149V150H11V153H12L11 155H10V154H7V153L10 152V150L7 149V151H9V152H6V151H4V149H2V148H0ZM24 149H25V148H24ZM29 149L31 150V152L35 151V150L32 151V149H31L30 147H29ZM46 149H47V148H46ZM49 149H50V148H48V151H49L48 154L52 153V151L50 152V150H52V148H51L50 150H49ZM72 149H73V147H72ZM96 149H97V148H96ZM96 149H95V150H96ZM100 149H101V148H100ZM102 149H103V147H102ZM112 149H113V148H112ZM112 149H111V150H112ZM116 149H118V148H116ZM128 149L131 151V148H128ZM136 149H137V148H136ZM144 149H145V148H144ZM162 149H161V152L163 153L164 151H163ZM180 149H181V148H179L178 150H180ZM186 149H187V148H186ZM239 149H240V151H239ZM2 150H3V151H2ZM13 150H14L15 152H13ZM30 150H29V151H30ZM38 150H41V149H38ZM60 150H61V149H60ZM93 150H94V149H93ZM93 150H92V151H93ZM119 150H120V149H119ZM129 150H128V151H129ZM145 150H147V149H145ZM153 150H154V149H153ZM170 150H169V151H170ZM172 150H173V149H172ZM172 150H171V151H172ZM178 150L176 151V153H178ZM17 151H18V152H17ZM36 151H37V150H36ZM58 151H59V150H58ZM64 151H63V152H64ZM79 151H80V150H79ZM79 151H78V152H79ZM126 151H127V150H126ZM126 151H125V153H126ZM138 151L140 152L141 150L138 149ZM147 151H148V150H147ZM158 151H159V150H158ZM249 151H250V153H249ZM5 152H6V153H5ZM16 152H17V153H16ZM31 152H30V153H31ZM42 152H43V151H42ZM54 152H57V151H54ZM81 152H83V151L81 150ZM90 152H91V151H90ZM95 152H96V151H95ZM97 152H98V149H97ZM116 152H120V153H121V151H116ZM131 152L134 153L135 151H134V152L131 151ZM131 152H130V154H132ZM183 152H185V151H183ZM186 152H185V153H186ZM259 152H260V151H259ZM3 153H5V155H4ZM14 153H16V156H15V157H17V159H15V157H14L15 160L12 158V156L15 155ZM24 153H23L22 155H24ZM45 153L47 154V152H45ZM61 153H62V151H61ZM100 153H101V152H100ZM122 153H123V152H122ZM145 153H146V152H145ZM147 153H150V152L148 151ZM153 153H154V152H153ZM159 153H160V152H159ZM251 153L254 154V155H256V156L252 155ZM263 153H264V152H263ZM40 154H41V153H40ZM48 154H47V155H48ZM59 154H60V153H58V156L60 157ZM69 154H68V155H69ZM88 154H89V152H88ZM88 154H87V155H88ZM91 154H92V153H90L89 155H91ZM110 154H111V153H110ZM117 154H118V153H117ZM137 154H138V152H137ZM137 154H136V155H137ZM139 154H140V153H139ZM141 154H142V153H141ZM155 154L158 155L157 157H161V155H160L161 153H160V154H157V150H156V153H155ZM178 154H180V153H178ZM250 154H251V156L256 157V158H257L258 154H259L260 157H262V158H260V157L258 156V159H259V160L261 159V161H262V162L260 163L259 166H257L258 163L256 162V160L254 161V164H252V163L250 162L252 159L248 161V158H249V155H250ZM6 155H8V157H10V158H8V157L6 158ZM9 155H10V156H9ZM36 155H37V154H36ZM55 155H57V154L55 153ZM66 155H67V154H65V156H66ZM68 155H67V157L69 158ZM89 155H88V156H89ZM95 155H97V157H98V154H97V153H95ZM100 155H101V154H100ZM103 155H104V154H103ZM136 155H135V156H136ZM145 155H146V154H145ZM148 155H149V154H148ZM152 155H153V158H154V156H156V155L150 153V156H152ZM159 155H160V156H159ZM173 155H174V154H173ZM175 155H176V154H175ZM175 155H174V156H175ZM180 155H181V154H180ZM183 155H185V154H183ZM188 155H187V157H188ZM262 155H263V154H262ZM31 156H32V155H31ZM48 156H49V155H48ZM48 156H47V157H48ZM50 156H51V155H50ZM52 156H54V155H52ZM52 156H51V157H52ZM91 156H94V154H92ZM105 156H106V155H105ZM105 156H104V157H105ZM121 156H122V155H121ZM124 156H125V155H124ZM133 156H134V155H132L130 158H133ZM138 156H139V155H138ZM141 156H142V155H141ZM146 156H147V155H146ZM146 156H145V157H146ZM164 156H166V155H164ZM164 156H163V158H164ZM167 156H168V155H167ZM176 156H179V155H176ZM0 157H1V155H0ZM20 157H21V158H20ZM33 157H34V155H33ZM39 157H40V156H39ZM47 157H46V158H47ZM104 157H103V158H104ZM107 157H109V156H107ZM107 157H106V158H107ZM114 157H116L115 154H114ZM147 157H149V156H147ZM147 157H146V158H147ZM11 158H12L13 160H10ZM35 158L39 159V158L36 157V156H35ZM42 158H43V157L41 156V159H42ZM44 158H45V157H44ZM48 158H50V157H48ZM48 158H47V159H48ZM57 158H58V157H57ZM71 158H73V156H72ZM99 158H101V157L99 156ZM103 158H102V159H103ZM106 158H105V159H106ZM112 158H113V157H112ZM126 158H128V157H126ZM137 158H138V157H136V160H134V159H135V157H134L133 160L136 162L137 160H139V158H138V159H137ZM143 158H144V157H143ZM146 158H144V159H146ZM256 158H254V159H256ZM0 159H1V158H0ZM8 159H9V160H8ZM22 159H21V160H22ZM30 159H31V158H30ZM60 159H61V158H60ZM63 159H64V158L62 157V160H63ZM65 159H66V158H65ZM73 159H74V158H73ZM95 159H97V158H95ZM122 159H123V157H122ZM140 159H141V160L137 161L138 163H140V161H142V157H141ZM147 159H149V158H147ZM147 159H146V160H147ZM150 159H151V158H150ZM161 159H162V158H161ZM167 159H169V158H167ZM178 159H179V158H178ZM180 159H181V158H180ZM180 159H179V160H180ZM23 160H22V163H24ZM27 160H29V159H27ZM27 160L25 159L26 162H28ZM35 160H36V159H35ZM35 160H34V161H35ZM51 160H52V159H51ZM69 160H71V159H69ZM89 160H91L90 157H89ZM92 160L94 161L93 163L95 164V163H96V160H94V159H92ZM106 160H107V159H106ZM115 160H116V159H115ZM126 160L128 161L129 158H128V159H125V162H127ZM131 160H132V159H131ZM146 160H145V161H146ZM157 160L159 161V159H157ZM8 161H9V163H8ZM36 161H38V160H36ZM36 161H35V162H36ZM42 161H44V159H42ZM48 161L50 162V159H49ZM56 161H57V159H56ZM72 161H74V163H75L76 160H72ZM72 161H69V163H71ZM102 161H105V160H102ZM113 161H114V160H113ZM120 161H121V160H120ZM150 161H151V160H150ZM150 161H149V163H150ZM160 161H161V160H160ZM162 161H165V160H162ZM162 161H161V162H162ZM166 161H168V163H169V161H170V163H171V160H170V159H169V160H166ZM172 161H174V160H172ZM175 161H176V160H175ZM190 161H191V162H190ZM14 162H13V164H14ZM29 162H30V161H29ZM58 162L62 163L61 160L58 161ZM63 162H64V161H63ZM66 162L68 163V160H67V159H66ZM77 162H79V161H77ZM77 162H76V163H77ZM80 162H81V161H80ZM100 162H101V161H100ZM100 162H99V163H100ZM117 162H118V160H117ZM122 162L124 163V161H122ZM147 162H148V161H147ZM152 162H153V159H152ZM186 162H185V163H186ZM189 162H190V163H189ZM237 162H238V164H237ZM248 162H250V163H249L250 165L252 164L251 166L249 165V166L251 167V169L255 168V169L252 170V171H254V173L250 170V171L252 172V174H251V172L248 173V172H249L248 169H249L250 167H249L248 169H246V166L248 167V165H247ZM252 162H253V160H252ZM255 162H256V163H255ZM1 163H0V164H1ZM50 163H51V162H50ZM74 163H71V166L69 167V166L64 162V166L67 165V167H69L67 170H72V171H73L75 166H74V167H72V166L74 165ZM76 163H75V165H76ZM97 163H98V162H97ZM97 163H96V164H97ZM107 163H108V162H107ZM107 163H106V164H107ZM115 163H116V162H115ZM123 163H122V164H123ZM129 163L131 164L132 162L130 161ZM129 163H125V164L128 165ZM149 163H148V165H149ZM153 163H154V162H153ZM156 163H157V161L155 160V165H158V164H156ZM173 163H174V162H173ZM173 163H172V165H173ZM176 163H177V162H176ZM180 163H181V160H180ZM185 163H182V164H185ZM187 163H186V164H187ZM246 163H247V164H246ZM10 164H9V165H10ZM20 164H21V162L19 163V165H20ZM58 164H59V163H58ZM62 164H63V163H62ZM65 164H66V165H65ZM89 164H91V163H89ZM130 164H129V165H130ZM132 164H133L134 166L136 165V163H132ZM141 164H142V163H141ZM178 164H179V162H178ZM178 164H177V165H178ZM255 164H256L257 167H252V166L255 165ZM14 165H15V164H14ZM34 165H35V163H34ZM39 165H40V164H39ZM39 165L36 164L35 166L38 167ZM69 165H70V164H69ZM102 165H103V163H102ZM118 165H119V164H118ZM127 165H126V166H127ZM129 165H128V166H129ZM133 165H132V166H133ZM138 165H139V164H138ZM146 165H147V164H146ZM152 165H153V164H152ZM159 165H160V164H159ZM170 165H171V164H170ZM25 166H26V165H25ZM25 166H24V169L26 170L28 166H26V168H25ZM35 166L32 167V170H34L33 168H34ZM42 166H44V165H42ZM56 166H57V165H56ZM61 166H62V165H61ZM61 166H60V169H62V168L64 169V167L62 166V168H61ZM77 166H78V164H77ZM120 166H123V165H119L118 167H120ZM128 166H127V168H128ZM130 166H131V165H130ZM136 166H137V165H136ZM136 166H135V167H136ZM150 166H151V165H150ZM184 166H185V165H184ZM5 167H6V169L4 168V169H5V170H4V173H6V175H7V176H5L6 179H9V177H10V178H12V177L14 178V177H15V176H14L15 174H14V175H13V174L10 175V174L7 172V171H9V172L11 171L10 168H9L10 166H5ZM7 167H8L9 169H7ZM11 167H12V164H11ZM13 167H14V168L17 167L15 170H18V172H19L20 167L18 168V165H15V166H13ZM36 167H35V168H36ZM39 167H41V165H40ZM53 167H54V164H53ZM71 167H72L73 169H71ZM103 167H104V166H103ZM112 167H114V166H112ZM138 167H139V166H138ZM146 167H147V166H146ZM161 167H162V166H161ZM175 167H176V165H175ZM0 168H1V166H0ZM14 168H11V169H13V171H15ZM21 168H22V167H21ZM30 168H31V166H30ZM41 168H42V170H43V167H41ZM44 168H45V167H44ZM75 168H76V167H75ZM90 168H91V167H90ZM116 168H117V167H116ZM116 168H115V169H116ZM120 168H121V167H120ZM120 168H119V169H120ZM123 168H124V166H123ZM139 168H140V167H139ZM142 168H143V165H142ZM144 168H145V167H144ZM144 168H143V169H144ZM150 168H151V167H150ZM182 168H184V167H182ZM186 168H187V167H186ZM24 169H23V170H24ZM86 169H87V168H86ZM88 169H89V168H88ZM124 169H126V167H125ZM129 169H130V167H129L128 169H126L125 171H127V170H129ZM132 169H133V168H131V170H130L131 173H132ZM134 169H135V168H134ZM154 169H155V168H154ZM154 169H153V170H154ZM179 169H180V168H179ZM179 169H178V170H179ZM28 170H29V169H28ZM42 170H40V168H39V171L42 172ZM45 170H47V169H45ZM48 170H49V168H48ZM67 170L64 169L63 172H65V171H67ZM137 170H138V169H137ZM146 170H147V172H148V169H147V168H146ZM153 170H152V171H153ZM184 170H185V169H184ZM246 170H247L248 172H247ZM256 170H257V172H256ZM21 171H22V170H21ZM26 171H27V170H26ZM49 171H51V170H49ZM49 171H46L45 174H46L47 172H49ZM72 171H70V172H72ZM74 171H76V170H74ZM86 171H87V170H86ZM102 171H103V170H102ZM113 171H114V170H113ZM122 171H124V170H122ZM135 171H136V169H135ZM150 171H151V170H150ZM150 171H149L148 173H150ZM152 171H151V172H152ZM164 171H165V170H164ZM187 171H188V169H187ZM11 172H12V171H11ZM15 172H17V171H15ZM35 172H36V169H35ZM41 172H40V174H41ZM59 172H60V171H59ZM68 172H69V171H67V173H65V174H68ZM70 172H69V173H70ZM98 172H99V171H98ZM116 172H117V171H116ZM118 172H119V170H118ZM138 172H139V171H138ZM143 172H144V170H143ZM185 172H186V170H185ZM185 172L183 171V173H185ZM246 172H247V173H246ZM7 173H8V174H7ZM22 173H23V172H22ZM25 173H26V172H24L23 176H22L21 173H20V175L22 176L23 181H24L25 178H28V175H26ZM30 173H32L31 170H30ZM33 173H34V172H33ZM33 173H32V175H33ZM37 173H38V170H37L36 174H37ZM43 173H44V170H43L42 174H43ZM50 173H52V172H50ZM120 173H121V172H120ZM120 173H119L118 175H121ZM125 173L128 174V176L130 175L129 171H127V172H125ZM133 173H134V171H133ZM136 173H137V172H136ZM144 173H145V172H144ZM167 173H168V172H167ZM170 173H171V172H170ZM173 173H174V172H173ZM178 173H179V172H178ZM198 173H199V175H197ZM1 174H2V175H1ZM27 174H28V172H27ZM34 174H35V173H34ZM57 174H58V173H57ZM80 174L82 175V173H80ZM80 174H79V175H80ZM85 174H86V173H85ZM103 174H106V173H103ZM103 174H102V175H103ZM122 174H124V173H122ZM171 174H172V173H171ZM171 174H170V175H171ZM260 174H262L263 176L260 175ZM0 175H1V176H4L5 174L3 175V172H1ZM8 175H10V176L8 177ZM12 175H13V176H12ZM24 175H25V177H24ZM50 175H51V174H50ZM79 175H78V176H79ZM86 175H87V174H86ZM89 175H90V174H89ZM97 175H98V174H97ZM111 175H112V174H111ZM111 175H110V176H111ZM116 175H117V174H116ZM118 175H117V177H118ZM132 175H133V174H132ZM139 175L141 176V175H143V174H141V172H140ZM165 175H166V174H165ZM172 175H173V174H172ZM181 175H182V174H181ZM181 175H180V176H181ZM183 175H184V174H183ZM185 175H186V173H185ZM16 176H17V175H16ZM35 176H36V175H35ZM42 176H44V174H43ZM51 176H52V175H51ZM54 176H55V175H54ZM64 176H65V175H64ZM69 176H70V175H69ZM99 176H100V175H99ZM103 176H104V175H103ZM103 176H101V177L104 178ZM108 176H109V175H108ZM125 176H126V175H125ZM130 176H131V175H130ZM130 176H129V177H130ZM140 176H139V177H140ZM157 176H158V175H157ZM187 176H189V175L187 174ZM192 176H190V178H191ZM199 176H200V177H199ZM5 177H4V179H5ZM17 177H18V178L20 177L19 174H18ZM17 177H16V179H17ZM36 177H37V176H36ZM46 177H48V176H46ZM59 177H60V175H59ZM62 177H63V176H62ZM85 177H86V176H85ZM105 177L107 178V176H105ZM113 177H115V176L113 175ZM113 177H112V178H113ZM117 177L115 178V180H116V179L118 180ZM122 177H123V176H122ZM126 177H127V176H126ZM142 177H143V176H142ZM142 177H141V178H142ZM144 177H145V176H144ZM151 177H152V176H151ZM155 177H156V176H155ZM160 177H161V176H160ZM160 177H159V178H160ZM166 177H168V176H166ZM173 177H174V175H173ZM182 177H183V176H182ZM13 178H12V179H13ZM31 178H32V177H30V181H31ZM53 178H54V177H53ZM53 178H52V179H53ZM65 178H66V177H65ZM106 178H105V180H106ZM123 178H124V177H123ZM135 178H136V177H135ZM135 178H134V180H135ZM145 178H146V177H145ZM147 178H148V177H147ZM149 178H150V177H149ZM162 178H163V177H162ZM176 178H177V177H176ZM193 178H192V180H194ZM0 179H1V178H0ZM19 179H21V177H20ZM19 179H17V180L19 181ZM55 179H57V178L55 177ZM63 179H64V178H63ZM77 179H78V178H77ZM80 179H81V177H80ZM100 179H101V178H100ZM110 179H111V178H110ZM110 179H109V183H110ZM119 179H120V177H119ZM184 179H185V178H184ZM186 179H187V178H186ZM196 179H195V180H196ZM13 180H15V178H14ZM26 180H29V179H26ZM59 180H60V182L62 183V181H61L62 179L59 178ZM81 180H82V182H83V178H82ZM101 180H102V179H101ZM103 180H104V179H103ZM107 180H108V178H107ZM107 180H106V181H107ZM111 180H112V182H113L114 179H111ZM125 180H126V178H125ZM165 180H167V179L165 178ZM172 180H173V179H172ZM172 180H171V181H172ZM178 180L181 181V179H176V183H177L176 185H178V182H180V181H178ZM9 181H10V180H9ZM35 181H36V180H35ZM54 181H55V180H54ZM54 181H53V182H54ZM57 181H58V180H57ZM106 181H103L104 183H103V184H100L103 188L105 187V186H103V185H105V182H106ZM132 181H133V179L131 180V178H130V181H129V182L131 183ZM137 181L139 182V180H137ZM159 181H161V180H159ZM171 181H170V183H171ZM177 181H178V182H177ZM188 181H190V180H188ZM1 182H2V181H1ZM1 182H0V183H1ZM15 182H16V181H15ZM19 182H20V181H19ZM115 182H116V181H115ZM115 182H114V183H115ZM122 182L124 183V180H123ZM134 182H135V181H134ZM138 182H137V183H138ZM143 182H144V181H143ZM143 182H142V183H143ZM157 182H158V179H157ZM163 182H164V181H163ZM173 182L175 183V180H174ZM183 182L185 183V181H182L181 183L183 184ZM186 182H187V181H186ZM193 182H194V181H190L189 184H190L191 188L195 189V191H196V190H197V189H196V188H197L196 185H198V184H200V183L198 182V184H196V185L193 184V186H192L191 184H192ZM196 182H197V181H196ZM2 183H3V182H2ZM4 183H5V182H4ZM6 183H7V182H6ZM6 183H5V184H6ZM17 183H18V182H17ZM25 183H26V182H25ZM29 183H30V182H29ZM34 183H35L34 185L36 186V182H34ZM37 183H40V182L38 181ZM44 183L47 184L46 182H44ZM54 183H56V182H54ZM54 183H53V184H54ZM61 183H57V184H58V185L60 184V186H62ZM63 183H64V181H63ZM97 183H98V188H99V183H100V182H97ZM145 183H146V182H145ZM148 183H149V182H148ZM168 183H169V182H168ZM168 183H167V181H166V184H168ZM170 183H169V184H170ZM247 183H248V185H247ZM7 184H8V183H7ZM18 184H19V183H18ZM26 184H27V183H26ZM26 184H25V185H26ZM31 184H32V183H30V185H31ZM45 184H44L43 186H45ZM57 184H54V186L57 185ZM106 184H107V183H106ZM118 184H119V182H118ZM127 184H129V183L127 182ZM127 184H126V186H128ZM131 184H132V183H131ZM140 184H141V183H140ZM158 184H159V182H158ZM163 184H165V183H163ZM163 184H162V186H163ZM169 184H168V186H169ZM171 184H172V183H171ZM189 184H188V185H189ZM3 185H4V184H3ZM13 185H14V186H17L15 183L12 184V186H13ZM19 185H20V184H19ZM22 185H24V184H22ZM34 185H32V186H34ZM38 185H40L41 187H43V186H42L41 183H40V184H37V188L35 187V189H38V191H39V188H40V187H38ZM70 185H71V184H70ZM79 185H80V184H79ZM81 185H82V184H81ZM108 185H109V184H108ZM111 185H112V184H111ZM111 185H110V186H111ZM133 185H134V184H133ZM135 185H138V184L135 183ZM179 185H180V184H179ZM183 185H184V184H183ZM183 185H182V186H183ZM185 185H186V184H185ZM194 185H195L196 188L194 187ZM246 185L248 186V189H247L248 191H244L245 188H246ZM12 186H10L11 188H9V187L7 186L6 189H5V188H2V189H1V184H0V190L5 189V190L8 192V188H9L10 196H9V194H8V195L6 194V195H7L6 198H8V196H9V199H8L9 201H6V202L9 204V206H10V204H11V203H10L11 198H12L11 195L14 197L16 193L18 194V192H21V191H22L21 188H20L21 185L18 187V188H20V191H17V192H16V191H13V190L16 189L17 187H15V188L13 189ZM47 186H48V185H47ZM49 186L52 187L51 184H49ZM117 186H118V185H117ZM129 186H130V185H129ZM131 186H132V185H131ZM131 186H130V187H131ZM152 186H154V182H153V185H152ZM155 186H156V184H155ZM173 186L175 187V185H173ZM186 186H187V185H186ZM186 186H184L183 188H185ZM21 187H22V188H25V187H23V186H21ZM55 187H56V186H55ZM55 187H53L52 189L54 190ZM57 187H58V186H57ZM62 187H63V186H62ZM95 187L97 188L96 185H95ZM115 187H116V186H115ZM132 187H134V186H132ZM156 187H157V186H156ZM156 187H155V188H156ZM174 187H173V189H175ZM177 187H178V186H176V189H177ZM188 187H189V186H188ZM262 187H263V189H262ZM18 188H17V190H19ZM46 188H47V187H46ZM103 188H102V190H103ZM106 188L112 189L111 187H106ZM178 188H179V187H178ZM191 188H190V189H191ZM10 189H11V190L13 189V190L11 191ZM29 189H30V188H29ZM52 189H51V192H53ZM62 189H63V190H66L65 187L62 188ZM62 189H61V190H62ZM113 189H114V188H113ZM116 189H117V188H116ZM125 189H128V188H125ZM129 189H131V188H129ZM146 189H147V188H146ZM146 189H145V190H146ZM148 189H150V187H148ZM148 189H147V190H148ZM160 189H161V188H160ZM160 189H159V191H160ZM164 189H165V187H164ZM171 189H172V187H171ZM176 189H175V190H176ZM179 189H180V188H179ZM190 189H189V191L191 192V194H190V193H188V194H190V195L192 196V189H191V190H190ZM23 190H24V189H23ZM41 190H42V188H41ZM43 190L45 191L46 189H43ZM43 190H42V191H43ZM48 190H49V189H48ZM48 190H47V191H48ZM63 190H62V191H63ZM84 190H86V189H84ZM99 190H100V189H99ZM102 190H100V191H102ZM136 190H137V189H136ZM136 190H132V189H131V191H136ZM145 190H144V191H145ZM150 190H151V189H150ZM177 190H178V189H177ZM177 190H176V191H177ZM58 191H60V190H58ZM79 191H80V190H79ZM89 191H90V189H89ZM89 191H88V192H89ZM110 191H111V190H110ZM115 191H116V190H115ZM129 191H130V190H129ZM141 191H142V190H141ZM156 191L158 192V188L156 189ZM156 191H155V192H156ZM171 191H172V190H171ZM180 191H181V190H179V192H180ZM185 191H186V192H185ZM189 191H187V190L184 189V192L181 191V193H182V194L184 193V194L186 195L187 192H189ZM242 191H244V192H243L244 194L247 192V194H246V198L243 197V196H245V195H244L243 193H241ZM261 191H263V192H261ZM2 192H3V191H1L0 193H2ZM11 192H12V193H11ZM14 192H16V193H14ZM22 192H23V191H22ZM22 192H21V193H22ZM34 192H35L36 195H38L36 190L33 191L32 194H34ZM51 192H50V194H51ZM63 192H64V191H63ZM63 192H62V193H61V192H57V193L59 194L58 197H59L60 195L62 196V194L65 193V192H64V193H63ZM107 192H108V191H107ZM149 192H151V191H149ZM160 192H162V191H160ZM167 192H168V191H167ZM173 192H174V190H173ZM177 192H178V191H177ZM193 192H194V191H193ZM197 192H198L197 195H196V192H194L193 195H195V196L192 197V199H193V198L195 199L196 196L199 195V193H200V192H199V189L197 190ZM13 193H14V194H13ZM24 193H25V190H24ZM24 193H23V194H24ZM29 193H30V192H29ZM38 193H39V192H38ZM40 193H41V192H40ZM42 193H44V192H42ZM45 193H47V192L45 191ZM53 193H54V192H53ZM53 193H52V194H53ZM78 193H79V192H78ZM78 193H77V194H78ZM83 193H84V191H83ZM97 193H98V192L95 193L96 196H95V194H94L95 197H97V195L99 194V193H98V194H97ZM113 193H114V192H113ZM115 193H117V191H116ZM143 193H144V192H143ZM162 193H163V192H162ZM162 193H161V194H162ZM181 193H180V194H181ZM2 194H3V193H2ZM2 194H1V195H2ZM23 194H21V197L25 196V195H23ZM50 194H49V197H50ZM52 194H51V195H52ZM80 194H81V193H80ZM87 194H88V193H87ZM92 194H93V193H92ZM111 194H112V193H111ZM111 194H110V195H111ZM117 194H118V193H117ZM138 194H139V191H138ZM145 194H146V193H145ZM171 194H172V193H171ZM177 194H179V193H177ZM240 194H242L243 196L241 197ZM22 195H23V196H22ZM29 195H30V194H28V195H26V196L29 198ZM47 195H48V194H46V196H47ZM68 195H69V194H68ZM74 195H75V193H74ZM90 195H91V194H90ZM108 195H109V193H108ZM112 195H115V194H112ZM131 195H132V194H131ZM136 195H137V193H136ZM141 195H142V192H141ZM147 195H148V194H147ZM150 195H152V194H150ZM168 195H169V194H168ZM2 196H3V195H2ZM44 196H45V195H44ZM53 196H54V194H53ZM64 196H66V195H64ZM71 196H72V195H71ZM101 196H102V195L100 194V198L102 199L103 197H101ZM118 196H119V194H118ZM118 196L116 195V198H118ZM138 196H139V195H138ZM148 196H149V195H148ZM153 196H154V195H152V198H153ZM160 196H161V195H160ZM164 196H165V195H164ZM205 196H202V197L204 198ZM3 197H5V196H3ZM3 197H2V198H3ZM10 197H11V198H10ZM15 197L17 198V197H20V196L17 195V196H15ZM27 197H25V198H27ZM30 197H31V195H30ZM41 197H42V196H41ZM41 197H40V198H41ZM78 197H79V195H78ZM98 197H99V195H98ZM119 197H120V199H121V196H119ZM132 197H134V196H132ZM142 197H143V195H142ZM154 197H155V196H154ZM165 197H166V196H165ZM169 197H170V195H169ZM174 197H176V196H174ZM174 197H172V198H174ZM181 197H182V196H181ZM183 197H184V196H183ZM198 197H200V195H199ZM240 197H241L242 199H241ZM0 198H1V197H0ZM2 198H1V199H2ZM28 198H27V199H28ZM32 198H33V197H32ZM36 198H37V197H36ZM42 198H43V197H42ZM53 198H54V197H53ZM56 198H57V195H56ZM69 198H70V197H69ZM80 198H81V197H80ZM114 198H115V197H114ZM135 198H137V197H135ZM156 198H157V195H156L155 199H156ZM167 198H168V197H167ZM170 198H171V197H170ZM176 198H179V197H176ZM176 198H175V199H176ZM186 198H188V197L186 196ZM189 198H191V197H189ZM189 198H188V199H185V197H184L183 199H184L185 201L182 202V201L180 200V201H179V204H180V205H183L182 203L187 202L186 200L190 201ZM238 198H239L240 201L243 200V198H244L245 200H243V202L239 203ZM259 198H261L260 200H262V201H259ZM3 199H4V198H3ZM3 199H2V201H3ZM12 199H14V198H12ZM19 199H21V198H19ZM22 199H24V197H23ZM22 199H21L20 201H22ZM43 199H44V198H43ZM45 199H46V198H45ZM51 199H52V198H51ZM57 199H58V198H57ZM67 199H68V196H67ZM67 199H66V201H67ZM77 199H78V198H77ZM105 199H106V198H105ZM139 199H140V198H139ZM175 199H174V200H175ZM197 199H198V198H197ZM206 199H205V202H206ZM24 200H25V199H24ZM31 200L33 201V199H31ZM31 200H28V202L31 201ZM37 200H40V201H41V199H37ZM48 200H49V199H48ZM48 200L46 199L45 201L48 203V202L50 201V200H49V201H48ZM54 200H55V202H57L56 199H54ZM68 200H69V199H68ZM81 200H82V199H81ZM81 200H80V201H81ZM103 200H104V199H102L101 202H102ZM106 200H107V199H106ZM114 200H115V199H114ZM132 200H133V199H132ZM134 200H135V199H134ZM134 200H133V201H134ZM140 200H141V199H140ZM145 200H146V199H145ZM150 200H151V199H150ZM177 200H178V199H176V201H177ZM199 200H201V198H199V199L196 200V201H199ZM202 200H203V199H202ZM202 200H201V201H202ZM257 200L259 201V204H258V203L256 204ZM2 201L0 200V203H2ZM4 201H5V199H4ZM12 201H13V200H12ZM15 201H16V200H14V202H15ZM18 201H19V200H18V198H17V203H18ZM20 201H19V202H20ZM26 201H27V200H26ZM35 201H36V199H35ZM40 201H39V202H40ZM51 201H52V200H51ZM60 201H64V200H62V198H60ZM75 201H76V200H75ZM75 201H74V202H75ZM80 201H79V202H80ZM98 201H99V200H98ZM122 201H123V199H122ZM147 201H148V200H147ZM147 201H145V202H147ZM151 201H152V200H151ZM154 201H156V200H154ZM176 201H175V202H176ZM193 201H194V200H193ZM201 201H199V203H201V204L204 206L206 203H205L204 201H203V203H202ZM43 202H44V200H42V203H43ZM58 202H59V201H58ZM103 202H105V200H104ZM140 202H141V201H140ZM145 202H144V203H145ZM148 202H149V201H148ZM167 202H168V201H167ZM180 202H181V203H180ZM194 202H195V201H194ZM194 202H193L192 204H194ZM7 203H5V205H7ZM23 203H24V201H23ZM29 203H30V202H29ZM36 203H37V202H36ZM36 203H35V204H36ZM47 203L45 204V206L48 205ZM53 203H54V202H53ZM82 203H85V201H82ZM105 203H106V202H105ZM105 203H104V204H105ZM107 203H108V202H107ZM113 203H114V202H113ZM136 203H137V199H136ZM204 203H205V204H204ZM15 204H16V203H15ZM18 204H20V203H18ZM27 204H28V203H27ZM43 204H44V203H43ZM54 204H55V203H54ZM54 204H53V205L51 204V206H52V207L50 206L51 209H52V208H53V209H54V208H57L56 206L54 207ZM62 204H63V202H62ZM76 204H77V203H75L74 205H76ZM86 204H87V203H86ZM145 204H146V203H145ZM150 204H151V203H150ZM157 204H158V203H157ZM176 204H177V202H176ZM187 204H189V203H187ZM187 204H186V206H187ZM13 205H14V204H13ZM13 205H11V208H9V209L12 210V208H15V206H16L17 204H16L14 207H12ZM23 205H24V204H22V202H21V206H19V208H20V207H21V209L23 208V209H22V210H23L22 213H24V211L27 212V210L29 211V209H28V208H24ZM32 205H33V204H32ZM38 205H39V204H38ZM55 205H57V204H55ZM58 205H59V204H58ZM58 205H57V206H58ZM106 205H109V204H105V206H106ZM111 205H112V204H111ZM113 205L116 207V204H115V203H114ZM117 205H118V204H117ZM134 205H135V204H134ZM147 205L149 206V204H147ZM164 205H165V204H164ZM196 205L198 206V205H200V204H198V202H197V203H196L195 205H193V206L196 207ZM202 205H201V207H202ZM256 205H257V206H256ZM263 205H264V203H263ZM24 206H25V205H24ZM43 206H44V205H43ZM43 206H42V207H43ZM60 206H62V205H60ZM70 206H71V205H70ZM79 206H80V205H79ZM82 206H83V205H82ZM82 206H81V207H82ZM102 206L104 207L103 203H102ZM109 206H110V205H109ZM120 206H121V205H120ZM145 206H146V205H145ZM152 206H153V205H152ZM155 206H156V203H155ZM159 206H160V205H159ZM186 206H185V208H188V206H187V207H186ZM189 206L191 207L192 205L190 204ZM205 206H206V205H205ZM5 207H7V206H5ZM26 207H27V206H26ZM37 207H38V206H37ZM37 207H36V208H37ZM71 207H72V206H71ZM84 207H85V206H84ZM103 207H102V208H103ZM106 207H108V206H106ZM110 207H111V206H110ZM110 207H108V208H110ZM156 207H157V206H156ZM177 207H178V206H177ZM198 207H200V206H198ZM262 207H263V208H262ZM0 208H1V207H0ZM16 208H18V206H17ZM16 208H15L14 210H16ZM19 208L16 210V211H18V212H16V211L14 212L13 210H12L13 212H12V211H9L8 214L11 213L13 216L15 215L16 217H12V219H14V220H11V218H10V216H9L8 220H9V219H10V220H9V221L7 220V223L9 222V224H10V222H11V225H12V226L9 225V227H7L6 229H8V228L12 229V228L14 227V226H13V222H14L15 220H17L16 218H18V220L20 219L21 216L19 215V213H20V212H19V210H20ZM30 208H32V207H30ZM40 208H41V206H40ZM60 208H62V207H60ZM74 208H75V207H74ZM87 208H88V207H87ZM104 208H105V207H104ZM112 208H114V207H112ZM120 208H121V207H120ZM154 208H155V207H154ZM154 208H153V211H152V212L157 211L156 209L159 210V208H156L155 210H154ZM174 208H175V207H174ZM182 208H183V206H182ZM202 208H203V207H202ZM259 208H260V209H259ZM7 209H8V208H7ZM7 209H5V210L8 212ZM25 209H26V210H25ZM33 209L36 210L34 207H33ZM37 209H38V208H37ZM42 209H45V207L42 208ZM53 209H52V210H53ZM58 209H59V208H58ZM76 209H80V208H76ZM88 209H89V208H88ZM88 209H87V210H88ZM149 209H150V210H149ZM149 209H148V210H149V211H148L149 213H148V212H145V213H146V214L148 213L150 216H152L151 213H150V212H151V208H149ZM183 209H184V208H183ZM183 209H182V210H183ZM195 209H197V208H195ZM52 210H51V211H52ZM66 210H67V209H66ZM80 210H81V209H80ZM84 210H85V209H84ZM105 210H106V209H104V212H105ZM110 210H111V209H110ZM122 210L124 211L125 208H122ZM182 210H181V211H182ZM184 210H185V209H184ZM186 210H188V209H186ZM193 210H194V209H193ZM198 210H199V209H198ZM204 210H208V208H206V209L203 208V211H204ZM0 211H1V212H0V216H2V218H0V220H1V219L3 220V219H5V217H8V214H7V216H6V213H4V214H5V216H4V214L2 213V208H1ZM38 211H39V209H38ZM55 211H57V209H56ZM72 211H73V210H72ZM77 211H78V210H77ZM107 211H108V209H107ZM126 211H127V210H126ZM126 211H125V212H126ZM142 211H143V210H142ZM146 211H147V210H146ZM176 211H177V210H176ZM190 211H191V210H190ZM200 211H201V213H202V209H201ZM29 212H30V211H29ZM29 212H27V213H29ZM32 212H33V210H32ZM39 212H40V211H39ZM47 212H48V210H47ZM58 212L61 213V211H59V210H58ZM80 212H81V211H80ZM108 212L110 213L111 211H108ZM117 212H118V211H116V213H117ZM192 212L195 213V211H191V213H192ZM196 212H197V214H198L197 217L199 218V215H201V213H200L199 211H196ZM198 212H199L200 214H199ZM207 212H208V213H207ZM253 212H255V213L257 212V213L259 214V217H260V218L257 217V218L255 219V216H257V215L255 214V216H254ZM261 212H262L263 217H264V209L261 210ZM261 212H260V213H261ZM1 213H2V214H1ZM14 213H15V214H14ZM16 213H17V214H16ZM33 213H34V212H33ZM35 213L37 214L38 212H35ZM49 213H50L49 215H51L52 217L54 216L53 214H56V212L53 213V211H52V213H51L50 210H49ZM105 213H106V212H105ZM111 213H112V212H111ZM114 213H115V211H113V214H112V215H114ZM129 213H130V212H129ZM183 213H184V212H183ZM191 213H190V214H191ZM29 214H30V213H29ZM47 214H48V213H47ZM47 214H46V215H47ZM76 214H77V213H76ZM82 214H83V213H82ZM87 214H88V212H87ZM87 214H86V215H87ZM118 214H119V213H118ZM120 214H121V213H120ZM148 214H147V216H149ZM153 214H155V213H153ZM186 214H187V213H186ZM203 214H202V215H203ZM12 215H11V216H12ZM17 215H19V217H17ZM24 215H25V214H24ZM31 215H32V214H31ZM31 215H28V217H30ZM42 215H44V214L41 213V216H40L41 218H42ZM49 215H48L47 217L50 218L51 216H49ZM57 215H58V213H57ZM57 215H56V216H57ZM77 215H78V214H77ZM94 215H95V214H94ZM94 215H93V217H94ZM116 215H117V214H116ZM129 215H130V214H129ZM202 215H201L200 217H202ZM204 215H205V214H204ZM206 215H205V217H207ZM252 215H253L254 217H253ZM32 216H34V215H32ZM56 216L54 217V218H55V221L57 220V219H56ZM60 216H61V214H60ZM79 216H80V215H79ZM108 216H109V215H108ZM140 216H141V214H140ZM167 216H168V215H167ZM185 216H186V215H185ZM261 216H262V215H261ZM3 217H4V218H3ZM24 217H25V216H24ZM40 217H39V218H40ZM47 217L45 216V218L48 220L49 218H47ZM58 217H59V216H58ZM58 217H57V218H58ZM113 217H114V216H113ZM113 217H112V218H113ZM123 217H124V216H123ZM183 217H184V216H183ZM197 217H196V218H197ZM208 217H207L206 219H208ZM251 217H253V219H252ZM21 218H22V217H21ZM30 218H31V217H30ZM77 218H78V216H77ZM125 218H127V217H125ZM132 218H133V217H132ZM150 218H151V217H150ZM159 218H160V217H159ZM173 218H174V217H173ZM198 218H197V222H199V220H200V218H199V219H198ZM232 218H233V217H232ZM232 218H231V220H232ZM236 218H237V219H236ZM249 218H251V219H249ZM6 219H7V218H6ZM25 219H26V218H25ZM34 219H36V218H34ZM61 219H62V218H61ZM121 219H122V218H121ZM121 219L119 218L118 220H121ZM123 219H124V218H123ZM128 219H129V218H128ZM166 219H167V218H166ZM188 219H190V218H188ZM206 219H205V220H206ZM18 220H17V221H18ZM22 220L24 221L23 218H22ZM26 220H28V219H26ZM42 220H43V223H45L44 219H42ZM53 220H54V219H53ZM75 220H76V217H75ZM84 220H85V219H84ZM104 220H105V219H104ZM106 220H107V218H106ZM115 220L118 221V220H117V217H116ZM115 220H114V222H115ZM142 220H143V219H142ZM172 220H173V219H171V221H172ZM176 220H177V219H176ZM201 220H202V218H201ZM201 220H200V221H201ZM203 220H204V219H203ZM205 220H204V221H205ZM254 220H253V221H254ZM4 221H5V220H4ZM12 221H13V222H12ZM19 221H21V219H20ZM33 221H34V220H33ZM37 221H39L38 218H37ZM55 221H53L52 223H54ZM57 221H60V220H57ZM108 221H110V220H108ZM129 221H130V220H129ZM134 221H135V220H134ZM136 221H137V219H136ZM156 221H157V220H156ZM158 221H159V220H158ZM161 221H162V220H161ZM206 221H207V220H206ZM248 221L251 222V223H249ZM112 222H113V221H112ZM118 222H119V221H118ZM139 222H140V221H139ZM188 222H189V221H188ZM227 222H229L228 219H227ZM260 222H261V223H260ZM263 222H264V221H263ZM7 223H6V224H7ZM14 223H15V222H14ZM39 223H40V222H39ZM41 223H42V221H41ZM43 223H42V224H43ZM47 223H48V222H47ZM57 223H59V222H57ZM78 223H80V222H78ZM85 223H87V222H85ZM95 223H96V221H95ZM104 223H105V222H103V226H104ZM110 223H111V222H109V225H111ZM140 223H141V222H140ZM164 223H165V222H164ZM176 223H178V222H176ZM203 223L206 225L205 222H202L201 224H203ZM18 224H19V222H18ZM20 224H21V223H20ZM24 224H25V223H24ZM74 224H75V223H74ZM82 224H83V223H82ZM89 224H90V222H89ZM107 224H108V223H106L105 225L108 227ZM120 224H121V222H120ZM125 224H126V223H125ZM125 224H124V226H125ZM127 224H128V223H127ZM129 224L132 225V223H129ZM133 224H134V222H133ZM135 224H137V222H136ZM158 224H159V223H158ZM167 224H168V223H167ZM167 224H166V225H167ZM169 224H170V223H169ZM171 224H172V227H173V224H174V223H171ZM195 224H196V223H195ZM201 224H200V222H199V225H201ZM204 224H203V225H204ZM230 224H231V223H230ZM247 224H248V225H247ZM255 224L252 223L251 225H252L253 227L256 228V227L258 226V224H257V225H255ZM0 225H2V224L0 223ZM37 225H38V224H37ZM39 225L41 226V224H39ZM56 225L58 226V224H56ZM80 225H81V224H80ZM90 225H91V224H90ZM115 225H117V224H115ZM131 225H130V227H131ZM139 225H140V224H139ZM161 225H162V222H161ZM166 225H165V227H166ZM222 225H223V224H222ZM263 225H264V224H263ZM7 226H8V224H7ZM10 226H11L12 228H11ZM21 226H23V229H24L25 226H26V224H25V226H24V225H21ZM43 226H44V225H43ZM54 226H55V225H54ZM54 226H53V227H54ZM61 226H62V225H61ZM106 226H104L103 228H105V229L107 230V227H106ZM122 226H123V225H122ZM126 226H127V225H126ZM195 226H196V225H195ZM227 226H228V225H226V227H227ZM3 227H4V226H3ZM18 227H19V229H15L16 227L14 228L16 231H14V229H13V231L15 232V234H16V232H18V234L20 233L19 230H21L22 227H20V225H18ZM28 227H29V226H28ZM45 227H46V226H45ZM48 227H49V226H48ZM48 227H46V228H48ZM81 227H83V226H81ZM90 227H91V226H90ZM97 227H99V226H97ZM101 227H102V226L100 225V228H101ZM161 227H162V226H161ZM165 227H162V228H165ZM168 227H169V225H168ZM174 227H175V226H174ZM185 227H187V226H185ZM196 227H197V226H196ZM224 227H225V224H224ZM228 227H229V226H228ZM263 227H264V226H263ZM263 227H262V228H263ZM0 228H1V227H0ZM4 228H5V227H4ZM31 228H32V227H31ZM36 228H37V227H36ZM50 228H51V227H50ZM55 228H56V227H55ZM86 228H87V227H86ZM91 228H92V227H91ZM100 228H97V229L95 228V229H96V230H98V229L100 230ZM109 228H114V227H109ZM109 228H108V229H109ZM118 228H119V227H118ZM137 228H138V227H137ZM166 228H167V227H166ZM193 228H194V225H193ZM193 228H191V230H192ZM197 228H198V227H197ZM210 228H205V229L207 230V229H210ZM255 228H254V229H255ZM262 228H261V229H262ZM6 229H5V230H6ZM23 229H22V230H23ZM27 229H28V228H27ZM48 229H49V228H48ZM53 229H54V228H53ZM53 229H52V230H53ZM76 229H77V228H76ZM78 229L80 230V232L78 231V233H81V229H80V228H78ZM88 229H89V228H88ZM88 229H87V230H88ZM114 229H115V228H114ZM114 229H111V230H114ZM131 229H132V228H131ZM154 229H155V228H154ZM177 229H178V228H177ZM188 229H189V227H188ZM188 229H187V231H188ZM201 229L203 230L204 228H201ZM222 229H223V227H222ZM251 229L253 230V233H254V234L257 233V231H254L253 228H251ZM1 230H2V228L0 229V232H1ZM17 230H18V231H17ZM29 230H31V231H29ZM29 230H27L28 234L25 232V236L23 235V237H22V238L26 241V242L24 241V243H26V246H28L27 243H29L30 245H32L34 242L31 243V241H33V240L35 241V239H36V238H34L33 240L31 239V241H28V240H27V239H29V237H31V236H29V233H30V235H31V233L33 232L32 229H29ZM37 230H38V229H37ZM55 230H56V229H55ZM84 230H85V228H84ZM167 230H168V229H167ZM167 230H166V231H167ZM189 230H190V229H189ZM191 230H190V231H191ZM195 230H196V228H195ZM198 230H199V229H198ZM206 230H205V231H206ZM224 230H226V229H224ZM233 230H232V231H233ZM246 230H247V229H244V230H243V231H245V232H243V235H242L241 237L239 236L240 234L236 235V237H237V238H240L241 240H243V239H242L243 236H245V237H246V236H249V238L251 239V236H252V230H248V232L250 233V235H249V233L246 232ZM258 230H259V226H258ZM7 231H9V230H7ZM40 231H41V232H44V231H46V229L43 230V231L39 229V232L37 233V237H38V238H39L40 236H42V234H39ZM50 231H51V229H50ZM85 231H86V230H85ZM90 231H91V230H90ZM103 231H104V230H103ZM109 231H110V230H109ZM109 231L107 230V232H109ZM115 231H116V230H115ZM171 231H172V230H171ZM173 231H174V230H173ZM173 231H172V232H173ZM184 231H186V229H184ZM193 231H194V230H193ZM193 231H191V233L189 232V234H192ZM205 231H204V235H205ZM218 231H220V230H218ZM218 231H217V232H218ZM250 231H251V232H250ZM3 232H4V231H3ZM3 232H2V233H3ZM14 232H13L14 237H15V236L17 237L18 234L15 235ZM47 232H48V230H47ZM51 232H52V231H51ZM54 232H55V231H54ZM54 232H52V233H54ZM57 232H58V231H57ZM82 232H84V231H82ZM97 232H99V231H97ZM97 232H96V233H97ZM101 232H102V229H101ZM119 232H120V231H119ZM123 232H124V230H123ZM128 232H129V230H128ZM172 232H171V233H172ZM178 232H179V230H178ZM198 232H199V231H198ZM206 232H207V231H206ZM225 232H226L225 235H229V234H227L228 231H225ZM225 232H224V233H225ZM259 232H262V230L259 231ZM2 233H1V234H2ZM4 233H5V234H4L5 237L3 236V239L6 238V232H4ZM33 233H34V232H33ZM48 233H49V232H48ZM86 233L89 234L90 232L86 231V232H85V235H86ZM92 233H94V231H93ZM125 233H127V232H125ZM166 233H167V232H166ZM168 233H169V232H168ZM171 233H169V234L171 235ZM174 233H175L174 236H175V238H176V236H177V235H176V232H174ZM185 233H186V232H185ZM193 233H194V232H193ZM200 233H201V232H200ZM202 233H203V231H202ZM202 233H201V234H202ZM218 233H221V234H222L221 231L218 232ZM244 233H245V234H244ZM246 233H247L248 235H247ZM9 234H10V232L7 233V238H8V236H10V237L13 236V235H12V232H11L10 235H9ZM38 234H39V236H38ZM102 234H104V235H103V237H104V236H105V233H102ZM102 234H101V235H102ZM108 234H109V233H107V235H108ZM111 234H112V233H111ZM116 234H117V233H116ZM153 234H154V233H153ZM169 234H168V235H169ZM172 234H173V233H172ZM189 234H188V235H189ZM195 234H196V232H195ZM231 234H230V235H231ZM27 235H28V237H27ZM49 235H50V233H49ZM55 235H56V234H55ZM55 235L53 234L52 236H54V238H55ZM81 235H83V234H81ZM94 235H95V234H94ZM98 235H99V234H98ZM113 235H114V233H113ZM122 235H123V234H122ZM122 235H119V236H122ZM124 235H125V234H124ZM182 235H183V234H182ZM182 235L180 234L179 237H182L183 241H186V240H187L186 243L190 241V244H195L196 240H194V242L191 243V242H192V239L188 241V239H190V238H187V236H186L185 234H184L185 237L182 236ZM198 235H199V234H198ZM198 235H194V236H198ZM258 235H260V234L257 233V235H255V236L257 237ZM263 235H264V233H263ZM46 236H47V235H46ZM78 236H79V235H78ZM114 236H115V235H114ZM119 236H118V237H119ZM151 236H152V235H151ZM166 236H167V235H166ZM192 236H193V235H191V238H195V239H197L196 237H192ZM200 236H202V235H200ZM216 236H217V235H216ZM218 236H219V235H218ZM218 236H217L216 238H219ZM220 236H221V235H220ZM238 236H239V237H238ZM260 236H261V235H260ZM1 237H2V235H1ZM10 237H9V238H10ZM25 237H27V238H25ZM83 237H84V236H83ZM85 237H86V240H85V239H83V240L86 241V243H88L87 240H89V239H87V236H85ZM115 237H116V236H115ZM118 237H117V240H118ZM158 237H159V236H158ZM162 237H163V236H162ZM167 237H170V236H167ZM171 237H173V236H171ZM202 237H203V236H202ZM204 237H205V236H204ZM204 237H203V238H204ZM207 237H208V236H207ZM210 237H211V238H210ZM245 237H243V238H245ZM256 237H255V238H256ZM7 238H6V239H7ZM9 238H8V239H9ZM12 238H13V237H12ZM31 238H32V237H31ZM42 238H45V237H42ZM88 238H90V237H88ZM91 238H92V240H93V237H91ZM177 238H178V236H177ZM177 238L174 239V240H177L176 242H179L178 240H180V238H178V239H177ZM185 238H186V240H184ZM198 238H199V237H198ZM205 238H206V237H205ZM223 238H224V236H223ZM225 238H227V237H225ZM231 238H230V240H232ZM234 238H235V236H234ZM237 238H235V241H237V240H236ZM253 238H254V237H253ZM23 239H22V242H23ZM165 239H167V238L165 237ZM206 239L208 240V238H206ZM206 239H205V240H206ZM219 239L221 240V237H220ZM228 239H229V238H228ZM240 239H239V240H240ZM250 239H249V240H250ZM29 240H30V239H29ZM92 240H91V241H92ZM95 240H96V239H95ZM99 240H100V239H99ZM145 240H146V239H144V241H145ZM202 240H203L202 238H201V240H200V238H199V239L197 240L198 242H196V244H195L193 247H192L189 243H187V244H189V247L191 246L190 248L192 249L193 252H195L193 248H194V247L197 245V243H198L197 251H199L200 249H202L201 247H199V246L202 244V243L199 242V241H202ZM214 240L217 241V239H213L212 242H214ZM222 240H224V239H222ZM222 240H221L220 244L226 241V240H224V241L222 242ZM247 240H248V238H247ZM249 240H248V241H249ZM261 240H262V241H261V242H262L261 245H263V240H264V239H261ZM2 241H4V240H2ZM6 241H7V242H5V241H4V242L7 243V245L10 244V243L12 242V244H14V245L17 244V245H19V246L22 248V244H21V245H20V243H19V244H18V243L15 244L11 239H10V241H11L10 243H9V240H6ZM37 241H38V240H37ZM37 241H35V243H34L33 245H38L39 242L36 243ZM40 241H41V243H42L43 240H40ZM50 241H51V240H50ZM50 241H49V242H50ZM53 241H55V240H52V242H53ZM80 241H81L80 243H81V247H82V243H85V242H82V240H80ZM109 241H110V240H109ZM165 241H167V240H165ZM168 241H169V239H168ZM168 241H167V243H168ZM181 241H182V240H180V244L183 245L184 243H182ZM216 241H215L214 243H216ZM218 241H219V240H218ZM228 241H229V240H228ZM248 241H247V243L245 244V246L248 245L249 243H253V242H249V243H248ZM256 241H257V240H256ZM258 241L260 242V240H258ZM49 242H48V243H49ZM52 242H51V243H52ZM94 242H95V241H94ZM110 242H111V241H110ZM142 242H143V241H142ZM174 242H175V241H174ZM174 242H173V243H174ZM202 242L204 243L205 241L203 240ZM206 242H207V241H206ZM212 242H211V243H212ZM230 242H232V241H230ZM237 242H238V241H237ZM239 242L241 243V241H239ZM239 242H238V246H240V243H239ZM43 243H44V242H43ZM43 243H42V244H43ZM51 243H50V244H51ZM80 243H79V244H80ZM98 243H99V242H98ZM118 243H119V242H118ZM164 243H165V242H164ZM200 243H201V244H200ZM0 244H1V239H0ZM12 244H10V245H12ZM42 244H39V245H42ZM44 244H45V243H44ZM90 244H91V243L89 242L88 245H90ZM111 244H112V243H111ZM113 244H114V242H113ZM120 244H121V243H120ZM124 244H125V243H124ZM170 244H172L171 239H170ZM170 244H167V245H168V246H171ZM174 244H175V243H174ZM199 244H200V245H199ZM229 244H230V243H229ZM233 244H234V243H233ZM236 244H237V243H236ZM236 244H234V245H236ZM255 244H256V243H254V244H252V245H255ZM257 244H259V243L257 242ZM257 244H256V245H257ZM10 245L7 246L8 248L10 247V248H9L10 250L6 247L9 251H11V249H12V250H13V249H14V250L16 249L17 251H16V250H15V251L18 252V247L15 248V246L12 245V247H14V248H11ZM17 245H16V246H17ZM33 245H32L33 248L36 247V246H33ZM39 245H38V246H39ZM46 245H47V244H46ZM52 245H53V244H52ZM84 245L86 246V244H84ZM84 245H83V246H84ZM114 245H115V244H114ZM163 245H165V244H163ZM175 245H176V244H175ZM177 245H179V243H177ZM182 245L177 246V247L174 246V245H172L171 248L174 246V247H176L175 250H173V248L171 249V248L169 247V249H171V251L168 249L169 251L167 250V252L169 253V255L171 254V255H170L171 258H173V259H174V258H175V259L177 258V257H176V253H177L176 251H178V253H179V250H181V249L183 248V246L185 247V244H184L183 246H182ZM204 245H206V244H203L202 247H203ZM208 245H209V244H208ZM217 245H219V243H217ZM242 245H243V244H241V246H242ZM252 245H251V246H252ZM256 245L254 246L255 250H254V248H252V247H251V248H252V249H251L250 247L248 248V247L246 246L245 248L250 249V251H249V250L246 251L247 249L243 248V249H245V252H244V251H243V252L241 251V252L244 253V254H245V253L248 254V255H249V259H250L251 256L253 255V252H252L251 250H254V252H255V251H256ZM1 246H2V244H1ZM1 246H0V247H1ZM5 246H6V245H5ZM123 246H124V245H123ZM186 246H187V245H186ZM221 246H222V245H221ZM241 246H240V247H241ZM249 246H250V244H249ZM258 246H259V248L261 249V246H260V245H258ZM258 246H257V250H258V252H261V251L263 252V251H264V247H263V249L260 250V249H258ZM3 247H4V244H3V246L0 248L1 251L3 250V249H2ZM53 247H54V246H53ZM55 247H56V246H55ZM55 247H54V248H55ZM91 247H92V246H91ZM104 247H106V246H104ZM114 247H115V246H114ZM163 247H165V246H163ZM179 247H180V248H179ZM181 247H182V248H181ZM187 247H188V246H187ZM187 247H186V248H187ZM189 247H188V249H189ZM207 247H208V246H207ZM207 247H206V250H207ZM228 247H229V246H228ZM232 247H233V246H232ZM234 247H235V246H234ZM236 247H237V246H236ZM4 248H5V247H4ZM6 248H5V249H6ZM28 248H29V247H27V249H28ZM41 248H42V246H40L39 248L36 247V248L33 249V251H35V250L38 251V250L41 249ZM54 248H53V249H54ZM72 248H73V247H72ZM76 248H77V250H78V247H76ZM83 248H84V247H83ZM87 248H88V247H87ZM123 248H124V247H123ZM166 248H168V247H166ZM166 248H165V249H166ZM178 248H179V249H178ZM195 248H196V247H195ZM199 248H200V249H199ZM214 248H215V247H212L211 249H214ZM5 249H4V251H5L4 253L8 252V251H6L7 249H6V250H5ZM37 249H38V250H37ZM56 249H57V248H56ZM80 249H81V248H80ZM84 249H85V248H84ZM110 249H113V247H112V248L110 247ZM116 249H117V248H116ZM125 249H126V248H125ZM138 249H139V248H138ZM177 249H178V250H177ZM188 249H187V250H188ZM198 249H199V250H198ZM204 249H205V248H204ZM215 249H216V248H215ZM215 249H214V250H215ZM223 249H226V248L223 247L222 250H223ZM227 249H228V248H227ZM229 249H230V248H229ZM233 249H234V248H233ZM237 249H238V248H237ZM42 250H43V249H42ZM42 250H39V251L41 252ZM104 250H106V252H109V251H107L106 248H105ZM113 250H115V249H113ZM184 250H185V249H183V252H184ZM189 250H190V249H189ZM189 250L187 251L188 253H185L186 250H185L184 253H185V254H189V252L191 253V251H189ZM231 250H232V249H231ZM234 250H235V249H234ZM259 250H260V251H259ZM1 251H0V252H1ZM15 251H14V252L11 251V252L16 254ZM39 251H38V252H39ZM53 251H54V250H53ZM85 251H86V250H85ZM102 251H103V250H102ZM173 251H174V252H173ZM181 251H182V250H181ZM197 251H196V252H197ZM201 251H202V250H201ZM201 251H200V252H201ZM207 251H208V250H207ZM209 251H210V250H209ZM218 251H219V253L221 254V252H220V248L218 249ZM223 251H225V250H223ZM227 251H228V250H227ZM237 251H239V253H240V250H237ZM11 252H9V255H7L8 253H7V254H4L3 252H1L0 254H3V257H2L3 260H4V256H5V258L8 257V256H10V255L12 254ZM29 252H32V250L29 251ZM29 252H24V253H28V255H27V254L25 255V254L23 253V254H24L23 257L26 256V258H22L23 261H21V258H20V257H22V254H21L22 252L20 253V254H21L20 257H19L18 255H14V254H12L13 256L11 255L10 257H14V256L16 257V256H18V258H15V259L13 258V259H14V261H17V262H18V261H19L18 259L20 258V261L22 262V264L25 263V261H26V260H24V259H29V257H30L31 259H29V261L27 260V263H25V264H29L30 262L32 263V262L34 261V259L37 260V259H39L41 256H42V258H43V255L46 254V252L43 254V252H44V251H43V252H41V254H43V255H40V253H39L40 257L37 258V257L34 256V257H33L34 259H33L31 256H29ZM38 252H36V255H37V256H38V254H37ZM82 252H83V251H82ZM96 252H97V250H96ZM111 252H112V251H111ZM116 252H117V251H116ZM172 252L175 254V256L173 255ZM193 252H192V253H193ZM200 252H199V254H200ZM230 252H231V251H230ZM249 252H250V254H249ZM251 252H252V255H251ZM34 253H35V252H34ZM70 253H71V252H70ZM89 253H90V252H89ZM97 253H98V252H97ZM125 253H126V252H125ZM165 253H166V252H165ZM165 253H164V254H165ZM168 253H166V254H168ZM184 253H183V254H184ZM203 253H204V251H203ZM205 253H206V251H205ZM219 253H218V254H219ZM255 253H256V252H255ZM18 254H19V253H18ZM47 254H48V253H47ZM71 254H72V253H71ZM82 254H83V253H82ZM95 254H96V253H95ZM109 254H110V253H109ZM126 254H127V253H126ZM126 254H125V256H126ZM166 254H165V255H166ZM180 254H182V252L179 253V255H180ZM185 254H184V255H185ZM216 254H217V253H216ZM237 254H238V253H237ZM237 254H236V255H237ZM246 254H245V255H246ZM257 254H258V253H257ZM259 254H260V253H259ZM259 254H258V255H259ZM30 255H31V254H30ZM66 255H67V254H66ZM66 255H65V256H66ZM78 255H79V253H78ZM88 255H89V254H88ZM88 255H87V256H88ZM92 255H93V254H92ZM103 255H104V254H103ZM106 255H107V254H106ZM122 255H123V254H122ZM172 255H173V256H172ZM177 255H178V254H177ZM202 255H203V254H202ZM208 255H210V253H208ZM223 255H225V254H223ZM223 255H221V256H223ZM226 255H228V254H226ZM226 255H225V256H226ZM241 255H242V254H241ZM258 255H257V257L260 258V259H262V256H260V255L258 256ZM262 255H263V253H262ZM27 256H28V257H27ZM49 256H50V255H49ZM63 256H64V255H63ZM63 256H62V258L64 259L65 257H63ZM71 256H72V255H71ZM87 256H86V257H87ZM89 256L92 257L91 255H89ZM93 256H96V255H93ZM104 256H105V255H104ZM118 256H119V254H118ZM128 256H130V255H128ZM138 256H139V255H138ZM190 256H192V255H190ZM190 256H189V259H190L189 261H191V264H193V263H192V260H193L194 258H196V259H194V262H197V259H199V256H200V255H199V256H198V255H193V256H194L193 258L190 257ZM195 256H196V257H195ZM197 256H198V258H197ZM211 256H212V255H210V257H211ZM215 256H216V258H215L213 264L219 262L220 260L222 261V259L225 257V256H223V257H221L222 259L220 258V260H219V255H218V257H217V255H215ZM242 256H244V255H242ZM242 256H241V257H242ZM0 257H1V256H0ZM74 257L76 258L77 256H74ZM98 257H99V256H98ZM106 257H107V256H106ZM116 257H117V256H116ZM122 257H124V256H122ZM142 257H143V256H142ZM168 257H169V256H168ZM168 257H167V258L165 257V258L168 259ZM180 257H181L182 259L184 258L183 255H182V256H179V258H180ZM185 257H187V256H185ZM204 257H205V256H204ZM210 257H208V258H210ZM227 257H228V256H227ZM227 257H226V258H227ZM244 257H245V256H244ZM246 257H247V255H246ZM257 257H254V258H256V259H254V260L256 261V264H257V263L259 264V263H260L259 261H261V260H260V259H257ZM2 258H1V259H2ZM8 258H9V257H8ZM42 258H41V259H42ZM44 258H45V257H44ZM60 258H61V257H60ZM70 258H71V257H70ZM70 258H69V260H70ZM75 258H74V259H75ZM78 258H79V257H78ZM92 258H93V257H92ZM100 258H101V257H99V259H100ZM104 258H105V257H104ZM127 258H130V257H127ZM143 258H144V257H143ZM179 258H177V259H179ZM181 258H180L179 260L182 261ZM200 258H201V260L203 259L204 261H205V260H208V261H209V259H206L207 257H206V258H202V257H200ZM239 258H240V257H239ZM242 258H243V257H242ZM263 258H264V256H263ZM16 259H17V260H16ZM41 259H40V260H41ZM45 259H46V258H45ZM53 259H54V258H53ZM65 259H66V258H65ZM86 259H87V258H86ZM95 259H97V258H95ZM117 259L120 260V258H117ZM139 259H140V258H139ZM163 259H164V258H163ZM169 259H170V258H169ZM175 259H174V260H175ZM177 259H176V260H177ZM184 259H185V258H184ZM184 259H183V261H182L183 263L181 262V264H185V263L188 261V260H187V261L185 262ZM191 259H192V260H191ZM217 259H218L219 261H218ZM251 259H253V258H251ZM5 260H6V259H5ZM5 260L3 261V264H5V263L8 264L7 262L10 261V259H7V260H6L7 262H6ZM8 260H9V261H8ZM36 260H35V261H36ZM107 260H108V259H107ZM119 260H117V262H119L118 264H120V261H119ZM121 260L123 261V258H121ZM124 260H125V259H124ZM142 260H143V261H147L146 259H145V260L142 259ZM179 260H177V261L179 262ZM185 260H186V259H185ZM195 260H196V261H195ZM224 260H225V261H224ZM224 260H223L224 262H228V261H226L225 258H224ZM227 260H228V259H227ZM231 260H234V259L232 258ZM243 260H244V258H243ZM245 260H246V258H245ZM254 260H253V261H254ZM258 260H259V261H258ZM12 261H13V260L11 259L10 264H12V263H16V264H17V262H14V261L12 262ZM20 261H19V263H21ZM35 261H34V262H35ZM55 261H56V260H55ZM61 261H62V259H61ZM70 261H71V260H70ZM87 261H88V260H87ZM94 261H95V260H94ZM100 261H101V260H100ZM105 261H106V260H105ZM108 261H109V260H108ZM131 261H132V260H131ZM137 261H140V260H137ZM170 261H171V260H170ZM170 261H167V264H168V262H170ZM177 261H174V262H177ZM208 261H207V264H212V263H209ZM215 261H216V262H215ZM223 261L220 262L219 264L224 263ZM247 261H248V257H247ZM250 261H251L250 264H253V263H252L253 261H252V260H250ZM257 261H258V262H257ZM262 261H263V260H262ZM11 262H12V263H11ZM37 262H38V264H39L41 261L39 262V261L37 260L36 263H37ZM45 262H46V261H45ZM59 262H60V261H59ZM66 262H67V261H66ZM66 262H65V263H66ZM75 262H76V260H75ZM103 262H104V261H103ZM110 262H111V261H110ZM124 262H125V261H124ZM141 262H142V261H141ZM155 262H157V261H155ZM184 262H185V263H184ZM205 262H206V261H205ZM205 262H204V263H205ZM211 262H212V261H211ZM0 263H2V261H0ZM31 263H30V264H31ZM60 263H61V262H60ZM68 263H69V262H68ZM78 263H79V261H78ZM91 263H92V262H91ZM101 263H102V262H101ZM107 263H108V262H107ZM126 263H127V261H126ZM128 263H129V262H128ZM239 263H241V261H240ZM32 264H33V263H32ZM43 264H44V263H43ZM46 264H47V262H46ZM62 264H63V263H62ZM69 264H72V263H69ZM73 264H74V262H73ZM88 264H90V263H88ZM92 264H93V263H92ZM94 264H95V263H94ZM103 264H104V263H103ZM112 264H113V263H112ZM115 264H117V263H115ZM171 264H172V263H171ZM179 264H180V262H179ZM186 264H190V263H186ZM195 264H199V263L197 262V263H195ZM200 264H203V262H200ZM247 264H249V263H247Z\"/></svg>","mask_w":264,"mask_h":264}]
</instances>
